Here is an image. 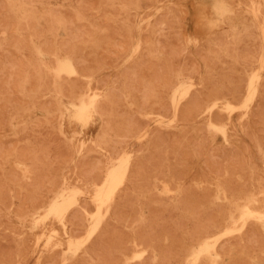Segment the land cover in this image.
<instances>
[{
    "label": "rangeland",
    "instance_id": "1",
    "mask_svg": "<svg viewBox=\"0 0 264 264\" xmlns=\"http://www.w3.org/2000/svg\"><path fill=\"white\" fill-rule=\"evenodd\" d=\"M8 1L9 0H0V9L2 8V7H4L6 10L8 9ZM73 1V2H72ZM92 1H93V3H92ZM95 1V2H94ZM102 0H89V2H90V4H89V2H88V0H33V2L35 3V5L38 7V8H48L49 9V11L51 12V16L52 15H55V16H59L62 20H63V22H64V24H63V26H58V25H55V26H53V27H51L50 26V24H51V21L49 22H46V20H50V19H48V18H51V17H49L48 16V18L47 19H45V21H43L41 24H36V27H35V24H19V22L16 20V21H14L13 20V18L15 17L13 14H12V12H7V11H9V9L6 11L4 8V10L3 9H1V14L3 13H5L3 16H5V17H7L6 15L8 14H10L9 15V18L11 17V16H14V17H12V18H8V20L7 21H5V24L3 23V25L4 26H6V27H4L1 23V25H2V28L0 29V69L2 70V73H3V77L5 78V76L7 75V77H8V74H11V73H14L15 72V74H17V76L16 77H14L15 76V74L13 75H10V76H12V78H5V80H4V82H5V84H4V82L3 81H1V80H3L4 78L1 76L0 78H1V80H0V87H1V85H2V82H3V84H4V88H3V85H2V87L0 88V91L2 90V93L1 94H3L4 95V93H8V92H6V90L8 89V91H12L11 93L12 94H14L13 96H12V94L9 92L8 93V95H6V97H5V95L4 96H2V97H4V98H6L5 100H4V98H2L1 96H0V101H1V99H3V101H1L0 103V114H1V116H0V125H1V128H0V146L2 145V146H5V147H7V148H1L0 147V150L2 151V150H5L4 151V154H3V151L1 152L0 151V154H1V156L3 157V158H1L0 157V162L1 161H3L2 163H0V174H2L3 176H1L0 178H3V179H1L0 180V186H2L0 189H1V191H0V194H1V192H2V194H1V196L2 197H4L5 196V199H6V197H7V191H8V197L11 199H8L7 198V200H4V199H2V201H0L1 203L3 202L4 203V201H5V207L4 206H2V205H4V204H1L0 203V222H2V224H0V229L2 230V231H0V233H1V235H0V244H2V245H0V259L1 258H3V259H1L0 261V264H6V263H4L5 261L7 262V264H41L40 262H42L43 260L45 261H43L42 263L43 264H51L50 263V261L52 262V260L53 259H55V257L54 256H56V259L58 260H53L54 262L52 263V264H56L57 262H59L60 261V263H57V264H83V263H86V264H93V262H94V264H99L100 262V264H105V263H107V262H110V263H107V264H132L133 262V264H141V262H142V264H161V263H163L165 260H167V259H170V260H168V261H165L164 262V264H171V263H173V264H177L178 263V261H179V263L178 264H183V262H184V264H189L190 263V261H191V259H192V257H189V256H191L190 255V251H192L193 249L192 248H198L199 247V245H200V243L201 242H203L204 240H207V241H210L211 243L213 242H215V240H217L216 242H215V244H214V249L216 250V252H220V253H223V252H225V256L224 255H222L221 254V258L219 259H217L215 262L213 261V259H211L212 257L209 255V253L207 254V252L205 253H203L201 256V258H200V260H199V262L197 263V264H207V262H208V264H211V262H212V264H226L227 262V264H264V262L263 261H260V260H264L263 258H264V252H262V251H264V225H263V223L260 221H258L257 219H256V221H254L255 219L254 218H248L247 219V221H246V224L244 225V226H246L247 225V223H248V225L246 226V227H241V229H240V226H241V221L242 220H240V222L238 221L239 219H241V218H239V217H241L240 215H241V205L244 203V201H245V199H246V197H249L248 195H250V197H253V199H255V206H257V207H263L264 208V144H262V143H264V140H263V138H264V0H222L223 2H224V5L226 6V8H227V10L226 11H223L222 13H220L219 15H216L215 13H214V11H213V9H212V7H211V4L209 3L210 2V0H146V2H145V0H137L136 2H135V0H134V2L136 3V4H132L131 2H129V3H127V1L126 0H103L102 2H101ZM105 1V2H104ZM130 1H133V0H130ZM149 1V2H148ZM3 2H4V6H3ZM151 2V3H150ZM192 2H194V3H192ZM2 3V4H1ZM100 3V4H99ZM103 3V4H102ZM127 3V4H126ZM131 3V4H130ZM260 3V4H259ZM84 4V5H83ZM96 4V5H95ZM152 4V5H151ZM193 4V5H192ZM85 5H87V6H85ZM95 5V6H94ZM175 5V6H174ZM70 6V7H69ZM83 6H85L84 8H83ZM97 6V7H96ZM98 6H99V8H98ZM105 6H106V9H107V11L105 10ZM118 6V7H117ZM146 7V8H143V7ZM149 6V7H148ZM170 6V7H169ZM172 6V7H171ZM175 7V9H174V7ZM206 6V7H205ZM72 7V8H71ZM104 7V8H103ZM117 7V8H116ZM252 7H254V8H252ZM56 8V9H55ZM68 8V9H67ZM69 8H71V10L70 11H68L69 10ZM102 8H103V10H102ZM183 8V9H182ZM54 11H53V10ZM59 9V10H58ZM67 11H66V10ZM74 9V10H73ZM110 9V10H109ZM114 9V10H113ZM161 9V10H160ZM258 9H259V11H258ZM4 12H3V11ZM64 10V11H63ZM105 10V11H104ZM115 10H117L118 12H115ZM121 10V11H120ZM136 10V11H135ZM62 11V12H61ZM102 11L104 12L103 13V15L105 14V16H103L102 15ZM122 12V13H120V12ZM258 11V12H257ZM57 12V13H56ZM84 12V13H83ZM96 12V13H95ZM165 12H167L166 13V16L165 15H163V13H165ZM59 13V14H58ZM63 13H65V15L67 14V13H70V14H67V15H70V16H72V18H70L69 16H67L66 15V17H65V15H62ZM86 13V14H85ZM118 13V14H117ZM132 13H135L134 15L132 14ZM162 13V14H161ZM169 13V14H168ZM237 13V14H236ZM0 14V18L1 17H3L2 15ZM12 14V15H11ZM94 14V15H93ZM102 16H101V15ZM168 14V15H167ZM178 14V15H177ZM180 14V15H179ZM228 14V17H229V19L227 20L226 19V15ZM234 14H235V16H234ZM114 15H116V16H114ZM160 15V16H159ZM174 15V16H173ZM178 17H177V16ZM240 15V16H239ZM247 15V16H246ZM118 16V17H117ZM160 18H159V17ZM162 16H163V20H162ZM169 16H171V20H170V17ZM5 17H3V19L1 18V21L0 22H3L2 20H4V18ZM64 17H65V19H64ZM69 17V18H68ZM133 17H134V19H133ZM156 17H158V18H156ZM169 17V18H168ZM232 17V18H231ZM16 18V17H15ZM71 20V19H73L72 21H74V20H76V21H74L73 23L70 21L69 22V20ZM117 18V19H116ZM130 18V19H129ZM184 18V19H183ZM225 18V19H224ZM234 18L236 19V20H238L237 22H236V20H234ZM17 19V18H16ZM90 19V20H89ZM133 20V22H132V20ZM160 19V21L161 22H163V23H161V25L159 24V22L160 21H158ZM173 19H174V21H175V19H176V23H173L174 21H173ZM179 19V20H178ZM247 19V20H246ZM5 20H6V18H5ZM65 20H67L66 22H65ZM97 20V22L98 23H94L95 21ZM171 22H170V21ZM181 20V21H180ZM233 20V21H232ZM8 21L10 22V24H8ZM14 23H13V22ZM156 21V22H155ZM168 21L169 22V24L171 23V24H173V26L175 27V25H177L175 28L174 27H171V26H166L168 23H166V22ZM173 21V22H172ZM182 23V24H180V22ZM246 21V22H245ZM15 22H17V23H15ZM85 22V23H84ZM109 22L111 23V24H109ZM228 22V23H227ZM229 22H231L230 24H229ZM233 22V23H232ZM50 23V24H49ZM70 23H72V24H70ZM81 23H83L82 25H81ZM102 25H101V24ZM153 23V24H152ZM156 23V24H155ZM16 24V25H15ZM74 24V25H73ZM79 24V25H78ZM86 24V25H85ZM107 24H109V25H107ZM120 24V25H119ZM152 24V25H151ZM170 24V25H171ZM255 24H257V25H255ZM24 25V26H23ZM31 25V26H30ZM46 25H48V26H46ZM76 25L78 26V27H76ZM157 25H159L158 27H157ZM251 25H252V27H251ZM14 26V27H13ZM27 26V27H26ZM44 26H45V28H44ZM81 26V27H80ZM107 26H109L110 27V30H109V27H107ZM113 26H114V28H113ZM116 26H117V28H116ZM121 26V27H120ZM179 26V27H178ZM231 26V27H230ZM258 26V27H257ZM4 27V28H3ZM26 27V28H25ZM46 27H48V28H46ZM58 27V28H57ZM126 27V28H125ZM142 27H143V29H142ZM157 27V28H156ZM162 27V28H161ZM171 27V28H170ZM194 27H196V28H194ZM255 27H257V28H255ZM34 28H35V30H36V32H35V30H34ZM70 28V29H69ZM77 28V29H76ZM81 30H80V29ZM89 30H88V29ZM121 28V29H120ZM151 28V29H150ZM163 28H165V29H163ZM168 28H170V29H168ZM221 28V29H220ZM224 28H226L227 29V31H225V30H222V29H224ZM232 28V29H231ZM243 28V29H242ZM253 28H254V30L256 31V33H255V31L253 30ZM29 29V30H28ZM72 29V30H71ZM93 29V30H92ZM120 29V30H119ZM157 29L159 30V31H157ZM167 29H168V31L170 32V34H169V36L171 37V39H170V37L166 34V33H169L168 31H167ZM229 29V30H228ZM234 29H237L238 30V32H236L237 30H234ZM259 29V30H258ZM46 30H48V31H46ZM108 30V31H107ZM113 30V31H112ZM122 30V31H121ZM152 30V31H151ZM180 30V31H179ZM214 30V31H213ZM216 30H220V31H216ZM233 30V31H232ZM246 30V31H245ZM252 32H251V31ZM33 31H34V34L35 35H33ZM39 31H41V32H39ZM46 31V32H45ZM57 31V32H56ZM73 33H72V32ZM81 31V32H80ZM86 31H87V33H86ZM91 31V32H90ZM111 31H112V33H111ZM117 31V32H116ZM162 32L163 33V36H161L160 34H162V33H157V32ZM174 31H175V33H174ZM201 31V32H200ZM226 33L227 32V35L224 33V32ZM234 32V33H232V32ZM245 31V32H244ZM252 33V35L250 36V32ZM6 32H7V34H6ZM54 32V34L52 35V33ZM68 33V35H67V33ZM71 32V33H70ZM121 32V33H120ZM122 32H124V33H122ZM126 32L129 34H126ZM130 32V33H129ZM164 32H166V33H164ZM172 32V33H171ZM176 32H178V33H176ZM193 32V33H192ZM195 32V33H194ZM199 33V34H197V33ZM213 32V33H212ZM222 32V33H221ZM241 32V33H240ZM249 32V33H248ZM258 32V33H257ZM8 33H10V35L8 34ZM83 33H85L84 35H83ZM93 33V34H92ZM104 33H106V35L104 34ZM174 33V34H173ZM181 34V36H182V38H181V36L179 37L178 35H180ZM187 33V34H186ZM215 33V34H214ZM229 33V34H228ZM243 33H244V36H243ZM245 33H246V35H248L249 34V36L250 37H252V39L250 40L249 38L250 37H248V36H246L245 35ZM253 33H255V34H257V35H253ZM69 34H73L74 35V39H71V37H72V35H69ZM101 36L102 34H104V36L102 37L101 36V38H104V39H101V38H99L100 36ZM111 34L112 35V37L114 36V39L111 37V35L109 36V35ZM124 34V35H123ZM126 34V35H125ZM150 34V35H149ZM159 34V35H158ZM172 34V35H171ZM178 34V35H177ZM203 34V35H202ZM211 34V35H210ZM217 34V35H216ZM237 34V35H236ZM242 34V36H243V38H242V36L240 37V35ZM6 35V36H5ZM108 35V36H107ZM145 35L148 37L147 38V44H144V43H146V38H143V37H145ZM164 35H165V38L167 39V37L169 38V39H167L166 41H165V38H164ZM176 37H175V36ZM187 35V36H186ZM222 35V36H221ZM3 36V37H2ZM14 37L13 39H10L11 37ZM77 36H78V38H77ZM83 36V37H82ZM150 36V37H149ZM159 36V37H158ZM167 36V37H166ZM174 36V37H173ZM177 36H178V38H181V40L180 39H178L177 38ZM211 36V37H210ZM214 36H215V38H214ZM228 36V37H227ZM233 36V37H232ZM246 36V37H245ZM258 36V37H257ZM16 37V38H15ZM46 37V38H45ZM51 37V38H50ZM106 37V38H105ZM111 37V38H110ZM155 37V38H154ZM173 37V38H172ZM209 37V38H208ZM237 37V38H236ZM257 37V38H256ZM36 38V39H35ZM52 38H53V40H52ZM68 38V41L67 42H69L70 44H71V42H72V46L69 44V43H67L66 42V39ZM73 38V37H72ZM118 38V39H117ZM130 38V39H129ZM161 38H163V40L161 39ZM205 38H207V39H205ZM213 38V39H212ZM230 38V39H229ZM233 38V39H232ZM236 38V39H235ZM239 38H240V40H239ZM248 38V39H247ZM254 38H256V39H254ZM260 38H262V39H260ZM22 39V40H21ZM50 39V40H49ZM55 39V40H54ZM57 39V40H56ZM71 39V40H70ZM76 39H77V41H76ZM82 39H83V41H82ZM88 39V40H87ZM91 39V40H90ZM94 39V40H93ZM98 39H101V41L103 42H101V41H97ZM112 39V40H111ZM225 39V40H224ZM229 39V40H228ZM254 39V40H253ZM259 39V40H258ZM6 40V41H5ZM10 40V41H9ZM13 42H12V41ZM28 40V41H27ZM85 40H87V41H85ZM116 40L117 41H119V42H116ZM143 40H145V42L143 41ZM169 40V41H168ZM172 40V41H171ZM175 40V41H174ZM178 40H180V41H178ZM214 40H215V42H214ZM250 40V41H249ZM261 40V41H260ZM4 41V43H7L8 44V47L6 46V44L5 45H3V42ZM46 41H48V44H49V46H48V44H46L45 42ZM51 41V42H50ZM60 41V42H59ZM106 41H108V42H106ZM123 41V42H122ZM153 41V42H152ZM159 41H161V43L159 42ZM162 41H164V42H162ZM174 41V42H173ZM182 41V42H181ZM221 41V42H220ZM229 41H230V43H229ZM237 41L240 43V44H238V46H237V48L235 47V45H237ZM241 41V42H240ZM251 41H253V42H251ZM256 41V42H255ZM258 41V42H257ZM12 42V43H11ZM24 42V43H23ZM44 42V43H43ZM66 42V43H65ZM74 42V43H73ZM84 42V43H83ZM91 42V43H90ZM112 42H114V43H112ZM177 44H179L180 45V43H181V45L179 46V45H177ZM204 42V43H203ZM226 42V43H225ZM244 42V43H243ZM250 42V43H249ZM260 42V43H259ZM262 42V43H261ZM21 43V44H20ZM51 43H52V45H51ZM60 45H58V44ZM63 43H64V45H63ZM76 43V45L79 47V45L81 44V43H83V45L81 44V46H85V47H83V50H81L80 49V52H79V48L81 47H77L76 45H74ZM109 43V44H108ZM121 43L123 46H122V48H120L121 47V44L119 45V44ZM131 43V44H130ZM157 43V44H156ZM213 43V44H212ZM218 43H219V47H218ZM228 43H229V45H228ZM231 43H233V45L234 46H232V44ZM10 44V45H9ZM13 46H12V45ZM25 44V45H24ZM27 44V45H26ZM53 44L55 45V47H52L53 46ZM67 44V45H66ZM85 44V45H84ZM98 44H100V48H99V45ZM118 46H117V45ZM128 44H130V45H128ZM150 44V45H149ZM153 44V45H152ZM159 44L160 45H164V48H165V50L163 49L162 50V48L163 47H161V49H160V46H159ZM169 44H172V45H169ZM174 44V45H173ZM199 44V45H198ZM225 44V45H224ZM242 44V45H241ZM244 44H246V45H244ZM248 44V45H247ZM251 44V45H250ZM255 44H258V45H261V46H257V45H255ZM69 45H70V48H69ZM98 47H97V46ZM138 45V46H137ZM198 45V46H197ZM227 45V46H226ZM242 46V49L240 50V48H241V46ZM251 46V48H250V46ZM252 45H254V46H252ZM76 46V47H75ZM95 46V47H94ZM104 46V49L102 48ZM105 46H108V48H106ZM129 46H130V48H129ZM132 46V47H131ZM146 46V47H145ZM147 46H149V47H151V48H148L150 51H152V50H156V52L157 53H154L153 51V53L154 54H156L155 55V58L154 57H152L151 58V56L150 55H153V54H149V53H151V52H149V50L147 51ZM167 46V47H166ZM174 47V49H173V47ZM177 46H178V48H177ZM228 46H229V48H228ZM240 46V47H239ZM249 46V47H248ZM256 46V47H255ZM4 47V48H3ZM46 47H49V49L48 48H46ZM64 47V48H63ZM88 47V48H87ZM109 47H111V48H109ZM145 47V48H144ZM171 47V48H170ZM182 47V48H181ZM206 47V48H205ZM222 47H223V49H222ZM245 47V49H243ZM8 48V49H7ZM23 48V49H22ZM48 49V50H45L44 51V49ZM55 48V49H54ZM71 48H73V50L71 49ZM74 48H75V50H74ZM82 48V47H81ZM88 50H90V49H92V51L90 52V51H86L87 49ZM90 48V49H89ZM102 48V51H100V53H99V51L98 50H100ZM141 48L143 49L144 48V50L142 51L141 50ZM176 48V49H175ZM180 48H181V50L182 51H185L186 50V52H183V53H181L180 54V52H182L181 50H180ZM187 48V49H186ZM200 48V49H199ZM208 48V49H207ZM217 48H219V49H217ZM235 48V50L236 49H238V50H233ZM260 48V49H259ZM15 49V50H14ZM38 49H41L43 52H44V54H40V53H38ZM96 49H98V50H96ZM105 49H107V50H105ZM159 49V50H158ZM170 49V50H169ZM173 49V50H172ZM180 51H179V50ZM206 49H207V51H206ZM221 49V50H220ZM226 49V50H225ZM227 49H229V52L227 53L226 51H228ZM256 49V50H255ZM11 50H12V52H11ZM17 50V51H16ZM52 50V51H51ZM54 50H55V52H54ZM69 50H71V51H69ZM78 50V51H77ZM95 50V51H94ZM110 50V51H109ZM125 50H127L126 52H124ZM161 50H162V52H161ZM173 51V53H172V51ZM174 50H176V51H174ZM224 50V51H223ZM240 50V51H239ZM247 50V51H246ZM253 50V51H252ZM260 50H261V52H260ZM8 51H10V52H8ZM67 51V52H66ZM69 51V52H68ZM83 51V52H82ZM105 51V54L103 53ZM122 51V52H121ZM169 52V51H171V53L169 52L168 54L167 53H165V52ZM190 51L192 52V53H194V54H190ZM195 51V52H194ZM213 52V53H207V52ZM235 51V52H234ZM239 53H238V52ZM258 51V52H257ZM76 52H79V53H84L82 56H80L78 53V55H76ZM85 52H87L88 54H89V56L85 53ZM102 52V53H101ZM161 52V53H160ZM164 52V53H163ZM224 52V53H223ZM231 52H233V53H231ZM238 54H237V53ZM243 52V53H242ZM249 52V53H248ZM256 52V54L257 55H255L254 53ZM260 52V53H259ZM11 53H12V56H11ZM71 54L73 57L72 58H74L73 59V61L76 59L78 62H76V61H74L75 62V64H74V66H75V69H76V72H74V73H68V72H65V71H62V72H57L56 70H55V68H56V66H57V64H58V57H61V56H64L65 54ZM146 53V54H145ZM160 53V54H159ZM176 53L179 55H176ZM216 53H218V54H216ZM225 53H227L228 55H231L229 58H228V55L227 54H225ZM4 54H7L6 56L4 55ZM97 54H98V56H97ZM102 54V55H101ZM114 56H113V55ZM158 54H159V56H158ZM162 54V55H161ZM222 54V55H221ZM239 56V59H236L237 57V55ZM252 55L253 54V56H249V55ZM260 54V55H259ZM74 55H75V57H74ZM84 55H86V56H84ZM95 55V56H94ZM104 55V56H103ZM106 55V56H105ZM119 55V56H118ZM121 55V56H120ZM146 55V56H145ZM161 55V56H160ZM164 55H166V56H164ZM167 55L169 56V55H171V56H169V57H172L173 55H175L176 57H175V60H173L174 59V56H173V58H172V60L169 58V57H167ZM197 55V56H196ZM243 55V56H242ZM15 56V57H14ZM55 56V57H54ZM102 56V57H101ZM108 56H110L109 58H108ZM116 56H117V58H116ZM149 56V57H148ZM184 56V57H183ZM200 58H199V57ZM212 56V57H211ZM217 58H216V57ZM227 56V57H226ZM241 56H242V58L243 59H241ZM246 56V57H245ZM254 56H256L257 57V60L258 61H256L255 63H254V61L256 60V57L254 58ZM28 57H30V58H28ZM33 59H32V58ZM50 57H51V59H50ZM53 57H54V59H53ZM82 59V57H83V59L84 60H80V58ZM87 57V58H86ZM92 57V58H91ZM158 57H160V58H158ZM163 57V58H162ZM166 57V58H165ZM211 57V58H210ZM222 57V58H221ZM227 58V60H226V58ZM14 58V59H13ZM16 58V59H15ZM18 58V59H17ZM85 58L86 59H88L87 60V62H85ZM90 58H91V61H90ZM96 58H98V63H97V60H96ZM102 58H104L103 59V62H102ZM149 58V59H148ZM169 58V60H171L170 62H172L171 64H170V62H169V60L167 61V59ZM188 58V59H187ZM232 58H235L236 59V62L234 61V59L232 60ZM245 58V59H244ZM250 58V59H249ZM15 60L16 61V63H18L19 61H21V62H19L18 63V67H19V69L20 70H22L23 71V73H22V71H19V69H18V67H16L17 66V64L15 63V61L13 62V61H11V60ZM28 59H30V60H28ZM94 59L96 60V61H94ZM105 59H107L106 61H105ZM143 59V60H142ZM147 59H148V61H147ZM163 59H165L166 60V62H165V60H163ZM198 59V60H197ZM208 59V60H207ZM218 59H220V60H218ZM246 59H248V60H246ZM255 59V60H254ZM3 60V61H2ZM18 60V61H17ZM46 60V61H45ZM54 62H53V61ZM99 60H100V62H99ZM109 60V61H108ZM112 60V61H111ZM113 60H115V61H113ZM153 60L155 61V62H153ZM158 60V61H157ZM159 60H161V61H159ZM177 60H179V62H177ZM209 60H211V61H209ZM245 60H246V62H247V64H245ZM32 61H34L33 63H32ZM151 62L150 64H152V66L151 65H149L148 66V64L147 63H145V65H143L144 64V62ZM188 62V63H186L185 64V62ZM191 61H195V62H191ZM220 61V62H219ZM226 61V62H225ZM2 62V63H1ZM11 62L13 63V66L11 65ZM73 62V63H74ZM82 62V63H81ZM89 62V63H88ZM106 62V63H105ZM130 62V63H129ZM157 62V63H156ZM164 62V63H163ZM173 62H174V65H173ZM223 62H225V63H223ZM232 62V63H231ZM234 62L236 63V64H238V66L236 65V66H234L233 67V65H234ZM237 62H239V63H237ZM262 62V63H261ZM26 63H28V64H26ZM37 63V64H36ZM57 63V64H56ZM76 63H77V65H76ZM79 63V64H78ZM86 63V64H85ZM87 63H88V65H89V67L91 68V69H89V67H88V69L86 68V66H88L87 65ZM91 63L93 64V65H91ZM98 64V66H97V64ZM99 63H101V64H99ZM103 63V64H102ZM167 65H169V66H171L172 68H169V66L167 67L166 66V64ZM179 63H182V66H183V68H187V69H185V70H187V71H185L184 69H183V71H182V66H181V64H179ZM191 63V64H190ZM223 63V64H222ZM227 63V64H226ZM252 63V64H251ZM258 63V64H257ZM10 64V65H9ZM33 66H32V65ZM43 64V65H42ZM135 64V65H134ZM141 64V65H140ZM153 64H155V65H153ZM158 64V65H157ZM160 64H162V66L160 65ZM175 64H177V65H175ZM179 64V65H178ZM188 64V66H186ZM194 64V65H193ZM225 64V65H224ZM239 64H242V66L245 68H243L241 65H239ZM244 64V65H243ZM249 64V65H248ZM3 65V66H2ZM9 65V66H8ZM20 65H22V68H21V66ZM36 65V66H35ZM55 65V66H54ZM81 66V68H80V66ZM105 65V66H104ZM126 65H127V68H129L130 70H131V74L130 73H128V72H130L128 69H126L125 70V68H126ZM164 65V66H163ZM204 65H205V67H204ZM208 65H209V67H208ZM224 65V66H223ZM227 65V66H226ZM246 65V66H245ZM248 65V66H247ZM2 66V67H1ZM6 66H8V68L6 67ZM83 66V67H82ZM97 66V67H96ZM101 66V67H100ZM137 67V69H136V67ZM141 66H144V67H141ZM145 66H147V68L148 69H146V67ZM156 66V67H155ZM157 66H158V68L161 66L162 67V72H161V67L158 69L157 68ZM174 66H176L175 67V69H174ZM180 68H179V67ZM196 66V68H198V69H196V68H194ZM226 66V67H225ZM241 66V67H240ZM249 66H251V70L249 71V69H250V67ZM5 67V70H3L2 68H4ZM11 67V68H10ZM35 67V69H33ZM93 67H95V68H93ZM99 67V68H98ZM131 67H132V69H131ZM152 68V73H151V69L150 68ZM179 69H178V68ZM190 67V68H189ZM200 67V68H199ZM218 67H219V70H218ZM239 67V68H238ZM247 67V68H246ZM254 67H255V69H254ZM6 68L7 69H9V71H7L6 70ZM38 68V69H37ZM86 68V69H85ZM142 68V69H141ZM157 68V69H156ZM167 68V69H166ZM169 68V69H168ZM193 69V71H192V69ZM209 68V69H208ZM214 68V69H213ZM216 68H217V71L215 72V70H216ZM230 68V69H229ZM231 68H233V70L234 71H231L232 69ZM236 69V72H235V69ZM238 68V69H237ZM249 68V69H248ZM78 69H80V71L78 70ZM95 69V70H94ZM96 69H97V71H96ZM108 69V70H107ZM164 69H166V70H168L167 71V73H166V70H165V74L163 73L164 71ZM176 69H178V70H176ZM195 69V70H194ZM208 69V70H207ZM213 69V70H212ZM227 69V70H226ZM247 69H248V71H247ZM18 70V71H17ZM83 70V71H82ZM84 70H86V72H84ZM127 70H128V72H127ZM133 70L134 71H136L137 73L136 74H138L139 75V77H140V79H142L143 77L145 78L146 77V75L148 74V76H149V79H151V78H153V76L155 77L154 79H152L154 82L153 83H155L156 85H154L153 83H151V81L148 79V76L146 77V79H145V81H144V79L142 80V81H144V83L142 82V84L139 82L140 81V79H138V75L136 76V74H133L132 72H133ZM138 70V71H137ZM147 70H149L150 71V73L147 71ZM156 70V71H155ZM176 70V71H175ZM190 70V71H189ZM196 70H197V72H196ZM205 70H206V72H205ZM239 70V71H238ZM245 70V71H244ZM4 71V72H3ZM10 71H12L11 73H9ZM54 71V72H53ZM94 71V72H93ZM95 71H96V73L97 74H95ZM125 71V72H124ZM153 71H154V73H153ZM160 71V72H159ZM169 71H171V72H169ZM172 71H174V72H172ZM186 73H185V72ZM212 71H214V72H212ZM238 71V72H237ZM242 71V72H241ZM1 72V71H0ZM17 72H19V73H17ZM124 72V73H123ZM126 72L128 73V74H126ZM144 72V73H143ZM147 72V73H146ZM156 72V73H155ZM159 74H158V73ZM218 72V73H217ZM233 72V73H232ZM242 74H244V75H242ZM5 73H8V74H5ZM29 73V74H28ZM33 73H35L34 75H33ZM37 73V74H36ZM49 73V74H48ZM53 73L55 74L54 76H53ZM81 73H83V74H81ZM86 73H87V75H86ZM92 73H94L95 75H93ZM111 73V74H110ZM141 75H140V74ZM164 75H163V74ZM185 73V74H184ZM206 73H207V75H206ZM229 73H231V74H229ZM245 73L246 74H248L247 76L249 77H247L246 75H245ZM18 74H19V76L20 77H18ZM27 74V75H26ZM45 74V75H44ZM46 74H48V75H46ZM51 74V75H50ZM74 74H75V76H74ZM124 74H126V75H124ZM152 74H153V76H152ZM154 74H156V75H154ZM167 74V76L166 77H168L167 78V81H168V83H169V85H168V83L166 82V77H164L165 75ZM216 74V75H215ZM234 74V75H233ZM236 74V75H235ZM241 74V75H240ZM1 75V74H0ZM5 75V76H4ZM23 75V76H22ZM25 75V76H24ZM43 75V76H42ZM62 75V76H61ZM64 75V76H63ZM67 75H69V77L67 76ZM103 75L105 76V77H103ZM131 75V77H132V79H131V82H133L134 80V78H136L135 79V82H133V83H136V86H137V92L135 91V93L133 92L134 90H135V84H133V83H131V82H128V81H130V78H129V76ZM142 75H143V77H142ZM159 75H161V76H159ZM187 75V76H186ZM213 75H215V76H213ZM218 75V76H217ZM220 75V76H219ZM53 76V77H52ZM77 76V77H76ZM107 76L108 77H110V78H108L107 79ZM115 76V77H114ZM123 76V77H122ZM126 77V80H125V77ZM127 76H128V78L129 79H127ZM150 76H151V78H150ZM170 76V77H169ZM192 76V77H191ZM203 76H204V79H203ZM208 76H209V79L210 80H208ZM212 78H211V77ZM32 78V80L34 79V78H37L36 79V81H38V82H34V83H32L33 81L30 79H27V78ZM43 77V78H42ZM49 77H52V78H50L49 79ZM65 77V78H64ZM67 77V78H66ZM73 77H76V78H78V80L75 78V79H73ZM80 77H83L81 80L82 81H79L80 80ZM84 77H85V79H84ZM159 79H158V78ZM163 77H164V79H163ZM173 77V78H172ZM219 77V78H218ZM232 77V80H230V78ZM251 77V78H250ZM253 77H255V78H253ZM3 78V79H2ZM14 78L16 79V81H17V84H18V86L15 88V84H16V82H15V80H14ZM24 78V79H23ZM46 78V79H45ZM72 80H71V79ZM94 78V79H93ZM97 78V79H96ZM98 78H102V80H100V82H102V84L100 83V82H98L99 80H98ZM157 78V81L155 80ZM12 79V80H11ZM17 79H19L20 81H18ZM53 80L54 79V81H52L53 83H51L49 80ZM66 79V80H65ZM89 79V80H88ZM106 79V80H105ZM112 79H113V81H112ZM147 79H148V82H147ZM162 79V80H161ZM169 79V80H168ZM171 79V80H170ZM219 79V80H218ZM226 79V80H225ZM229 79V80H228ZM247 79V80H246ZM252 79H254V85H253V90H251V86H250V81L252 80ZM7 80V81H6ZM8 80H9V82H11V83H9L8 82ZM11 80V81H10ZM35 80V79H34ZM65 80V81H64ZM86 80V82L88 83H86V82H84ZM128 80V81H127ZM138 80V81H137ZM172 80H173V82H172ZM203 80L205 81V82H203ZM223 80V81H222ZM225 80V81H224ZM227 80H228V82H227ZM243 80V81H242ZM249 80V81H248ZM28 81H32V82H28ZM41 81H43V84H45L46 86L44 87V85L43 84H41L42 82ZM46 81H49V82H46ZM63 81V82H62ZM74 81H77V82H75L76 84H78V85H80V87L77 85L76 87H75V83H74ZM95 81V82H94ZM97 81V82H96ZM123 81H125V82H123ZM156 81V82H155ZM161 81V82H160ZM162 81H163V83H167L166 85L165 84H163V86L165 87H169V88H164L163 86H161V84L159 85V83H162ZM175 81V82H174ZM177 81V82H176ZM201 81L203 82V83H201ZM217 81H218V83H217ZM219 81L220 82H223V83H225V84H223L224 85V87H225V89H226V91H224L225 89L223 88V85L222 84H220L219 83ZM231 81V83H229ZM258 81V82H257ZM41 82V83H40ZM44 82H46V83H44ZM60 82H61V84H60ZM68 82H70V83H72V86H68V85H65V83L67 84ZM94 82V83H93ZM105 84H107V85H105ZM107 82V83H106ZM117 82H118V84H117ZM126 82H128V84L126 83ZM139 82V83H138ZM145 82H147V83H149V84H147V83H145ZM157 82H158V84H157ZM248 82V83H247ZM260 82H262L261 83V85H260ZM26 83H29V84H26ZM37 83H39V84H37ZM64 83V84H63ZM81 83V84H80ZM85 83V84H84ZM102 85V86H100V84ZM130 83V84H129ZM180 83V84H179ZM211 83H213V84H211ZM214 83L216 84H220V85H222L221 87H220V85H214ZM243 83V84H242ZM245 83H247V84H245ZM21 84H23V85H21ZM38 86H37V85ZM48 84L51 86H48ZM52 84V85H51ZM95 84H98V86L97 85H95ZM117 84V87L115 86V89H114V85H116ZM122 84V86H120ZM125 84H127V86H129V87H127ZM138 84V85H137ZM139 84H140V86H139ZM144 84H146V86L144 85ZM151 84H153L154 85V87L156 86V87H161V88H156L157 89V91H161V92H157L156 91V89H154L155 91H156V93L158 94H155V92H154V94H152L151 93V91L153 90V86H151ZM175 84V85H174ZM204 84V85H203ZM211 84V85H210ZM231 84H233L232 86H231ZM236 84V85H235ZM241 84V85H240ZM257 84V85H256ZM8 85V86H7ZM14 87H13V86ZM26 85V86H25ZM28 85H30L31 86V88L30 89H28L29 88V86ZM41 85V86H40ZM63 85H65V86H62ZM83 85V86H82ZM85 85H87V86H85ZM92 85H94V86H92ZM119 85V86H118ZM130 85L132 86V87H130ZM147 85H149L150 86V89H151V87H153L151 90L150 89H148V87H147ZM159 85V86H158ZM170 85H172V87H174V88H172ZM200 86V88H199V90L197 89L199 86ZM10 86V87H9ZM26 87V89H25V87ZM37 88H36V87ZM40 86V87H39ZM57 86V87H56ZM97 86V87H96ZM124 86V87H123ZM135 88H134V87ZM145 86V87H144ZM203 86V87H202ZM216 86V87H215ZM219 86V87H218ZM7 89H6V88ZM21 87V88H20ZM28 87V88H27ZM53 87V88H52ZM68 87V88H67ZM73 87V88H72ZM78 87V88H77ZM93 87H94V89H93ZM111 87H113V88H111ZM123 87V88H122ZM125 87H127V88H125ZM163 87V88H162ZM185 87H190L189 88V90L187 91V93H184L185 91L183 90ZM205 87V88H204ZM232 87H234V89L232 88ZM235 87H236V90H235ZM246 87V88H245ZM262 87H263V89H262ZM9 88H11V90H9ZM19 88H20V90H19ZM33 88V89H32ZM34 88H36V90H34ZM51 88V89H50ZM62 88L64 89V91H65V93H63L64 91L62 90ZM66 88V89H65ZM69 88H72L73 90H69ZM88 88H89V90H88ZM93 90H92V89ZM118 88V90H116ZM129 88H131V89H129ZM132 88H134V89H132ZM139 88H140V90H139ZM147 88V90H143V89H146ZM179 88V89H178ZM205 90H204V89ZM212 88V89H211ZM222 90H221V89ZM16 89V90H15ZM28 89V90H27ZM40 89H42V90H44V91H40ZM60 89V90H59ZM79 89H81V90H84L85 92H87V93H85L84 91L81 93L80 91L81 90H79ZM105 89V90H104ZM107 89V90H106ZM113 89V90H112ZM122 90V92H120V90ZM167 89H169V91L167 90ZM218 89V90H217ZM232 89V90H231ZM245 89V90H244ZM250 89V90H249ZM256 89V90H255ZM29 90L31 91V92H29ZM35 92H34V91ZM75 90H78V92H75V94H77L76 96H78V97H76L75 95H73V91H75ZM89 91V93H88V91ZM99 90V91H98ZM111 90H112V93H111ZM124 90L126 91V92H124ZM133 90V91H132ZM194 90V91H193ZM196 90V91H195ZM197 90H198V93H196L197 92ZM203 90V91H202ZM209 90V91H208ZM213 90V91H212ZM218 91V92H215V91ZM230 90V91H229ZM70 91V92H69ZM71 91H72V93H71ZM94 91V92H93ZM106 91H107V93H106ZM117 91H119V92H117ZM130 91H132L133 93H134V95H133V93H132V95H131V93H130ZM139 91H140V93H139ZM143 91V92H142ZM145 91L147 92V93H145ZM163 91V92H162ZM165 91H166V93H165ZM184 91V92H183ZM224 93H223V92ZM232 91H233V93H232ZM247 91V92H246ZM4 92V93H3ZM25 92V93H24ZM67 92V93H66ZM69 92V93H68ZM93 92V93H92ZM148 92H149V94H148ZM212 92V93H211ZM241 92V93H240ZM243 92V93H242ZM244 92H246V94L244 93ZM249 92V93H248ZM32 93H34L33 95H32ZM35 93L37 94V95H35ZM71 93V94H70ZM108 93H110V94H108ZM115 93H117V94H115ZM125 93H128V94H125ZM159 93H161V95L159 94ZM162 93H164V94H162ZM179 93H180V96H179ZM190 93H193V95L192 94H190ZM203 94V96H201V94ZM213 94V95H211V94ZM215 93H218L219 95H220V97H219V95L218 94H215ZM226 93V94H225ZM239 93V94H238ZM262 94V96H261V94ZM0 94V95H1ZM23 94V95H22ZM96 95V98H95V100H96V110H95V112L87 119V120H83V121H80V120H77V119H75V118H73L72 116H71V110H70V105H68L67 104V100H69V99H75L76 98V100H79L81 97H85V98H88L90 95ZM100 94V95H99ZM108 94V95H107ZM118 97V98H116V96ZM149 96H148V95ZM184 94V95H183ZM195 94V95H194ZM230 94V95H229ZM232 94V95H231ZM248 94V95H247ZM254 94H255V96H254ZM15 95H16V97H17V95H18V97H17V99L19 98V100L17 101V99H16V102L18 103H16L14 100H15ZM22 95V96H21ZM39 95V96H38ZM41 95V96H40ZM66 95V96H65ZM72 95V96H71ZM115 97V98H113V96ZM148 97H147V96ZM165 95V96H164ZM182 95V96H181ZM234 95L236 96V97H234ZM240 95H241V97H240ZM8 96H9V98H10V100H8L9 101V103H8V101H7V99H9L8 98ZM68 96V97H67ZM71 96V97H70ZM133 96H135V98L136 99H138V97L140 98V96L142 97V99H143V97H144V99H143V101H142V99L140 98V99H138V101H136V99L135 98H132ZM138 96V97H137ZM159 96V97H158ZM161 96V97H160ZM164 96V97H163ZM169 96V97H168ZM215 96V97H214ZM258 96V97H257ZM35 97H38V98H35ZM52 97V98H51ZM155 97V98H154ZM181 98V100L179 101V99ZM192 97V100L190 99ZM214 97V98H213ZM219 97V98H218ZM263 97V98H262ZM20 98L23 100L24 98V100H25V102H24V100H23V102H22V100H20ZM104 98V99H103ZM109 98H111V99H109ZM121 98V99H120ZM123 98H124V100H123ZM148 98H150V99H148ZM157 98L159 99V100H157ZM189 98V99H188ZM194 98H199V99H194ZM201 98V99H200ZM213 98V99H212ZM221 98V99H220ZM49 99V100H48ZM120 100V102H119V100ZM147 101H146V100ZM161 99V100H160ZM168 99V100H167ZM175 101H174V100ZM188 99V100H187ZM210 99V100H209ZM212 99V100H211ZM236 99H238V101H236L235 103H231V101H235ZM241 99H242V101H241ZM34 100L35 101H38V102H34ZM56 101V102H54V101ZM103 101V102H101V101ZM107 101V102H105V101ZM112 100H113V102L114 101H116L115 103H113V105H114V107H115V105L117 104V106L114 108L113 106H112ZM124 101L123 103H122V101ZM127 101V103L129 104H125L126 103V101ZM130 100V101H129ZM155 102H154V101ZM187 100V101H186ZM202 100H203V103L201 104V102H202ZM206 100H208L207 101V103H204V101L206 102ZM27 101V102H26ZM30 101V102H29ZM43 101H45L46 103H48V101L50 102V103H53V106H54V104L55 105H57V103H58V105L56 106L57 108H58V110H57V108L55 107V109L52 107V104H46V103H44ZM53 101V102H52ZM140 101L142 102L141 103V106H140ZM145 101H146V104H145ZM157 101H158V103H157ZM159 101H161V102H159ZM167 101H168V103H167ZM172 101V102H171ZM185 101V102H184ZM196 101H198V102H196ZM200 101V102H199ZM244 101H246V102H244ZM260 101V103H258ZM5 102V103H4ZM7 102V103H6ZM10 102H11V104H10ZM24 103V104H22V103ZM29 102V103H28ZM109 102H110V104H109ZM118 102V103H117ZM137 102H139L138 104H139V106H137ZM143 102H144V104H143ZM166 102V103H165ZM180 102V103H179ZM188 102H190V103H188ZM214 102H217V104L216 105H214V106H212L211 108H208L207 106L210 104H213ZM226 102H230L232 105H235L234 107H233V109H234V111H233V109L231 110V109H229V108H225V104H226ZM12 103H15L14 105H15V107L12 109L11 107H13L12 106ZM26 103V104H25ZM98 103V104H97ZM99 103H101V104H99ZM104 103V106L106 107V109L105 110H103L102 108L104 107L102 104ZM136 103V104H135ZM148 103V104H147ZM161 103V104H160ZM170 103V104H169ZM173 103H174V105H173ZM179 103V104H178ZM225 103V104H224ZM241 103H242V106H240L241 105ZM3 104H4V106H5V104H6V108L3 106ZM40 104V105H39ZM108 104V106H106ZM121 104V105H120ZM122 104L124 105V106H122ZM157 104H159V105H157ZM178 104V105H177ZM183 105L184 104V106H185V108H184V106H180V105ZM192 104H194V105H192ZM195 104L197 105V107L199 108H202V106L205 108V105H206V108L204 109V108H202L201 109V112H200V110H199V112H198V108L195 106ZM200 104H201V106H200ZM204 104V105H203ZM245 106H244V105ZM263 104V105H262ZM8 105V106H7ZM11 105V106H10ZM21 105H23V106H20ZM31 105V106H30ZM46 107V110H49V112L48 111H46V112H48V113H45V111L44 110H42V109H45V107ZM101 105L103 106V107H101ZM111 107H110V106ZM130 106L129 108H127L128 106ZM144 105H147L146 107L148 108V111L146 110L147 108L144 106ZM162 105V106H161ZM169 105H171V106H169ZM191 105V106H190ZM223 105H225L224 106V108H223ZM240 107H239V106ZM260 105V106H259ZM18 106V107H17ZM30 106V107H29ZM48 106H51V107H49L48 108ZM120 106H122V107H120ZM126 106V107H125ZM138 107V110H136L137 109V107ZM161 108H160V107ZM173 106V107H172ZM176 106H178V107H176ZM180 106V107H179ZM194 106L197 108H194ZM3 107V108H2ZM104 107V108H105ZM107 107H109V108H107ZM136 109H135V108ZM140 107H142V109H140ZM143 107H145V108H143ZM153 107V108H152ZM156 107V108H155ZM172 109H171V108ZM195 109H193V108ZM236 107V108H235ZM239 107V108H238ZM244 107H245V109H244ZM248 107V108H247ZM256 107H258V108H256ZM10 108V109H9ZM16 108H17V110H16ZM19 108V109H18ZM111 108V109H110ZM114 108V109H113ZM125 108V109H124ZM132 108H134V109H132ZM173 108H174V110H173ZM183 109L182 111H181V109ZM190 108H191V110H190ZM221 108H223L222 110H221ZM262 108V109H261ZM52 109V110H51ZM53 109H54V111L56 112V114H55V112L53 111ZM99 109V110H98ZM108 109V110H107ZM118 109H120V110H118ZM123 109L126 111V109H128L127 111H126V118H123L122 119V117L123 116H125V111H123ZM150 109H151V111H150ZM162 109H163V111H162ZM177 109V110H176ZM193 109V110H192ZM225 109H227V110H229V111H226ZM259 109V110H258ZM2 110H3V112H2ZM7 110V111H6ZM9 110V111H8ZM101 110V111H100ZM112 110L113 111H115L114 113H111L112 112ZM117 110V111H116ZM135 110V111H134ZM144 110V112H142V111ZM152 110H153V112H152ZM171 110V113L170 112H168V111H170ZM179 110V111H178ZM256 110V111H255ZM6 111V112H5ZM108 111V112H107ZM122 111V112H121ZM137 111V112H136ZM141 111V112H140ZM147 111V112H146ZM150 111V112H149ZM158 113H156V112ZM160 113H159V112ZM172 111H174V112H172ZM176 111V112H175ZM189 111H191V112H189ZM197 111V112H196ZM216 111H217V114H216ZM231 111V112H230ZM233 111V112H232ZM260 111L261 113H262V116H261V114H259L258 112ZM51 112V113H50ZM117 112V113H116ZM120 112V113H119ZM181 112V113H180ZM192 112H195L196 114H197V116H195L196 114L195 113H192ZM255 112V113H254ZM2 113H3V115H4V117H3V115H2ZM5 113V114H4ZM8 115H7V114ZM59 113V114H58ZM124 114V115H118V114ZM133 113V115L132 116H130V118L132 119H129V115H131ZM134 113H135V115H138V113H139V115L137 116V117H135L134 118ZM154 113H156V114H154ZM177 113V114H176ZM178 113H180V114H178ZM184 113V114H183ZM193 114L195 117H196V120H195V118H192L193 117V115H191V114ZM215 113V114H214ZM229 113H231V114H229ZM242 113V114H241ZM246 113V114H245ZM252 113H253V115H254V117H253V115H252ZM129 114V115H128ZM140 114H141V116H140ZM161 114V115H160ZM171 114V115H170ZM190 114V115H189ZM219 114V116H217V118H216V115H218ZM229 114V115H228ZM238 114H240V118H238L237 117V115ZM244 114V115H243ZM105 115V116H104ZM114 115H116V116H114ZM175 115V116H174ZM178 115V116H177ZM180 115V116H179ZM42 116V117H41ZM49 116V117H48ZM50 116H53V117H50ZM57 116V117H56ZM122 116V117H121ZM165 116V117H164ZM177 116V117H176ZM188 116H190V117H188ZM215 116V117H214ZM222 118H221V117ZM244 116V117H243ZM259 116H261V117H259ZM35 117V118H34ZM54 117H55V119H54ZM113 117H116V120H117V118L119 119V121H117L116 123H115V119L113 118ZM167 117V118H166ZM173 117V118H172ZM229 117H230V119H229ZM238 119H237V118ZM243 117V118H242ZM258 117V118H257ZM263 117V118H262ZM38 118V121H39V118L41 119L40 120V122L42 123V127L39 125V123H38V121L37 120H35V119H37ZM48 119L49 121H51V122H49V121H44V119ZM105 118V119H104ZM136 118L138 119V120H136ZM179 118V119H178ZM187 118V119H186ZM192 118L193 119V121H192V119H191V121H190V119ZM257 118V119H256ZM259 118H260V120H259ZM23 119V120H22ZM31 119H32V123H31ZM45 119V120H46ZM122 119V121H120ZM124 119L125 120H129V121H126L127 122V124L125 123V121H124ZM170 119H172V120H170ZM186 119V120H185ZM200 119V120H199ZM203 119V120H202ZM242 119V120H241ZM255 119V120H254ZM5 120V121H4ZM20 120V122H18ZM35 120V121H34ZM53 120V121H52ZM141 120H142V122H141ZM171 122H170V121ZM180 120V121H179ZM187 120H189V121H187ZM195 120V121H194ZM201 120H202V122H201ZM246 120V122L248 123H246V122H244ZM259 120V121H258ZM34 121V122H33ZM55 121V122H54ZM131 121H133L134 123L132 124V128H130V126H129V128L128 127H126V125H128L129 123H131ZM136 121V122H135ZM146 121V123H144ZM184 121V122H183ZM185 121H187V122H185ZM204 121V122H203ZM210 121V122H209ZM254 121H256V123H254ZM261 121V122H260ZM29 122V123H28ZM36 122V123H35ZM43 122L45 123V124H43ZM104 122H105V124H104ZM120 122V123H119ZM139 122H141V124H142V126H140L141 124L139 123ZM4 124V126H3V124ZM25 123V124H24ZM149 124V125H146V124ZM211 123H214V124H216L217 126H224L225 127V130H227V132H226V134H227V136H228V138H225L224 137V134H223V132H221V130L220 129H218L217 127H214V126H211L210 124ZM225 123V124H224ZM245 123V124H244ZM261 123V124H260ZM28 124V125H27ZM31 124H32V126H33V130L31 129L30 130V126H31ZM35 124V125H34ZM111 124H113V125H111ZM123 124H125V125H123ZM135 124V125H134ZM138 124H140L139 126H138ZM183 124V125H182ZM186 124V125H185ZM199 125V128L198 127H196V126H198ZM206 124H208V126L206 125ZM244 124V125H243ZM247 124V125H246ZM257 124V125H256ZM260 124V125H259ZM263 124V125H262ZM27 125V126H26ZM30 125V126H29ZM38 125V126H37ZM46 125H48V126H46ZM55 125H57V126H55ZM110 125V126H109ZM143 125H144V127H143ZM169 125V126H168ZM185 125V126H184ZM192 125L194 126V127H192ZM202 125V126H201ZM207 128L206 130H205V128L203 129V127L204 126ZM21 126V127H20ZM32 126H31V128H32ZM52 126H53V128H52ZM75 126V127H74ZM118 126V127H117ZM123 126V127H122ZM137 127L138 126V128L137 129H135L134 130V128L135 127ZM156 126V127H155ZM244 126V127H243ZM247 126V127H246ZM25 127H27V128H29V130L26 128L25 129ZM44 127V129H42ZM117 127V128H116ZM124 127H126V128H124ZM134 127V128H133ZM140 127H143L142 129L140 128ZM158 127V128H157ZM179 127V128H178ZM186 127H188V128H186ZM189 127L191 128V130L189 129ZM200 127L203 129V130H205V131H201L202 129H200ZM258 127H260V128H258ZM20 128H22V129H20ZM34 128H36V129H34ZM39 128H40V130H39ZM110 128V129H109ZM114 129V131H113V129ZM122 128V129H121ZM124 128V129H123ZM141 130H140V129ZM182 128V130H180ZM184 128H185V130H184ZM247 128V129H246ZM75 129V130H74ZM105 129V130H104ZM130 131H129V130ZM131 129H133V130H131ZM139 129V130H138ZM158 129H160L159 130V132H161L160 134H158L159 132L157 131V134H154V133H156V130H158ZM193 129V130H192ZM253 129V130H252ZM258 129H259V131H258ZM27 131V133H25L26 135H24V132H26ZM35 130H37V131H35ZM45 130H48V131H45ZM51 130V131H50ZM110 130V132H108ZM122 130V131H121ZM126 132V131H129L130 132V134L128 133V132H126V133H128V134H126V133H122V132H124V131ZM187 130H189V131H187ZM216 130V131H215ZM219 132H218V131ZM244 130H245V132H244ZM246 130H248L249 132H251V133H249L248 131H246ZM29 131H35V133L34 132H29ZM53 131H55V133L53 132ZM117 131H119V132H117ZM137 133H136V132ZM154 131V132H153ZM186 131V132H185ZM256 133V137H255V133ZM40 132V133H39ZM50 132H51V134H50ZM53 132V133H52ZM135 132V133H134ZM152 132V133H151ZM172 132V133H171ZM177 132V133H176ZM190 132H192V133H190ZM203 132V133H202ZM249 134H248V133ZM263 132V133H262ZM30 133V134H29ZM34 133V134H33ZM39 134L38 136L37 135H35V134ZM43 133V134H42ZM49 133V134H48ZM79 133V134H78ZM149 133H151V134H149ZM166 133H168V134H166ZM181 133H184L183 134V137L181 138V136H182V134ZM188 135H187V134ZM206 133V134H205ZM41 134L43 135V137L45 138V139H49V137H50V139L49 140H46L45 141V139H43L42 138V136H41ZM45 134V135H44ZM120 134V135H119ZM124 134V135H123ZM134 134V135H133ZM135 134H137V135H135ZM162 134H164V135H162ZM176 134V135H175ZM248 136H250V137H248ZM252 135V137L254 138H252L251 137V135ZM261 134H263V137H262V135ZM27 135H29V137H30V135H33V136H31L30 138H26L25 136H27ZM46 135H48L49 137H45ZM52 137H51V136ZM60 135V136H59ZM102 135V136H101ZM125 135H126V137H128V140L126 139V137H125ZM127 135H129V136H127ZM132 135H133V137H132ZM155 135V136H154ZM167 135H169V138L167 139L166 138V136ZM179 135V136H178ZM185 135V136H184ZM192 135V136H191ZM23 136V137H22ZM40 136H41V139H40ZM124 136V137H123ZM157 137V139H155L154 137ZM160 136V137H159ZM177 136V139H175L174 137H176ZM22 137V138H21ZM28 137V136H27ZM39 137V139H37ZM114 137V139H115V137H117L116 139H118V140H114V139H112ZM122 137L124 138V141L122 140ZM153 137V139L155 140V142H157L158 141V143H155L154 142V140H152L151 138ZM158 137H159V139L161 140L162 139V141H160L159 139H158ZM165 137V138H164ZM178 137L180 138V140L178 139ZM190 139H189V138ZM260 137V138H259ZM262 137V138H261ZM21 138V139H20ZM36 138V139H35ZM60 138V139H59ZM62 138V139H61ZM171 138H174V140L173 139H171ZM206 138H208V139H206ZM252 138V139H251ZM256 138V139H255ZM258 138V139H257ZM24 139H25V142H26V144L24 143ZM37 140V141H35V140ZM54 139V140H53ZM121 139V141H119ZM137 139V140H136ZM187 139V140H186ZM226 139V140H225ZM17 140V141H16ZM19 140V141H18ZM22 140V141H21ZM39 140H40V142H39ZM54 142V145H55V147L56 148H54V145H52V144H49V143H53L52 141ZM64 140V141H63ZM110 140V141H109ZM113 140V141H112ZM175 140L177 141H179V145L180 144H182L183 142H184V148L182 147L181 149H185V153L186 152H188V153H186V154H188V157H189V151L188 150H192V152L190 153V157L192 156V158L193 159H189L188 157H187V155L186 154H184L183 152H184V150L182 151L179 147L180 146H183V145H180L179 147H178V142H176L175 144H174V142H175ZM184 140V141H183ZM191 140V141H190ZM257 140V141H256ZM43 141H44V143L46 144V143H48L49 145H46V146H49L50 147V145H51V150L54 148V149H56V150H52V153L50 154V152H51V150H50V148L48 149V147H46L45 145H44V143H43ZM50 141V142H49ZM99 141V142H98ZM102 141V142H101ZM112 141V142H111ZM115 141H117V142H115ZM150 141H151V143H152V146H153V148L151 147V143H150ZM165 141H167V143H168V141L169 142H171V143H169V144H167V143H164ZM189 141V142H188ZM244 141H246V143H244ZM253 141V142H252ZM258 141L259 142H261V141H263L262 143H258ZM109 142V143H108ZM111 142V143H110ZM120 142H122V143H120ZM127 142V143H126ZM161 142H163L162 144H161ZM187 142V143H186ZM193 142H194V145L192 146L191 144H193ZM9 143V144H8ZM18 143V144H17ZM43 143V144H42ZM93 143V144H92ZM116 143V144H115ZM118 143V144H117ZM141 143V144H140ZM247 143H248V145H247ZM253 143H256V145L255 144H253ZM12 144V145H11ZM14 144H17L16 146L14 145ZM34 144H35V146H34ZM39 144H42V145H44V147H46L45 149H48V150H46L45 151V149H44V147L42 146V148H43V150L41 149V146H38ZM95 144V145H94ZM110 144H111V146H110ZM116 145V147L114 146V145ZM123 144V146H121ZM144 144V145H143ZM158 144V145H157ZM164 144V145H163ZM171 144V145H170ZM172 144H174V146L176 145L177 146V148H178V150L176 149V147H174ZM186 144H188L187 146H186ZM196 144H198V145H196ZM203 144V145H202ZM254 146H253V145ZM261 144V145H260ZM33 145V146H32ZM94 145V149H92V147L91 146H93ZM107 145V146H106ZM113 145V146H112ZM139 145V146H138ZM160 145V146H159ZM161 145H162V150L160 149L161 148ZM168 145V146H167ZM257 145H259V146H257ZM13 146V147H12ZM15 146V147H14ZM20 146H22L21 148H20ZM58 146V147H57ZM60 146V147H59ZM104 146H105V148H104ZM108 146H110L109 148H108ZM121 146V147H120ZM148 146V147H147ZM154 146H156V147H158V148H155ZM167 146V147H166ZM244 146V147H243ZM247 146L249 147V148H247ZM256 146V147H255ZM261 146H263L262 148H260ZM17 147V148H16ZM33 147H34V149H33ZM53 147V148H52ZM88 147V148H87ZM107 147V148H106ZM111 147H115V148H117V150L119 149V153L118 154H120V156L117 154V150H114L115 148H111ZM123 147H125L124 149H123ZM135 147V148H134ZM144 147V148H143ZM172 147V148H171ZM255 147V148H254ZM258 147V148H257ZM8 148H12L10 151L8 150ZM26 148V150L27 151H25L24 149ZM78 148V149H77ZM100 148V149H99ZM101 148H102V151H100L101 150ZM141 148H143V149H141ZM150 148V149H149ZM163 148H165V149H163ZM213 148H217L216 150H215V153L214 152H212L213 154L211 155V152L210 151H214V149ZM256 148H257V150H256ZM18 149V150H17ZM60 149V150H59ZM151 151H149V150ZM169 149V150H168ZM188 149V150H187ZM195 149V150H194ZM204 149V150H203ZM222 149V150H221ZM259 149V150H258ZM6 150H7V152H6ZM30 150V151H29ZM33 150V151H32ZM42 150V151H41ZM58 150V151H57ZM109 150H111V151H109ZM127 150H128V152H127ZM134 150H136L137 151V153H135L136 151H134ZM140 150V151H139ZM155 151V153H158L159 154V152H161V154L162 155H164V156H162L161 154V156H162V158H158V157H161V156H159L158 155V157H157V154H155L154 153V151ZM166 151V153H165V151ZM176 150L178 151V152H181V153H178V152H176ZM180 150V151H179ZM190 150V151H191ZM247 150H248V152H247ZM250 150V151H249ZM261 150V151H260ZM8 151H9V154H8ZM19 154H22V156L20 155V157H21V159H20V157H18L19 155H18V153ZM24 151H25V153L26 154H24ZM32 151V152H31ZM49 151V152H48ZM60 151V152H59ZM101 153H100V152ZM116 151V152H115ZM130 151V152H129ZM131 151H133L132 153H131ZM144 151H145V153L146 154H144ZM148 151V152H147ZM163 151V152H162ZM174 151L176 152V153H174ZM223 151V152H222ZM31 152V153H30ZM43 152H45V153H43ZM97 152V153H96ZM104 152V154H107V155H104V154H102ZM152 152H153V154L154 155H156V157H154L153 155L151 156V154H152ZM250 152V153H249ZM257 152V153H256ZM260 152V153H259ZM35 154V156H33L34 154ZM38 153H42L43 155H39ZM53 153H54V155H53ZM58 153H62V155H60V154H58ZM99 153V154H98ZM113 153V154H112ZM115 153V154H114ZM140 153V154H139ZM143 153V154H142ZM148 153V154H147ZM163 153H165V154H163ZM171 153V154H170ZM174 153V154H173ZM193 153V154H192ZM201 153H203V155L201 154ZM243 153H245V154H243ZM7 154V155H6ZM15 154H17L16 156H15ZM45 154V155H44ZM58 155V156H55V155ZM72 154V155H71ZM87 154V155H86ZM93 154H94V156H96V157H94L93 156ZM101 154V155H100ZM114 155V157L112 156V155ZM139 154V155H138ZM167 154V155H166ZM173 154V155H172ZM180 156H179V155ZM184 154V156H182ZM192 154V155H191ZM218 155V156H220L221 158H219L218 156H216V160H217V158L218 159H220L219 160V162H222L223 164H221V163H219L218 162V160L216 161V160H214L215 159V156H213V155ZM260 154H262V155H260ZM37 155H39L38 156V158H37ZM53 155V156H52ZM68 155V156H67ZM88 155H91V156H89L88 157ZM99 155V156H98ZM105 157H104V156ZM111 155V156H110ZM126 155H128L129 156V158H130V165H132L133 167V169H131V166H130V168H129V170H128V172H127V175H126V178H125V180H124V182L123 183H121V184H119L118 186H116V188H115V191H114V199H113V202H112V205H110L109 206V211H106L107 210V205L105 204V205H102L101 207V211L103 212L104 211V209H105V211L103 212V214H104V216H105V218H104V216H103V220H102V222H101V224H100V226L98 227V229L94 232V234L88 239V240H85V241H83L85 238H86V234H88V232H89V230H90V228H91V226H92V223H93V216L95 215V213L97 212V210L99 209V207H98V202L95 200V193L94 192H96V190H97V187H99L100 185H102L103 184V182L105 181V179H106V175H107V171L113 166V165H115V164H117V163H119V161H120V159H122L123 158V156H126ZM133 155H134V157H133ZM138 156L137 157V159H135L136 157L135 156ZM144 155H145V157L146 158H144ZM169 155V156H168ZM175 155H178L179 157H176V158H178V159H176L174 156ZM185 155H186V158L187 159H181L180 160V157L181 158H184L185 157ZM208 155V156H207ZM244 155L245 156H247L246 157V160L244 159ZM250 155V156H249ZM45 156V157H44ZM61 156V157H60ZM62 156H63V158H62ZM110 156V158H108ZM117 156V158H115ZM140 156V157H139ZM143 156V157H142ZM150 156H151V158H150ZM211 156H213V157H211ZM261 156V157H260ZM5 157V158H4ZM18 157V158H17ZM26 157V158H25ZM41 157H43V158H45V159H42ZM59 157V158H58ZM64 157H66V159L64 158ZM113 157V158H112ZM154 157V159H152ZM166 157V158H165ZM170 157V158H169ZM254 157V158H253ZM260 158V160H259V158ZM9 158V159H8ZM25 158V159H24ZM29 158H31V159H29ZM37 158V159H36ZM41 158V160H39ZM51 158V159H50ZM92 161V162H90L89 161V159ZM92 158V159H91ZM109 160H108V159ZM132 158H134V159H132ZM142 158H143V160H142ZM157 158V159H156ZM163 158L166 160H163ZM168 158V159H167ZM174 158V159H173ZM211 158H212V160H213V163H212V160H211ZM214 158V159H213ZM253 158V159H252ZM1 159H3V160H1ZM24 159V160H23ZM50 159V162L48 161ZM52 159H54V162H56V163H52L51 161H52ZM65 159V160H64ZM87 159V160H86ZM107 159V160H106ZM112 159V160H111ZM146 159H148V161L146 160ZM150 159V160H149ZM170 159V160H169ZM172 159V160H171ZM188 159H189V161H188ZM204 159V160H203ZM206 159H208V160H206ZM232 159H233V161H232ZM262 159V160H261ZM45 161V163L43 164L42 162V164H40V161ZM58 160H60L61 161V163H60V161H58ZM63 160L64 161H66V160H68L69 161V163H68V161H66L67 163H65V162H63ZM135 160V161H134ZM156 162V164H155V162ZM161 160V161H160ZM177 160H179V161H182V162H180L179 163V161H177ZM185 160V163H186V161H187V163L185 164L183 161ZM228 160H231L230 162H232V163H228L229 161ZM236 160V161H235ZM243 160V161H242ZM24 161V162H23ZM37 161V162H36ZM89 161V162H88ZM105 162V164H104V162ZM132 161V162H131ZM137 161H140V162H137ZM147 161V164L148 165H150L151 167H152V165H153V167H154V165H155V169L154 168H151L150 166V168L152 169H150L148 166H145V169L147 170L148 169V171H149V173L147 172V171H144L145 169H144V165L143 166H141L142 168H140L139 169V167H140V165H142L143 163L142 162H146ZM151 161H152V163H151ZM157 161L159 162V163H157ZM214 161H216V162H218V164L216 163L215 164V166L213 167V165H214ZM241 161V162H240ZM50 163L51 164V166H50V164H48V166L50 167V168H46V163ZM63 162V163H62ZM101 162V163H100ZM135 162V163H134ZM149 162V163H148ZM163 163V165H162V163ZM176 162V163H175ZM189 162V163H188ZM234 162V163H233ZM235 162H236V165H235ZM238 162H240L241 164L239 165V164H237ZM243 162V163H242ZM248 162V163H247ZM252 162H254V164L252 163ZM14 163V164H13ZM37 163V164H36ZM64 163H65V165H64ZM82 163H85V165H86V163L87 164H89V166H88V169H87V166H85V165H83ZM91 163V164H90ZM100 163V164H99ZM111 163V164H110ZM140 163V164H139ZM142 163V164H141ZM151 163V164H150ZM165 163L167 164L166 166H164L165 165ZM174 165H173V164ZM180 164V166H178L179 164ZM190 163H192V166H191V164ZM201 163V164H200ZM205 163L207 164V166L205 165ZM245 163V164H244ZM247 163V164H246ZM258 164V166H257V164ZM36 164V166H34ZM40 164V165H39ZM59 164H60V166H59ZM81 164L84 166H81ZM102 164H103V166L105 165L106 167H107V169H106V167L104 166V168H103V166H102ZM145 165H147L146 163H144ZM210 164V165H209ZM213 164V165H212ZM226 164V165H225ZM256 164V165H255ZM12 165H13V167H12ZM54 165H55V167H54ZM94 165V166H93ZM97 165V166H96ZM136 165L138 166L139 165V167H138V169H136L137 167H136ZM160 165V166H159ZM183 165V166H182ZM185 165V166H184ZM208 168L209 167V169H211L210 170V172L208 171L209 169H207L205 166ZM216 165H218V166H216ZM223 165H225L224 167H223ZM230 165V166H229ZM235 165V166H234ZM247 165V166H246ZM252 165H255V166H252ZM8 166L9 167H11V169H12V171L10 172V168H8ZM42 167L43 166V168H40V167ZM62 166V167H61ZM79 166H80V168H79ZM99 166H101V169H100V167ZM162 166V167H161ZM167 166H168V168H167ZM170 166V167H169ZM182 166V167H181ZM190 167V168H188L187 169V167ZM226 166H228V168H226ZM57 167H59V168H57ZM83 167V168H82ZM98 167V168H97ZM164 167H166V168H164ZM178 167H181V168H179L178 169ZM196 167L198 168V170L196 169ZM202 167L204 168V169H202ZM216 167H218V168H216ZM236 167V169H234ZM240 167H242V168H240ZM243 167H244V169H243ZM253 167H254V169H255V167H258V168H260V169H256V170H254L253 169ZM7 168H8V170H7ZM13 168H15V170H17V171H15ZM20 170H19V169ZM36 168V169H35ZM38 168H40L39 170H38ZM55 168H57L58 170H60V171H58L57 169V171H58V174H60V176L56 173V175L53 173L55 170H53V169H55ZM80 170H79V169ZM84 168H85V171H87L88 172V178L87 177H85V181L83 182L82 181V178H84V174H86L85 173V171H84ZM92 168V169H91ZM94 168H95V170H94ZM193 168V171L191 170ZM205 168H206V170H205ZM230 168V169H229ZM233 170H232V169ZM248 168V169H247ZM42 169H43V171H42ZM53 170V171H50V170ZM70 169H72V170H70ZM83 169V170H82ZM100 170V171H96V170ZM142 169V170H141ZM161 169V170H160ZM165 171H164V170ZM167 169H169V170H167ZM174 169V170H173ZM184 169H186V170H184ZM196 169V170H195ZM213 169V170H212ZM214 169H218V171H214ZM219 169H221V170H219ZM224 169V170H223ZM262 169H263V171H262ZM15 172H14V171ZM27 170V171H26ZM36 170H37V172H36ZM49 170V171H48ZM74 170V171H73ZM92 170V171H91ZM104 170V171H103ZM131 170V171H130ZM142 172H141V171ZM151 170V171H150ZM175 170H176V173L178 174H176L175 173ZM179 170V171H178ZM187 170H188V173H187ZM189 170H190V174H189ZM202 170H204V172H202V173H200ZM230 170V171H229ZM235 170H237V171H235ZM241 170V171H240ZM244 170H246V171H244ZM259 170V171H258ZM7 171H9V173L7 172ZM19 171V173H17ZM39 171V172H38ZM42 173H41V172ZM72 171V172H71ZM82 171H84V172H82ZM94 171V172H93ZM130 171V172H129ZM162 171H164L165 173H167V174H165L164 172L162 173ZM206 171H207V173H206ZM212 171V172H211ZM223 171H225V172H223ZM234 172V173H231V172ZM6 172V174H4ZM12 172H13V174H12ZM46 172V173H45ZM50 172H52V174H54L55 176H57V177H55L54 175L52 176V174L50 173ZM59 172H61V173H59ZM65 172H66V176L64 175L65 174ZM81 173V175L79 174V173ZM90 172V173H89ZM140 173L141 172V174L139 175V176H141V178L139 177V176H135L134 175V173H136V175H137V173ZM144 172V173H143ZM148 173V174H145V173ZM160 172V173H159ZM169 172H171V173H169ZM192 172H194V173H192ZM215 172V173H214ZM256 172V173H255ZM257 172H259L258 174H257ZM10 173H11V175H10ZM22 173V174H21ZM29 173V174H28ZM37 175H36V174ZM38 173H39V175H40V177L38 178ZM41 173V174H40ZM83 173V174H82ZM92 173H95V174H92ZM98 173V174H97ZM102 175H101V174ZM130 173H133V176L130 174ZM138 173V174H139ZM153 173H154V175H153ZM159 173V174H158ZM175 173V175H173ZM205 173H206V175L208 176V177H205L206 175H205ZM209 173V174H208ZM220 173H224L223 175L224 176H222V174H220ZM230 173H231V175H230ZM240 173H241V177H240ZM248 173H249V175H250V177H249V175H248ZM16 174H17V177H13V176H16ZM19 174V175H18ZM44 174H48V175H50V176H48V175H44ZM91 174H92V176H91ZM143 174V175H142ZM167 175V176H164V175ZM170 174V176H168ZM172 174V175H171ZM188 174H189V176H188ZM195 174H198V175H196V176H194ZM200 174H204V175H200ZM211 174H212V177H211ZM244 174V175H243ZM248 176H247V175ZM6 175H8L7 176V178H6ZM9 175H10V177L12 178H10L9 177ZM34 175H36V176H34ZM44 175V177L43 178H41L42 176ZM74 175H75V177H74ZM84 175V176H83ZM144 175H146L145 176V179H143L144 177H142V176H144ZM157 175V176H156ZM160 175L162 176V177H160ZM230 175V177L228 178V176ZM246 175V176H245ZM256 175H257V177L259 176V178H257L256 177ZM21 178H19V177ZM79 176V177H78ZM82 178H81V177ZM130 176H131V178H130ZM147 176H148V178H147ZM158 176H159V178H158ZM163 176H164V178H163ZM177 178H176V177ZM187 176V177H186ZM191 176V177H190ZM202 177V179H199V177ZM214 176V177H213ZM232 176V177H231ZM235 176V178L233 179V177ZM243 176H245V177H243ZM255 176V177H254ZM262 176V177H261ZM9 177V178H8ZM70 177V178H69ZM92 177H94L97 181L95 182L94 181V178H92ZM133 177V178H132ZM139 177V180L137 179V178ZM256 180H254L253 178ZM14 178V179H13ZM17 178H18V180H17ZM32 178V179H31ZM36 178H38L37 180H36ZM48 178H50L49 180H48ZM67 178V179H66ZM70 180H69V179ZM76 179V181L74 180V181H72L73 179ZM79 178V179H78ZM138 180V182H136V179ZM147 178V179H146ZM168 178H170V179H168ZM178 178H180V179H178ZM185 178H188V180L187 179H185ZM192 178V180H191V182H190V179ZM195 178V179H194ZM205 180H204V179ZM207 178V179H206ZM223 178V179H222ZM226 178V180H224ZM234 180H232V179ZM245 178V179H244ZM246 178H248L247 180H246ZM27 179V180H26ZM52 179V180H51ZM54 179V180H53ZM63 179V180H62ZM88 179H89V182H87L88 181ZM130 179V180H129ZM131 179H132V182L133 181H135L136 183H134V185H135V187H134V185L132 186L131 184H133V183H131ZM150 179V180H149ZM199 180V181H197V180ZM228 179H229V181H228ZM235 179H236V181H235ZM2 180H4V181H2ZM10 180H14V181H10ZM16 180V181H15ZM22 180V181H21ZM38 180H39V182H41V183H39L38 182ZM41 180V181H40ZM46 180H48V181H46ZM58 180V181H57ZM59 180H60V182H59ZM78 180H80V181H78ZM99 180H101V182L99 181ZM146 180V181H145ZM150 181V183L148 182V181ZM154 182H153V181ZM162 180V181H161ZM180 180H182L181 181V183H180ZM194 180V181H193ZM202 180V181H201ZM238 180V181H237ZM246 180V181H245ZM254 180V181H253ZM2 181V182H1ZM30 181H33V182H30ZM36 181V182H35ZM44 181V182H43ZM52 181V182H51ZM54 181H57V182H55V184H57V185H55L54 184ZM61 181H62V183H63V185H62V183H61ZM69 181H71L72 183H70ZM130 181V182H129ZM159 182V184H158V182ZM186 182V183H184V182ZM201 181V182H200ZM205 181V182H204ZM211 181V182H210ZM230 181H231V183H230ZM243 181L245 182V184H246V187H245V184L243 183ZM248 181V182H247ZM259 181V182H258ZM99 182H100V184H99ZM139 182H140V184H139ZM153 184H152V183ZM178 182V183H177ZM184 183V185H183V183ZM193 182V183H192ZM223 182V183H222ZM232 182H233V185H234V187H233V185H232ZM235 182V183H234ZM242 182V183H241ZM255 182V185L254 184H252V183H254ZM2 183H4L5 185V187L3 186V184ZM20 183H24V184H20ZM43 183H45V184H43ZM51 183V184H50ZM53 183V184H52ZM69 183V184H68ZM81 183L83 184V183H85V184H87V183H89V186H88V184L87 185H85V184H83V185H81ZM141 183H143V184H141ZM144 183H148L149 184V186H150V184H151V186L149 187L148 186V184L146 185V184H144ZM172 183H176V184H172ZM193 184V185H191V184ZM225 183V184H224ZM229 185H228V184ZM260 183V184H259ZM262 183V184H261ZM2 184V185H1ZM14 184V185H13ZM41 185V187L40 186H38V185ZM42 184H43V186H42ZM72 184V185H71ZM75 184V185H74ZM126 186H125V185ZM129 184V185H128ZM137 184V185H136ZM251 184V185H250ZM16 185V186H15ZM21 185V186H20ZM23 185H24V187H23ZM26 185V186H25ZM31 185V186H30ZM59 185H61V187L59 186ZM140 186V188H139V186ZM145 185V186H144ZM158 185H160V186H158ZM173 186V187H171V186ZM183 185V186H182ZM204 185V186H203ZM207 185H209V187L210 188H208L207 187ZM222 185H224V186H222ZM236 185V186H235ZM242 185H243V187H242ZM258 185V186H257ZM262 186L263 187V189H262V187H260V186ZM37 186H38V189H37ZM56 186V187H55ZM63 186H69V187H78V188H80V191L82 192H80V194H79V201H78V204H75V205H73V206H71L70 207V209L68 210V212L66 213V215H65V217H63V220H61V219H59L58 217H57V219H56V217H55V215H53V214H50V215H46V213H47V209H48V207H49V205H50V203L52 202V200L54 199V197H55V195H56V193L63 187ZM130 186V187H129ZM137 186H138V189H137ZM152 186H153V188H152ZM176 186V187H175ZM178 186V187H177ZM180 186V187H179ZM182 186V187H181ZM196 186V187H195ZM206 186V187H205ZM212 186V187H211ZM213 186H215V187H213ZM247 186H250V187H247ZM30 187V189L28 190L27 188H29ZM46 187H48V188H46ZM58 187V188H57ZM60 187V188H59ZM87 187V188H86ZM123 189V191H120L121 190V188ZM125 189H124V188ZM133 187V188H132ZM142 187V188H141ZM170 187H171V189H170ZM175 187V188H174ZM183 187H184V189H183ZM205 187V188H204ZM230 189H229V188ZM240 187H242V189L240 188ZM258 187V188H257ZM14 188H18V190H20V191H18L17 189H14ZM34 188H35V190H34ZM42 188V189H41ZM44 188H46V189H44ZM91 188H93V189H91ZM144 188V189H143ZM147 188V189H146ZM180 188V189H179ZM181 188H182V191H181ZM192 190H191V189ZM197 188L199 189V191L197 190ZM206 188H207V192H206ZM228 188V189H227ZM32 189V190H31ZM41 191H40V190ZM126 189H128L127 191V193L128 194H124V192L126 193ZM130 189H132V190H130ZM134 189H137L135 192H134ZM150 189V190H149ZM203 189V190H202ZM204 189H205V192H202V191H204ZM212 189V190H211ZM226 189H227V191H226ZM233 191H232V190ZM245 189V190H244ZM249 189L250 190H252L251 192H249ZM253 189H254V191H255V193L257 194H255L254 193V191H253ZM12 190H13V192H12ZM37 190H39V191H37ZM45 192H44V191ZM91 190V191H90ZM129 190H130V192L131 191H133V192H129ZM144 190V191H143ZM148 190H149V192H148ZM189 190H191V192L192 193H190V191ZM209 190H211V191H209ZM213 190H214V192L216 191V193H214L213 192ZM219 190H220V192H219ZM229 190H231V192H229ZM236 190L237 191H239L238 193H233L234 191L236 192ZM259 190V193L258 192H256V191H258ZM4 191V192H3ZM6 191V192H5ZM18 191V192H17ZM28 192V194H27V192ZM29 191H33V192H30L29 193ZM43 191V192H42ZM46 191H49V192H46ZM120 191V192H119ZM147 191V192H146ZM151 191V192H150ZM176 191V192H175ZM196 191V192H195ZM246 191H248V192H246ZM14 192H16L17 194L20 192V194H18L17 196H15L16 194L14 193ZM35 192V193H34ZM40 192H41V194H40ZM141 192V193H140ZM144 192V193H143ZM172 192V193H171ZM189 192V193H188ZM222 192V193H221ZM226 192V193H225ZM240 192H241V194H240ZM242 192H243V194H244V192L245 193H248V194H242ZM13 193V194H12ZM22 193V194H21ZM31 193H34V194H32V195H34L33 196V198H32V196L30 195ZM36 193H37V195H36ZM38 193L40 194V195H42V197H43V200H41L42 199V197L41 198H38V196L40 197V195H38ZM87 193H89V194H87ZM120 193V194H119ZM133 193V194H132ZM150 193H158V195H155L154 196V194H152V196L151 195H149ZM179 193H181V194H179ZM200 193V194H199ZM218 193V194H217ZM228 193V195L230 196V198L228 197V195H226ZM5 194V195H4ZM15 194V195H14ZM87 194V195H86ZM92 194V195H91ZM119 196H118V195ZM123 194V197L125 198L126 197V195H127V199L129 200L130 199V201H125L126 200V198L123 200L122 199V196H120V195H122ZM129 194H131L132 195V198L134 199H132V198H130L131 197V195H129ZM143 194H144V196H143ZM167 194V195H166ZM171 194H175L173 197H171L172 195ZM193 194H194V196H193ZM216 194V195H215ZM234 194H236V195H234ZM259 194V195H258ZM11 195V196H10ZM43 195H45V197L43 196ZM91 195V196H90ZM146 195V196H145ZM194 197V199L191 197ZM202 195V196H201ZM246 195V196H245ZM252 195V196H251ZM15 196V197H14ZM29 196L31 197V198H29ZM37 196V197H36ZM141 196V197H140ZM149 196V197H148ZM151 196V197H150ZM166 196V197H165ZM198 196V198H196ZM221 196H222V200L220 199L221 198ZM237 196V197H236ZM243 196H244V198H243ZM2 197H0V199L2 198ZM12 197V198H11ZM18 197V198H17ZM24 197H28V199H29V201H26L27 200V198H26V200L24 199ZM88 197H90V198H88ZM92 197V198H91ZM120 197H121V199H120ZM134 197H136V200H135V198ZM158 197V198H157ZM169 197H171V199L169 198ZM203 197V198H202ZM219 197V198H218ZM38 198V199H37ZM150 198V199H149ZM196 198V199H195ZM200 198H202V199H200ZM23 200L24 199V201H23V203L21 202V200ZM35 199L37 200V201H35ZM86 199V200H85ZM120 199V200H119ZM149 199V200H148ZM155 199H159L158 201L157 200H155ZM164 199H166V201L164 200ZM257 199V200H256ZM4 200V201H3ZM32 200V201H31ZM45 200V201H44ZM83 200H85V202L83 201ZM89 202H88V201ZM148 200V201H147ZM154 201V202H151V201ZM160 200H161V202H162V206L160 205L161 203H160ZM168 200H170V201H168ZM178 200H179V202H178ZM196 200V201H195ZM205 200V201H204ZM209 200H210V202H209ZM230 200V201H229ZM9 202L8 203V205H10V206H8L7 205V202ZM34 201V202H33ZM44 201V202H43ZM82 201V202H81ZM96 201V202H95ZM133 201V202H132ZM134 201H135V203H134ZM142 201V202H141ZM193 201V202H192ZM214 201V202H213ZM231 201H233V202H231ZM259 201V202H258ZM262 201V202H261ZM19 202H21V203H19ZM28 202H30V203H28ZM31 202H33L32 203V205H31ZM36 202H38V203H36ZM39 202H41V203H39ZM120 202H123V204H125V206L126 205H131V207H130V205L129 206H126V209H125V206L124 205H122V204H119ZM124 202H126V203H124ZM149 203L150 202V205H147V203ZM165 202H168L167 204L165 203ZM218 202V203H217ZM223 202H224V204H223ZM238 202V203H237ZM258 202V203H257ZM81 203V204H80ZM84 203V204H83ZM92 203V204H91ZM93 203H95L94 205H93ZM97 203V204H96ZM129 203V204H128ZM138 205H137V204ZM141 203V204H140ZM163 203H165V204H163ZM182 203V204H181ZM191 203V204H190ZM196 203V204H195ZM213 203V204H212ZM216 203V204H215ZM226 203V204H225ZM257 203V204H256ZM18 204V205H17ZM39 206H38V205ZM87 204V206H83V205H86ZM89 204V205H88ZM135 204V205H134ZM144 205V204H146V205H144L143 206V213H142V211H141V208H139V207H142V206H140V205ZM154 204V205H153ZM155 204H156V206H155ZM177 205V206H175V205ZM180 204V205H179ZM189 204V205H188ZM193 204V205H192ZM208 204H210V205H208ZM223 204V206H221ZM6 205L8 206L7 208H6ZM30 207H29V206ZM35 205L37 206V207H35ZM158 205V206H157ZM165 205V206H164ZM173 205H174V207H173ZM178 205H179V207H178ZM185 205V206H184ZM202 205V207H204V208H202V207H200ZM207 205V206H206ZM238 205V206H237ZM28 206V207H27ZM119 206H121V207H119ZM153 206V207H152ZM161 206V207H160ZM187 206V207H186ZM197 206H199V208L197 207ZM212 206H213V209H211L212 208ZM4 207V210L2 209ZM12 207H14V208H16V209H14V208H12ZM24 209H23V208ZM27 207V208H26ZM105 207V208H104ZM119 207V209H117ZM123 207V208H122ZM135 207V208H134ZM159 207V208H158ZM171 207H173V208H171ZM178 207V208H177ZM206 207H208V209L206 208ZM209 207H210V210H209ZM219 207V208H218ZM224 207V208H223ZM225 207H226V209H225ZM229 207V208H228ZM238 207V208H237ZM240 207V208H239ZM75 208H77L78 209V213H76V214H78V215H74L75 216V218H74V216H71V215H73V214H75V212H74V210H76ZM80 208H81V210H80ZM86 208H87V210L88 211H90V212H88L87 210H86ZM95 208H96V210H95ZM129 208V209H128ZM134 208V209H133ZM148 208V209H147ZM158 208V209H157ZM167 208V209H166ZM176 208H177V210H176ZM191 210H190V209ZM194 208H196V209H198V211L196 210V209H194ZM208 210H206V209ZM217 208V209H216ZM117 209V210H116ZM140 209V210H139ZM188 209V210H187ZM205 211H204V210ZM15 211V213H14V211ZM18 210H21L20 212L18 211ZM25 210V211H24ZM83 210V211H82ZM96 212H95V211ZM114 210V211H113ZM116 210V211H115ZM134 210V211H133ZM159 210H160V212H159ZM168 210H169V212H168ZM181 210V211H180ZM195 210V211H194ZM234 210V212H232ZM18 211V212H17ZM92 211V212H91ZM133 211V212H132ZM183 211V212H182ZM187 211H193L191 214L193 215H191L190 213H184V212H187ZM204 211V212H203ZM221 213H220V212ZM225 211L227 212V213H225ZM45 212V213H44ZM70 212H74L73 214L72 213H70ZM77 212V211H76ZM115 212H117V213H115ZM141 212V213H140ZM156 212H157V214H158V216L156 215ZM162 212V213H161ZM171 212H173L172 214H171ZM181 212V213H180ZM218 212V213H217ZM224 212V213H223ZM17 213V214H16ZM19 213V214H18ZM93 213V214H92ZM137 213H140L139 214V216L137 215ZM166 213V216H165V218H164V216H163V214H165ZM176 213V215H174ZM179 213V214H178ZM184 213V214H183ZM202 213H206L205 215L204 214H202ZM115 214V215H114ZM117 214V215H116ZM119 214H121V215H119ZM155 214V215H154ZM168 214V215H167ZM189 214V215H188ZM197 214V215H196ZM199 214V215H198ZM220 214V215H219ZM226 214V215H225ZM232 214H233V216H232ZM22 215V216H21ZM120 217H119V216ZM142 215H143V217H142ZM147 215V216H146ZM196 215V216H195ZM238 215V216H237ZM17 216V217H16ZM68 216H70V217H68ZM84 217L83 219L85 220V225H84V221H83V219L81 218V217ZM110 216V217H109ZM118 216V217H117ZM161 216V217H160ZM163 216V217H162ZM173 216V217H172ZM183 217V219H179V217ZM186 216V217H185ZM199 218H198V217ZM201 216L206 220V223H205V220H203V218H201ZM205 216V217H204ZM87 217V218H86ZM116 217V218H115ZM147 217H148V219H147ZM154 217V218H153ZM158 217H159V219H158ZM168 217V218H167ZM191 219H190V218ZM193 217V218H192ZM197 217V218H196ZM217 217V218H216ZM219 217V218H218ZM225 217V218H224ZM237 217V218H236ZM9 218H10V221H11V223H10V221H9ZM25 218V219H24ZM74 218V219H73ZM109 218L111 219V220H109ZM120 218V219H119ZM128 218V219H127ZM156 218V219H155ZM164 219V220H162V219ZM170 218V219H169ZM172 218H173V220H172ZM178 218V219H177ZM186 218H188V219H190L189 221L188 220H186ZM196 218V219H195ZM2 219H4V220H2ZM5 219H8V220H5ZM73 219V220H72ZM108 219V220H107ZM112 219L114 220V221H112ZM177 219V220H176ZM185 219V220H184ZM198 219L201 221V224H202V227H203V229L201 228L200 229V227H201V224H200V221H198ZM210 219V220H209ZM252 219V220H251ZM58 220H60L61 222H59ZM135 220H137V221H135ZM156 220H159V221H157L156 222ZM193 220H195V221H193ZM202 220L204 221L203 223H202ZM224 220H226V222L224 221ZM235 220V221H234ZM9 221V222H8ZM87 221V222H86ZM109 222V224H107L108 222ZM122 221H124V222H122ZM127 221V222H126ZM133 221V222H132ZM148 221V222H147ZM162 221H164V222H162ZM166 221V222H165ZM172 221V222H171ZM192 221V222H191ZM212 221V222H211ZM231 221V222H230ZM249 221V222H248ZM5 222H8V223H5ZM89 222V223H88ZM120 223V224H116V223ZM122 222V223H121ZM151 222H153L152 224H151ZM162 222V223H161ZM170 222V223H169ZM195 224H194V223ZM199 222V223H198ZM209 222H210V224H209ZM237 222V223H236ZM82 223V224H81ZM140 224V227H139V225L137 226V224ZM145 223V224H144ZM155 223H157V224H155ZM158 223L160 224L159 226H161V228L158 226ZM189 225H188V224ZM193 223V224H192ZM216 225H215V224ZM224 223V224H223ZM233 223V224H232ZM236 223V225H234ZM254 225V226H256V227H254L252 224ZM257 223H259V224H257ZM8 224V228L6 227V225ZM14 225V227H13V225ZM75 224H77L78 226H76ZM79 224H81L80 226H79ZM88 226H87V225ZM110 224H111V226H110ZM149 224H150V227H149ZM169 224V225H168ZM179 224V225H178ZM200 225V227H199V225ZM214 224V225H213ZM231 224V225H230ZM12 225V226H11ZM65 225V228L63 227ZM109 225V226H108ZM125 227H124V226ZM129 225V226H128ZM157 225V226H156ZM175 225V226H174ZM191 225H192V227H191ZM194 225V226H193ZM207 227H209V226H213V228H207ZM224 225H226V226H228L227 228H229L230 226L231 227H237V229H236V231H233L232 233H226V236H224L223 234L221 235V233L222 232H224L225 231V229H227L226 228V226H224ZM234 225V226H233ZM252 225V226H251ZM263 225V226H262ZM131 226V227H130ZM136 226V227H135ZM141 226H143L144 227V229H141ZM166 226V227H165ZM205 226V227H204ZM257 226H259V227H257ZM5 229H4V228ZM78 227V228H77ZM139 227V228H138ZM142 227V228H143ZM146 227H148V228H146ZM156 227V228H155ZM163 227V228H162ZM185 227V228H184ZM190 227V228H189ZM217 227L219 228V229H217ZM223 227V228H222ZM252 227V228H251ZM263 227V228H262ZM10 228L13 230V231H11L10 230ZM46 228H48V230H46ZM72 228H74V229H72ZM76 228V229H75ZM81 228V229H80ZM106 228V229H105ZM112 228V229H111ZM138 228V229H137ZM149 228H153V229H151V230H147V229H149ZM158 228V229H157ZM166 228V229H165ZM172 228H174V229H172ZM188 230H187V229ZM191 228L193 229V232H192V230H191ZM204 228H207V229H204ZM224 230V231H221L222 229ZM259 228V229H258ZM263 229V232H262V229ZM50 229V230H49ZM87 229V230H86ZM108 229H109V231H108ZM126 229V230H125ZM128 229V230H127ZM146 229V230H145ZM161 229V230H160ZM184 231L183 233H181V231L182 230ZM199 229V230H198ZM216 231H215V230ZM221 229V230H220ZM245 229H246V231H245ZM248 229V230H247ZM10 230V231H9ZM19 230V231H18ZM81 230V231H80ZM101 230V231H100ZM104 230H107L108 231V233H107V231H105L104 232ZM125 230V231H124ZM129 230H130V234H129ZM136 230V231H135ZM142 230H143V233H142ZM156 232H155V231ZM180 230V231H179ZM189 230L191 231V232H189ZM199 231V232H197V231ZM201 230V231H200ZM205 230V231H204ZM206 230H208V231H206ZM211 230V231H210ZM253 230V231H252ZM255 230V231H254ZM257 230H259V231H257ZM261 230V231H260ZM16 231V232H15ZM76 231H79V232H77V233H74V232ZM102 231L104 232V235L102 234V235H100V233H102ZM112 233H111V232ZM132 231V232H131ZM152 232V234H151V232ZM163 231V232H162ZM219 231H221V232H219ZM243 231V232H242ZM251 231V232H250ZM7 232H9V233H7ZM11 232H12V235H11ZM50 232V233H49ZM163 234H162V233ZM178 234H176V233ZM189 232V233H188ZM245 232V233H244ZM78 233H80V234H78ZM125 233V234H124ZM146 233V234H145ZM162 235H161V234ZM166 233V234H165ZM204 233V234H203ZM213 233L215 234L214 236H213ZM216 233H218V234H220L218 237H217V235L218 234H216ZM246 233H247V235H246ZM249 233V234H248ZM254 235H253V234ZM258 233V234H257ZM114 234H116V235H114ZM146 235V237H145V235ZM170 235V236H168V235ZM185 235L186 237H184V236H182L181 237V235ZM189 234H190V236H189ZM243 234V235H242ZM25 235V236H24ZM32 235V236H31ZM77 235V236H76ZM96 235H97V238H99V240L98 241H95V239H94V237L93 236H95L96 237ZM114 235V236H113ZM133 235V236H132ZM140 235H142V236H140ZM143 235H144V237H143ZM159 235H160V237L161 236H164L163 238L161 237V238H159ZM206 235V236H205ZM211 235V236H210ZM240 236V238L239 237H235V236ZM5 236V237H4ZM12 236V237H11ZM85 236V237H84ZM100 236V237H99ZM126 236V237H125ZM131 236H132V238H131ZM139 236V237H138ZM148 236H150L149 238H147ZM152 236H153V238H152ZM166 236V237H165ZM177 236V237H176ZM188 236V237H187ZM203 236H205L204 238H203ZM230 236V237H229ZM242 236H244L243 238H241ZM246 236L248 237V238H246ZM29 237V238H28ZM50 237V238H49ZM103 239H102V238ZM129 237V238H128ZM142 237L144 238V239H142ZM156 237V238H155ZM174 237V238H173ZM199 237H200V239H199ZM216 237H217V239H216ZM234 238L235 240H233V239H231V238ZM256 237V238H255ZM6 238V239H5ZM8 238V239H7ZM24 238H25V240L27 241V243L25 242V240H24ZM31 238V239H30ZM34 239V241H35V243L33 242V239ZM131 238V239H130ZM134 238V239H133ZM173 238V239H172ZM184 238V239H183ZM190 238V239H189ZM210 238V239H209ZM212 238V239H211ZM215 238V239H214ZM250 238V239H249ZM252 238V239H251ZM2 239V240H1ZM93 241H92V240ZM102 239V240H101ZM156 241H155V240ZM161 239V240H160ZM169 239L171 240V241H169ZM177 239V240H176ZM187 239V240H186ZM203 241H202V240ZM220 239V240H219ZM223 239H225V240H223ZM227 239V240H226ZM248 239V240H247ZM256 239V241L254 242V240ZM7 240V241H6ZM12 240V241H11ZM29 240V241H28ZM31 240V241H30ZM70 240H75L76 242H78V244H77V246H71L69 243H70ZM81 240V241H80ZM97 240V239H96ZM133 240V241H132ZM145 240H147V241H145ZM152 240V241H151ZM185 240V241H184ZM189 240V241H188ZM199 240V241H198ZM251 240V241H250ZM252 240H253V242H252ZM7 243H6V242ZM18 241V242H17ZM92 241V242H91ZM100 241V242H99ZM101 241H103V242H101ZM128 241V242H127ZM143 241H145L146 243H144ZM158 241H160L161 242V244L163 245V243H165L164 245V248H163V246H161V244H160V242H158ZM169 241V242H168ZM174 241V242H173ZM193 243H192V242ZM197 241V242H196ZM222 241V242H221ZM240 241H241V243H240ZM46 242H48V244H46ZM86 242V243H85ZM94 242V243H93ZM95 242H96V244H95ZM123 244H122V243ZM125 242H127V243H125ZM163 242V243H162ZM225 242V243H224ZM227 242H228V244H227ZM251 242V243H250ZM11 243V244H10ZM13 243V244H12ZM22 243H23V245H22ZM29 243H31V244H29ZM61 243V244H60ZM93 243V244H92ZM100 243H102V244H100ZM139 243V244H138ZM144 243V244H143ZM150 243H152V244H150ZM177 243V244H176ZM221 243V244H220ZM233 243V244H232ZM235 243H238V245H234ZM243 243H245V245L243 244ZM255 243V244H254ZM5 244V245H4ZM14 244L16 245L15 247H14ZM27 244V245H26ZM95 244V245H94ZM99 246H98V245ZM125 244V245H124ZM149 244V246H147ZM160 244V245H159ZM170 244V245H169ZM173 244H176V245H173ZM178 244H180V247L183 249V250H181L180 248H178L179 247V245ZM219 244L221 245L220 247H219ZM225 244V245H224ZM252 244V245H251ZM34 245V246H33ZM62 245V246H61ZM88 245H90V247L92 246V248H90ZM94 245V246H93ZM96 245H97V247L98 248H96ZM102 247H101V246ZM127 245H129L128 247H127ZM132 245V246H131ZM147 246L149 249H153L152 251V253H151V250H149L148 252H146L144 255H142L141 257H139V258H135L133 255H134V251L137 249V248H143V247H145V246ZM151 245H154V248H153V246H151ZM167 245H169V246H167ZM190 245V246H189ZM230 246L229 248L231 249H229L228 248V246ZM241 245H242V247H241ZM250 245H251V249H250ZM256 245V246H255ZM258 245V246H257ZM20 246H22L21 248H20ZM23 246H25V247H23ZM108 246L110 247V248H108ZM174 246V247H173ZM223 246V247H222ZM252 246H253V248H254V250H257V251H253V248H252ZM5 249H4V248ZM13 247V248H12ZM94 247V248H93ZM101 247V248H100ZM125 247V249H123ZM160 247H161V249H160ZM169 247V248H168ZM170 247L172 248V249H176V247L178 248V249H176V250H172V249H170ZM186 247V248H185ZM187 247H188V249H187ZM190 247V248H189ZM248 247V250L246 249ZM9 249V250H7V249ZM12 248V249H11ZM15 248V249H14ZM17 248V249H16ZM23 248H25V251H26V253H25V251H23L24 249ZM32 248V249H31ZM112 248V249H111ZM120 248V249H119ZM130 249V251H127V250H129ZM132 248H133V250H132ZM155 248H157V249H155ZM211 249V251H213L214 249ZM219 248V249H218ZM227 249V250H224V249ZM241 248V249H240ZM79 249V250H78ZM88 249H89V252H88ZM92 249L93 250H95V251H93L94 252V254H93V252H92ZM100 249H102L101 250V252L102 253H100V252H98V251H96V250H99L100 251ZM110 249V250H109ZM159 249V250H158ZM170 249V250H169ZM186 249H187V251H186ZM228 249L230 250V251H228ZM243 249V250H242ZM260 249H263V250H260ZM4 250V252H6V254L4 253V252H2ZM7 250V251H6ZM10 250H13V252H14V250H16V252H14V253H11L12 251H10ZM22 250V251H21ZM122 250V251H121ZM159 252H158V251ZM161 250V251H160ZM165 250V251H164ZM168 252H167V251ZM174 251V253H172V251ZM181 250V251H180ZM237 250H239V252L237 251ZM242 250V251H241ZM260 250V251H259ZM10 251V252H9ZM29 251H30V253H29ZM103 251H104V253H103ZM105 251H107V253L105 252ZM113 251V252H112ZM127 251V252H126ZM187 253H186V252ZM189 251V252H188ZM221 251H223V252H221ZM237 251V252H236ZM7 252H9L10 254H7ZM19 252V257L17 256L18 253ZM20 252H24L25 254L24 255H28V256H26V257H24V256H21V255H23L22 253H20ZM96 252V253H95ZM109 252V253H108ZM165 252V253H164ZM170 252V253H169ZM177 252V253H176ZM181 252H184V254L183 253H181ZM227 252H228V254H227ZM240 252H241V254L242 255H244V256H246V257H244V256H241V254H240ZM247 252V253H246ZM54 253H56V254H54ZM118 253H120V254H118ZM125 253V254H124ZM126 253H128V254H126ZM158 253H163L162 255V257H163V259H161L162 257H159V254ZM167 253H169V257H167ZM2 254H5L6 256H8L9 255V259L8 260H6V256L5 255H3L2 256ZM13 254H14V256H13ZM53 254V255H52ZM58 254V255H57ZM62 254H63V256H62ZM92 254V255H91ZM98 254V255H97ZM101 254V255H100ZM109 255V257H108V255ZM112 254V256H110ZM122 254V255H121ZM152 254H153V257H152ZM154 254H155V256H154ZM161 254H160V256H161ZM224 254V253H223ZM227 254V255H226ZM232 254V255H231ZM248 254V255H247ZM261 254V255H260ZM51 255V256H50ZM100 255V256H99ZM146 255V256H145ZM170 255L171 256H173V257H170ZM179 255V256H178ZM181 255V256H180ZM235 255H238V256H235ZM253 255V256H252ZM259 255V256H258ZM2 256V257H1ZM44 256V257H43ZM57 256H60L59 258L57 257ZM86 256V257H85ZM90 256V257H89ZM98 258H97V257ZM164 256H166L167 258L165 259V257ZM184 256V257H183ZM207 256H208V258H207ZM231 256V257H230ZM232 256H233V258H232ZM251 256V257H250ZM258 256V257H257ZM11 257H12V259H14V260H12L11 259ZM53 257V258H52ZM85 257V258H84ZM95 257L97 258V259H95ZM100 257H101V259H100ZM146 257V258H145ZM152 257V258H151ZM179 257V258H178ZM183 257V258H182ZM224 259H223V258ZM231 259H230V258ZM235 257V258H234ZM239 259H238V258ZM262 257V258H261ZM5 258V259H4ZM8 258V257H7ZM35 258V259H34ZM105 258V259H104ZM173 258V259H172ZM176 258V259H175ZM188 258V259H187ZM17 259V260H16ZM19 259V260H18ZM22 259H24V260H22ZM43 259V260H42ZM81 259V263H80V260ZM83 259V260H82ZM88 259L89 260H91L90 262L88 261ZM96 261H95V260ZM98 259H100V261L98 260ZM124 259V260H123ZM131 259V260H130ZM142 259H146V262H145V260H142ZM165 259V260H164ZM203 259V260H202ZM212 261H211V260ZM248 259H250V260H248ZM260 259V260H259ZM2 260H4V261H2ZM10 260V261H9ZM22 260V261H21ZM85 260V261H84ZM103 260V261H102ZM104 260L105 261H107V262H104ZM121 260H122V263H121ZM136 260H137V262H136ZM159 260V261H158ZM162 260H164L163 262H161ZM176 260H177V263H176ZM182 260H183V262H182ZM237 260H239V261H237ZM244 260H247V261H245L244 262ZM9 261V262H8ZM84 261V262H83ZM141 261V262H140ZM188 261V262H187ZM203 261V262H202ZM211 261V262H210ZM227 261V262H226ZM251 261V262H250ZM16 262V263H15ZM22 262V263H21ZM35 262V263H34ZM49 262V263H48ZM92 262V263H91ZM140 262V263H139ZM153 262V263H152ZM160 262V263H159ZM205 262V263H204ZM239 262H242V263H239Z\"/></svg>",
    "mask_w": 264,
    "mask_h": 264
},
{
    "label": "bare ground",
    "instance_id": "2",
    "mask_svg": "<svg viewBox=\"0 0 264 264\" xmlns=\"http://www.w3.org/2000/svg\"><path fill=\"white\" fill-rule=\"evenodd\" d=\"M102 1H103V0H102ZM102 1H101V2H102ZM106 1H107V0H106ZM122 1H123V0H122ZM126 1H127V0H126ZM136 1H137V0H135V2H136ZM141 1H142V0H141ZM193 1H194V0H193ZM246 1H247V0H246ZM72 2H73V1H72ZM88 2H89V0H88ZM94 2H95V1H94ZM104 2H105V1H104ZM129 2H131L132 4H133V3L136 4V3L134 2V0H133V1L128 0L127 3H129ZM142 2H143V1H142ZM145 2H146V0H145ZM148 2H149V1H148ZM92 3H93V1H92ZM127 3H126V4H127ZM131 3H130V4H131ZM150 3H151V2H150ZM192 3H194V2H192ZM209 3L211 4V7H212V9H213V11H214V13H215L216 15H219V14L222 13L223 11H226V10H227V8H226V6L224 5V2H223L222 0H210ZM1 4H2V3H1ZM89 4H90V2H89ZM99 4H100V3H99ZM102 4H103V3H102ZM134 4H133V5H134ZM259 4H260V3H259ZM83 5H84V4H83ZM95 5H96V4H95ZM95 5H94V6H95ZM151 5H152V4H151ZM192 5H193V4H192ZM3 6H4V2H3ZM85 6H87V5H85ZM85 6H83V8H84ZM174 6H175V5H174ZM174 6H173V7H174ZM69 7H70V6H69ZM96 7H97V6H96ZM117 7H118V6H117ZM117 7H116V8H117ZM142 7H143V6H142ZM148 7H149V6H148ZM169 7H170V6H169ZM171 7H172V6H171ZM205 7H206V6H205ZM3 8H4V7H2L1 9H3ZM71 8H72V7H71ZM71 8H69L68 11H70ZM98 8H99V6H98ZM103 8H104V7H103ZM103 8H102V10H103ZM108 8H109V7H108ZM108 8H107V9H108ZM143 8H146V7H143ZM252 8H254V7H252ZM1 9H0V12H1ZM4 9H5V8H4ZM4 9H3V10H4ZM8 9H9V11H7ZM8 9H7V10L5 9V10H6L8 13H9V12H12V14H13L17 19H16L14 16H11L10 18L14 17L13 20H14V19H15L14 21L17 20V21L19 22V24H25V25H26V24H35V27H36V24H41L43 21H45V19L48 18V16L51 17V18H48V19H50V20H46V22H48V21L50 22V21H51V24L49 23L51 27H53V26H55V25L63 26V24H64L63 20H62L59 16H55V15H52V16H51V12L49 11L48 8H46V9H45V8H38V7L35 5V3L33 2V0H9V1H8ZM55 9H56V8H55ZM67 9H68V8H67ZM107 9H106V6H105V10H106V11H107ZM174 9H175V7H174ZM182 9H183V8H182ZM3 10H2V11H3ZM52 10H53V9H52ZM58 10H59V9H58ZM65 10H66V9H65ZM73 10H74V9H73ZM105 10H104V11H105ZM109 10H110V9H109ZM113 10H114V9H113ZM160 10H161V9H160ZM53 11H54V10H53ZM63 11H64V10H63ZM66 11H67V10H66ZM71 11H72V10H71ZM120 11H121V10H120ZM120 11H119V12H120ZM135 11H136V10H135ZM258 11H259V9H258ZM258 11H257V12H258ZM3 12H4V11H3ZM61 12H62V11H61ZM115 12H118V11L115 10ZM56 13H57V12H56ZM83 13H84V12H83ZM95 13H96V12H95ZM103 13H104V12L102 11V15H103ZM120 13H122V12H120ZM166 13H167V12L163 13V15L166 16ZM0 14H1V13H0ZM2 14H3V13H2ZM2 14H1V15H2ZM4 14H5V13H4ZM4 14H3V15H4ZM12 14H11V15H12ZM58 14H59V13H58ZM67 14H70V13H67ZM67 14H66V15H67ZM85 14H86V13H85ZM117 14H118V13H117ZM132 14L134 15L135 13H132ZM161 14H162V13H161ZM168 14H169V13H168ZM168 14H167V15H168ZM236 14H237V13H236ZM3 15H2V16H3ZM9 15H10V14H9ZM9 15L7 14V15H6L7 17L3 16V17L6 18V20H5V18H4V20H2L3 22H0L2 25H3V23L5 24V21L8 20ZM62 15H65V13H63ZM66 15H65V17H66ZM93 15H94V14H93ZM100 15H101V14H100ZM102 15H101V16H102ZM177 15H178V14H177ZM177 15H176V16H177ZM179 15H180V14H179ZM67 16H69L70 18H72V16H70V15H67ZM103 16H105V14H104ZM114 16H116V15H114ZM159 16H160V15H159ZM159 16H158V17H159ZM173 16H174V15H173ZM234 16H235V14H234ZM239 16H240V15H239ZM246 16H247V15H246ZM3 17H1V18L3 19ZM65 17H64V19H65ZM69 17H68V18H69ZM117 17H118V16H117ZM158 17H156V18H158ZM166 17H167V16H166ZM169 17H170V20H171V16H169ZM169 17H168V18H169ZM177 17H178V16H177ZM225 17H226V19H227V18L229 19L228 14H227ZM235 17H236V16H235ZM1 18H0V21H1ZM10 18H9V19H10ZM68 18H67V19H68ZM159 18H160V17H159ZM231 18H232V17H231ZM116 19H117V18H116ZM129 19H130V18H129ZM133 19H134V17H133ZM163 19H164V18H163V16H162V20H163ZM183 19H184V18H183ZM224 19H225V18H224ZM228 19H227V20H228ZM68 20H69V19H68ZM72 20H73V19L69 20V22L71 21V22L73 23L74 21H76V20H74V21H72ZM89 20H90V19H89ZM131 20H132V19H131ZM170 20H169V21H170ZM178 20H179V19H178ZM229 20H230V19H229ZM234 20H236V19L234 18ZM246 20H247V19H246ZM66 21H67V20H65V22H66ZM158 21H160V19H159ZM173 21H174V19H173ZM173 21H172V22H173ZM175 21H176V19H175ZM175 21H174L173 23H176V22H177V21H176V22H175ZM180 21H181V20H180ZM180 21H179V22H180ZM232 21H233V20H232ZM237 21H238V20H236V22H237ZM12 22H13V21H12ZM132 22H133V20H132ZM155 22H156V21H155ZM165 22H166V21H165ZM170 22H171V21H170ZM245 22H246V21H245ZM13 23H14V22H13ZM15 23H17V22H15ZM72 23H70V24H72ZM84 23H85V22H84ZM94 23H98L97 20H96ZM161 23H163V22L160 21L159 24L161 25ZM166 23H168L166 26L169 25V26H171V27H174L173 24L170 23V24H171V25H170L168 21H167ZM227 23H228V22H227ZM230 23H231V22H229V24H230ZM232 23H233V22H232ZM1 24H0V27L2 28V25H1ZM8 24H10L9 21H8ZM82 24H83V23H81V25H82ZM100 24H101V23H100ZM109 24H111V23L109 22ZM109 24H107V25H109ZM152 24H153V23H152ZM152 24H151V25H152ZM155 24H156V23H155ZM180 24H182V23L180 22ZM15 25H16V24H15ZM73 25H74V24H73ZM78 25H79V24H78ZM85 25H86V24H85ZM101 25H102V24H101ZM119 25H120V24H119ZM230 25H231V24H230ZM255 25H257V24H255ZM3 26H4V25H3ZM23 26H24V25H23ZM30 26H31V25H30ZM46 26H48V25H46ZM158 26H159V25H157V27H158ZM169 26H168V27H169ZM176 26H177V25H175V27H176ZM4 27H6V26H4ZM4 27H3V28H4ZM13 27H14V26H13ZM26 27H27V26H26ZM26 27H25V28H26ZM76 27H78V26L76 25ZM80 27H81V26H80ZM107 27H109V26H107ZM120 27H121V26H120ZM157 27H156V28H157ZM171 27H170V28H171ZM175 27H174V28H175ZM178 27H179V26H178ZM230 27H231V26H230ZM251 27H252V25H251ZM257 27H258V26H257ZM257 27H255V28H257ZM1 28H0V29H1ZM6 28H7V27H6ZM44 28H45V26H44ZM46 28H48V27H46ZM57 28H58V27H57ZM113 28H114V26H113ZM116 28H117V26H116ZM125 28H126V27H125ZM158 28H159V27H158ZM161 28H162V27H161ZM170 28H168V29H170ZM194 28H196V27H194ZM69 29H70V28H69ZM76 29H77V28H76ZM79 29H80V28H79ZM87 29H88V28H87ZM114 29H115V28H114ZM120 29H121V28H120ZM120 29H119V30H120ZM142 29H143V27H142ZM150 29H151V28H150ZM163 29H165V28H163ZM168 29H167V31H168ZM220 29H221V28H220ZM231 29H232V28H231ZM242 29H243V28H242ZM28 30H29V29H28ZM34 30H35V28H34ZM71 30H72V29H71ZM80 30H81V29H80ZM88 30H89V29H88ZM92 30H93V29H92ZM109 30H110V27H109ZM165 30H166V29H165ZM222 30L227 31L226 28H224V29H222ZM228 30H229V29H228ZM234 30H237V29H234ZM253 30H254V28H253ZM253 30H252V31H253ZM258 30H259V29H258ZM46 31H48V30H46ZM46 31H45V32H46ZM107 31H108V30H107ZM112 31H113V30H112ZM112 31H111V33H112ZM121 31H122V30H121ZM151 31H152V30H151ZM157 31H159V30L157 29ZM157 31H156V32H157ZM169 31H170V30H169ZM169 31H168V32H169ZM179 31H180V30H179ZM213 31H214V30H213ZM216 31L218 32V31H220V30H216ZM232 31H233V30H232ZM232 31H231V32H232ZM245 31H246V30H245ZM245 31H244V32H245ZM250 31H251V30H250ZM250 31H249V32H250ZM252 31H251V32H252ZM254 31H255V30H254ZM254 31H253V32H254ZM256 31H257V30H256ZM256 31H255V33H256ZM35 32H36V30H35ZM39 32H41V31H39ZM56 32H57V31H56ZM71 32H72V31H71ZM71 32H70V33H71ZM80 32H81V31H80ZM90 32H91V31H90ZM116 32H117V31H116ZM162 32H163V31H162ZM162 32H160V33H162ZM200 32H201V31H200ZM223 32H224V31H223ZM236 32H238V30H237ZM249 32H248V33H249ZM251 32H250V36L252 35ZM66 33H67V32H66ZM68 33H69V32H68ZM68 33H67V35H68ZM72 33H73V32H72ZM86 33H87V31H86ZM120 33H121V32H120ZM122 33H124V32H122ZM129 33H130V32H129ZM157 33H159V32H157ZM160 33H159V34H160ZM164 33H166V32H164ZM171 33H172V32H171ZM174 33H175V31H174ZM174 33H173V34H174ZM176 33H178V32H176ZM192 33H193V32H192ZM194 33H195V32H194ZM196 33H197V32H196ZM212 33H213V32H212ZM221 33H222V32H221ZM224 33H225V32H224ZM232 33H234V32H232ZM238 33H239V32H238ZM240 33H241V32H240ZM255 33H253V35H254ZM257 33H258V32H257ZM6 34H7V32H6ZM8 34L10 35V33H8ZM53 34H54V32L52 33V35H53ZM84 34H85V33H83V35H84ZM92 34H93V33H92ZM104 34L106 35V33H104ZM104 34H102V35L104 36ZM126 34H128V33L126 32ZM126 34H125V35H126ZM159 34H158V35H159ZM166 34L169 36L170 32H169V33H166ZM179 34H180V33H179ZM186 34H187V33H186ZM197 34H199V33H197ZM214 34H215V33H214ZM225 34L227 35V32H226ZM228 34H229V33H228ZM33 35H35V34H34V31H33ZM69 35H72L73 38L71 37V39H74V38L76 37V36L74 37L73 34H69ZM98 35H99V34H98ZM102 35H101V36H102ZM108 35H109V34H108ZM108 35H107V36H108ZM110 35H111V34H110ZM110 35H109V36H110ZM123 35H124V34H123ZM128 35H129V34H128ZM149 35H150V34H149ZM160 35L163 36V33L160 34ZM171 35H172V34H171ZM177 35H178V34H177ZM202 35H203V34H202ZM210 35H211V34H210ZM216 35H217V34H216ZM236 35H237V34H236ZM245 35H246V33H245ZM255 35H257V34H255ZM255 35H254V36H255ZM5 36H6V35H5ZM10 36H11V35H10ZM99 36H100V35H99ZM101 36H100L99 38H101ZM103 36H102V37H103ZM174 36H175V35H174ZM174 36H173V37H174ZM178 36L180 37L181 34L178 35ZM178 36H177V38H178ZM186 36H187V35H186ZM221 36H222V35H221ZM241 36H242V34L240 35V37H241ZM243 36H244V33H243ZM243 36H242V38H243ZM246 36L250 37L249 34L246 35ZM246 36H245V37H246ZM2 37H3V36H2ZM82 37H83V36H82ZM111 37H112V35H111ZM111 37H110V38H111ZM149 37H150V36H149ZM158 37H159V36H158ZM166 37H167V36H166ZM169 37H170V36H169ZM173 37H172V38H173ZM175 37H176V36H175ZM210 37H211V36H210ZM227 37H228V36H227ZM232 37H233V36H232ZM257 37H258V36H257ZM257 37H256V38H257ZM13 38H14V37L12 36L10 39H13ZM15 38H16V37H15ZM45 38H46V37H45ZM50 38H51V37H50ZM77 38H78V36H77ZM105 38H106V37H105ZM112 38L114 39V36H113ZM143 38H146V39H145V40H146V43H144V44H147V42L149 41V40L147 41V38H148V37L145 35V37H143ZM154 38H155V37H154ZM164 38H165V35H164ZM181 38H182V36H181ZM181 38H178V39L181 40ZM208 38H209V37H208ZM214 38H215V36H214ZM236 38H237V37H236ZM236 38H235V39H236ZM256 38H254V39H256ZM35 39H36V38H35ZM71 39H70V40H71ZM101 39H104V38H101ZM101 39H98L97 41H101ZM117 39H118V38H117ZM129 39H130V38H129ZM161 39L163 40V38H161ZM167 39H169V38L167 37ZM167 39L165 38V41H166ZM170 39H171V37H170ZM205 39H207V38H205ZM212 39H213V38H212ZM229 39H230V38H229ZM229 39H228V40H229ZM232 39H233V38H232ZM247 39H248V38H247ZM249 39L251 40L252 37H250ZM254 39H253V40H254ZM260 39H262V38H260ZM21 40H22V39H21ZM49 40H50V39H49ZM52 40H53V38H52ZM54 40H55V39H54ZM56 40H57V39H56ZM87 40H88V39H87ZM87 40H85V41H87ZM90 40H91V39H90ZM93 40H94V39H93ZM104 40H105V39H104ZM111 40H112V39H111ZM145 40H143V41L145 42ZM180 40H178V41H180ZM224 40H225V39H224ZM239 40H240V38H239ZM250 40H249V41H250ZM258 40H259V39H258ZM5 41H6V40H5ZM9 41H10V40H9ZM11 41H12V40H11ZM27 41H28V40H27ZM67 41H68V38L66 39V42H67ZM76 41H77V39H76ZM82 41H83V39H82ZM168 41H169V40H168ZM171 41H172V40H171ZM174 41H175V40H174ZM174 41H173V42H174ZM260 41H261V40H260ZM12 42H13V41H12ZM12 42H11V43H12ZM50 42H51V41H50ZM59 42H60V41H59ZM66 42H65V43H66ZM101 42H102V41H101ZM103 42H104V41H103ZM103 42H102V43H103ZM106 42H108V41H106ZM116 42H119V41L116 40ZM122 42H123V41H122ZM152 42H153V41H152ZM159 42L161 43V41H159ZM162 42H164V41H162ZM181 42H182V41H181ZM214 42H215V40H214ZM220 42H221V41H220ZM240 42H241V41H240ZM251 42H253V41H251ZM255 42H256V41H255ZM257 42H258V41H257ZM2 43H3V45L6 44V46L8 47V44H7V43H4V41H3ZM23 43H24V42H23ZM43 43H44V42H43ZM45 43L48 44V41H46ZM67 43H69V42H67ZM73 43H74V42H73ZM83 43H84V42H83ZM83 43H81V44L83 45ZM90 43H91V42H90ZM112 43H114V42H112ZM164 43H165V42H164ZM175 43H176V42H175ZM203 43H204V42H203ZM225 43H226V42H225ZM229 43H230V41H229ZM229 43H228V45H229ZM243 43H244V42H243ZM249 43H250V42H249ZM259 43H260V42H259ZM261 43H262V42H261ZM20 44H21V43H20ZM57 44H58V43H57ZM59 44H60V43H59ZM59 44H58V45H59ZM69 44H70V43H69ZM81 44L79 45V47L81 46ZM108 44H109V43H108ZM118 44H119V43H118ZM120 44H121V43H120ZM120 44H119V45H120ZM130 44H131V43H130ZM130 44H128V45H130ZM156 44H157V43H156ZM176 44H177V43H176ZM212 44H213V43H212ZM231 44H232V46H234L233 43H231ZM238 44H240V43L237 41V45H235L236 48H237ZM9 45H10V44H9ZM11 45H12V44H11ZM24 45H25V44H24ZM26 45H27V44H26ZM51 45H52V43H51ZM63 45H64V43H63ZM66 45H67V44H66ZM70 45H71V46L73 45L72 42H71ZM70 45H69V48H70ZM74 45H76V43H75ZM84 45H85V44H84ZM98 45H99V48H100V44H98ZM116 45H117V44H116ZM147 45H148V44H147ZM149 45H150V44H149ZM152 45H153V44H152ZM169 45H172V44H169ZM173 45H174V44H173ZM177 45H179V44H177ZM180 45H181V43H180ZM180 45H179V46H180ZM198 45H199V44H198ZM198 45H197V46H198ZM224 45H225V44H224ZM241 45H242V44H241ZM241 45H240V46H241ZM244 45H246V44H244ZM247 45H248V44H247ZM250 45H251V44H250ZM250 45H249V46H250ZM255 45H257V46H261V45H258V44H255ZM12 46H13V45H12ZM48 46H49V44H48ZM59 46H60V45H59ZM64 46H65V45H64ZM76 46H77V45H76ZM76 46H75V47H76ZM96 46H97V45H96ZM117 46H118V45H117ZM122 46H123V45L121 44V47H120V48H122ZM137 46H138V45H137ZM159 46H160V49H161V47H163L162 50H163V49L165 50L164 45L162 46V45L159 44ZM226 46H227V45H226ZM240 46H239V47H240ZM249 46H248V47H249ZM252 46H254V45H252ZM52 47H55V45L53 44ZM72 47H73V46H72ZM77 47H78V46H77ZM79 47H78V48H79ZM81 47H82V48H81ZM81 47L79 48V52H80V49L83 50V47H85V46H81ZM94 47H95V46H94ZM97 47H98V46H97ZM105 47L108 48V46H105ZM131 47H132V46H131ZM145 47H146V46H145ZM145 47H144V48H145ZM166 47H167V46H166ZM172 47H173V46H172ZM174 47H175V46H174ZM174 47H173V49H174ZM218 47H219V43H218ZM255 47H256V46H255ZM263 47H264V46H263ZM3 48H4V47H3ZM46 48L49 49V47H46ZM63 48H64V47H63ZM87 48H88V47H87ZM87 48H86V49H87ZM102 48L104 49V46H103ZM102 48H101L100 50H98V49H96V50H98L99 53H100V51H102ZM109 48H111V47H109ZM129 48H130V46H129ZM144 48H143V49L141 48V50L143 51ZM148 48H151V47L147 46V51L149 50ZM170 48H171V47H170ZM177 48H178V46H177ZM181 48H182V47H181ZM181 48H180V50H181ZM205 48H206V47H205ZM219 48H220V47H219ZM219 48H217V49H219ZM228 48H229V46H228ZM250 48H251V46H250ZM7 49H8V48H7ZM22 49H23V48H22ZM43 49H44V48H43ZM48 49H44V51H45V50H48ZM54 49H55V48H54ZM71 49L73 50V48H71ZM89 49H90V48H89ZM173 49H172V50H173ZM175 49H176V48H175ZM186 49H187V48H186ZM199 49H200V48H199ZM207 49H208V48H207ZM207 49H206V51H207ZM222 49H223V47H222ZM238 49H239V48H238ZM238 49H236V50H238ZM241 49H242V46H241L240 50H241ZM243 49H245V47H244ZM259 49H260V48H259ZM14 50H15V49H14ZM74 50H75V48H74ZM105 50H107V49H105ZM150 50H151V49H150ZM150 50H149V52H151V53H149V54H153V55H150L151 58H152V57L155 58V55H156V54H154V53H157L156 50H155V51L152 50L154 53H153L152 51H150ZM158 50H159V49H158ZM162 50H161V52H162ZM169 50H170V49H169ZM172 50H171V51H172ZM178 50H179V49H178ZM180 50H179V51H180ZM182 50H183V49H182ZM182 50H181V51H182ZM220 50H221V49H220ZM225 50H226V49H225ZM227 50H228V51H226V52L228 53V52H229V49H227ZM233 50H235V48H234ZM236 50H235V51H236ZM240 50H239V51H240ZM255 50H256V49H255ZM16 51H17V50H16ZM37 51H38V53H40V54H44V52H43L41 49H38ZM51 51H52V50H51ZM69 51H71V50H69ZM69 51H68V52H69ZM77 51H78V50H77ZM86 51H87V52H88V51L91 52L92 49H90V50L87 49ZM94 51H95V50H94ZM109 51H110V50H109ZM126 51H127V50H125L124 52H126ZM171 51H169V52L171 53ZM174 51H176V50H174ZM223 51H224V50H223ZM235 51H234V52H235ZM246 51H247V50H246ZM252 51H253V50H252ZM8 52H10V51H8ZM11 52H12V50H11ZM54 52H55V50H54ZM66 52H67V51H66ZM71 52H72V51H71ZM79 52H76V55H78V54L80 55V54H81L80 56H82V55L84 54V53L82 54V53H79ZM82 52H83V51H82ZM87 52H85V53L89 56V54H88ZM92 52H93V51H92ZM121 52H122V51H121ZM161 52H160V53H161ZM164 52H165V51H164ZM164 52H163V53H164ZM169 52H165V53L168 54ZM183 52H186V50L180 52V54L183 53ZM194 52H195V51H194ZM237 52H238V51H237ZM237 52H236V53H237ZM257 52H258V51H257ZM260 52H261V50H260ZM260 52H259V53H260ZM77 53H78V54H77ZM101 53H102V52H101ZM103 53L105 54V51H104ZM160 53H159V54H160ZM172 53H173V51H172ZM207 53H210V52L208 51ZM211 53H213V52H211ZM211 53H210V54H211ZM223 53H224V52H223ZM227 53H225V54H227ZM231 53H233V52H231ZM238 53H239V52H238ZM238 53H237V54H238ZM242 53H243V52H242ZM248 53H249V52H248ZM253 53H254V52H253ZM0 54H1V53H0ZM145 54H146V53H145ZM159 54H158V56H159ZM173 54H174V53H173ZM190 54H194V53H192V52L190 51ZM216 54H218V53H216ZM237 54H236V55H237ZM254 54L257 55L256 52H255ZM4 55L6 56L7 54H4ZM101 55H102V54H101ZM112 55H113V54H112ZM161 55H162V54H161ZM161 55H160V56H161ZM176 55H178V54L176 53ZM218 55H219V54H218ZM221 55H222V54H221ZM227 55H228V54H227ZM259 55H260V54H259ZM11 56H12V53H11ZM84 56H86V55H84ZM94 56H95V55H94ZM97 56H98V54H97ZM103 56H104V55H103ZM105 56H106V55H105ZM113 56H114V55H113ZM118 56H119V55H118ZM120 56H121V55H120ZM145 56H146V55H145ZM164 56H166V55H164ZM169 56H171V55H169ZM169 56L167 55V57H169ZM173 56H174V59H173V60H175V57H176V56H175V55H173ZM173 56H172V57H169V58L172 60ZM178 56H179V55H178ZM196 56H197V55H196ZM230 56H231V55H228V58H229ZM242 56H243V55H242ZM242 56H241V59H243ZM249 56H253V54H252V55L250 54ZM6 57H7V56H6ZM14 57H15V56H14ZM54 57H55V56H54ZM54 57H53V59H54ZM72 57H73V56H72L71 54H67V53H66L64 56L58 57V64L56 63L57 66H56L55 70H56L58 73H59V72H62V71H65V72H68V73H74V72H76V69H75V66H74V64H75L74 61L78 62L79 60L77 61V60L75 59V60L73 61L74 58H72ZM74 57H75V55H74ZM101 57H102V56H101ZM109 57H110V56H108V58H109ZM148 57H149V56H148ZM183 57H184V56H183ZM198 57H199V56H198ZM211 57H212V56H211ZM211 57H210V58H211ZM215 57H216V56H215ZM217 57H218V56H217ZM217 57H216V58H217ZM226 57H227V56H226ZM226 57H225V58H226ZM236 57H237L236 59H239V56H238V55H237ZM245 57H246V56H245ZM255 57H256V56H254V58H255ZM0 58H1V57H0ZM28 58H30V57H28ZM31 58H32V57H31ZM79 58H80V57H79ZM86 58H87V57H86ZM86 58H85V62H87V60H88V59H86ZM91 58H92V57H91ZM91 58H90V61H91ZM116 58H117V56H116ZM156 58H157V57H156ZM156 58H155V59H156ZM158 58H160V57H158ZM162 58H163V57H162ZM165 58H166V57H165ZM169 58L167 59V61L169 60ZM199 58H200V57H199ZM221 58H222V57H221ZM13 59H14V58H13ZM13 59H12L11 61L14 62L15 60H13ZM15 59H16V58H15ZM17 59H18V58H17ZM32 59H33V58H32ZM50 59H51V57H50ZM103 59H104V58H102V62H103ZM148 59H149V58H148ZM148 59H147V61H148ZM187 59H188V58H187ZM233 59H234V61L236 62V59H235V58H232V60H233ZM244 59H245V58H244ZM249 59H250V58H249ZM0 60H1V59H0ZM28 60H30V59H28ZM80 60H84L83 57H82V59L80 58ZM96 60H97V63H98V58H96ZM96 60L94 59V61H96ZM106 60H107V59H105V61H106ZM142 60H143V59H142ZM163 60H165V59H163ZM171 60H169V62H170ZM197 60H198V59H197ZM207 60H208V59H207ZM218 60H220V59H218ZM226 60H227V58H226ZM246 60H248V59H246ZM246 60H245V64H247ZM254 60H255V59H254ZM2 61H3V60H2ZM17 61H18V60H17ZM45 61H46V60H45ZM52 61H53V60H52ZM88 61H89V60H88ZM108 61H109V60H108ZM111 61H112V60H111ZM113 61H115V60H113ZM147 61L144 62L143 65H145V63H147L148 66H149V65L152 66V64H150L151 62L148 63ZM157 61H158V60H157ZM159 61H161V60H159ZM209 61H211V60H209ZM220 61H221V60H220ZM220 61H219V62H220ZM248 61H249V60H248ZM256 61H258V60H257V57H256V60L254 61V63H255ZM19 62H21V61H19ZM19 62H18V63H19ZM33 62H34V61H32V63H33ZM53 62H54V61H53ZM73 62H74V63H73ZM79 62H80V61H79ZM91 62H92V61H91ZM99 62H100V60H99ZM153 62H155V61L153 60ZM165 62H166V60H165ZM177 62H179V60H177ZM184 62H185V61H184ZM191 62H195V61H191ZM221 62H222V61H221ZM225 62H226V61H225ZM225 62H223V63H225ZM235 62H234L233 67L236 66V65L238 66V64H236ZM249 62H250V61H249ZM1 63H2V62H1ZM15 63H16V61H15ZM18 63H16V64H17L16 67H18ZM81 63H82V62H81ZM88 63H89V62H88ZM88 63H87V65H88ZM97 63H96V64H97ZM105 63H106V62H105ZM129 63H130V62H129ZM156 63H157V62H156ZM163 63H164V62H163ZM171 63H172V62H170V64H171ZM186 63H188V62H185V64H186ZM195 63H196V62H195ZM223 63H222V64H223ZM231 63H232V62H231ZM237 63H239V62H237ZM261 63H262V62H261ZM26 64H28V63H26ZM33 64H34V63H33ZM36 64H37V63H36ZM78 64H79V63H78ZM85 64H86V63H85ZM99 64H101V63H99ZM102 64H103V63H102ZM165 64H166V63H165ZM167 64H168V63H167ZM167 64H166V66L168 67L169 65H167ZM179 64H181V66H182V63H179ZM179 64H178V65H179ZM188 64H189V63H188ZM188 64H187L186 66H188ZM190 64H191V63H190ZM196 64H197V63H196ZM226 64H227V63H226ZM235 64H236V65H235ZM251 64H252V63H251ZM257 64H258V63H257ZM9 65H10V64H9ZM9 65H8V66H9ZM11 65L13 66V63H12V62H11ZM28 65H29V64H28ZM31 65H32V64H31ZM42 65H43V64H42ZM76 65H77V63H76ZM91 65H93V64L91 63ZM134 65H135V64H134ZM140 65H141V64H140ZM153 65H155V64H153ZM157 65H158V64H157ZM160 65L162 66V64H160ZM171 65H172V64H171ZM173 65H174V62H173ZM175 65H177V64H175ZM193 65H194V64H193ZM197 65H198V64H197ZM224 65H225V64H224ZM224 65H223V66H224ZM239 65L242 66V64H239ZM243 65H244V64H243ZM248 65H249V64H248ZM248 65H247V66H248ZM2 66H3V65H2ZM2 66H1V67H2ZM8 66H6V67L8 68ZM20 66H21V68H22V65H20ZM32 66H33V65H32ZM35 66H36V65H35ZM54 66H55V65H54ZM79 66H80V65H79ZM97 66H98V64H97ZM97 66H96V67H97ZM104 66H105V65H104ZM161 66H160V67H161ZM163 66H164V65H163ZM183 66H184V65H183ZM183 66H182V71H183V69H184V70L187 69L186 67L183 68ZM198 66H199V65H198ZM226 66H227V65H226ZM226 66H225V67H226ZM241 66H240V67H241ZM245 66H246V65H245ZM82 67H83V66H82ZM88 67H89V65L86 66L87 69H88ZM90 67H91V66H90ZM90 67H89V69H91ZM100 67H101V66H100ZM135 67H136V66H135ZM141 67H144V66H141ZM145 67H146V69H148L147 66H145ZM155 67H156V66H155ZM160 67H159V68H160ZM175 67H176V66H174V69H175ZM178 67H179V66H178ZM178 67H177V68H178ZM204 67H205V65H204ZM208 67H209V65H208ZM242 67H243V66H242ZM249 67H250V69H249V68H248V69H249V71H250V70H251V66H249ZM7 68H6V70L9 71V69H10L11 67H10L9 69H7ZM80 68H81V66H80ZM86 68H85V69H86ZM93 68H95V67H93ZM98 68H99V67H98ZM129 68H130V67H129ZM129 68H127V65H126L125 70L128 69L130 72H128V70H127V72L131 74V70H130ZM149 68H150V67H149ZM157 68H158V66H157ZM157 68H156V69H157ZM159 68H158V69H159ZM169 68H172V67L169 66ZM169 68H168V69H169ZM179 68H180V67H179ZM179 68H178V69H179ZM189 68H190V67H189ZM194 68H196V66H195ZM199 68H200V67H199ZM238 68H239V67H238ZM238 68H237V69H238ZM243 68H244V67H243ZM246 68H247V67H246ZM2 69L5 70V67L2 68ZM18 69H19V67H18ZM33 69H35V67H34ZM37 69H38V68H37ZM81 69H82V68H81ZM89 69H88V70H89ZM131 69H132V67H131ZM136 69H137V67H136ZM141 69H142V68H141ZM150 69H151V73H152V68H150ZM160 69H161V72H162V67H161ZM166 69H167V68H166ZM166 69L163 70V71H164V72H163L164 74H165V70H166ZM178 69H176V70H178ZM191 69H192V68H191ZM196 69H198V68H196ZM208 69H209V68H208ZM208 69H207V70H208ZM213 69H214V68H213ZM213 69H212V70H213ZM229 69H230V68H229ZM231 69H232L231 71H234L233 68H231ZM234 69H235V68H234ZM244 69H245V68H244ZM248 69H247V71H248ZM254 69H255V67H254ZM78 70L80 71V69H78ZM94 70H95V69H94ZM107 70H108V69H107ZM176 70H175V71H176ZM187 70H188V69H187ZM187 70H185V71H187ZM194 70H195V69H194ZM218 70H219V67H218ZM226 70H227V69H226ZM0 71H1V72H0V74H1L0 77H1V76L3 77L2 70L0 69ZM17 71H18V70H17ZM19 71H22V70L19 69ZM82 71H83V70H82ZM96 71H97V69H96ZM96 71H95V74H97ZM137 71H138V70H137ZM147 71L150 73L149 70H147ZM155 71H156V70H155ZM167 71H168V70H166V73H167ZM185 71H184V72H185ZM189 71H190V70H189ZM192 71H193V69H192ZM216 71H217V68H216L215 72H216ZM238 71H239V70H238ZM238 71H237V72H238ZM244 71H245V70H244ZM3 72H4V71H3ZM11 72H12V71H10L9 73H11ZM53 72H54V71H53ZM80 72H81V71H80ZM84 72H86V70H84ZM93 72H94V71H93ZM124 72H125V71H124ZM124 72H123V73H124ZM127 72H126V74H128ZM159 72H160V71H159ZM169 72H171V71H169ZM172 72H174V71H172ZM196 72H197V70H196ZM205 72H206V70H205ZM212 72H214V71H212ZM235 72H236V69H235ZM241 72H242V71H241ZM241 72H240V73H241ZM17 73H19V72H17ZM22 73H23V71H22ZM132 73H133V74H136L137 72L133 70ZM143 73H144V72H143ZM146 73H147V72H146ZM153 73H154V71H153ZM155 73H156V72H155ZM157 73H158V72H157ZM163 73H162V74H163ZM185 73H186V72H185ZM185 73H184V74H185ZM217 73H218V72H217ZM232 73H233V72H232ZM5 74H8V73H5ZM12 74L14 75L15 72H14V73H11V74H8V77H9L10 75H12ZM19 74H20V73H19ZM19 74H18V77H20ZM28 74H29V73H28ZM34 74H35V73H33V75H34ZM36 74H37V73H36ZM48 74H49V73H48ZM48 74H46V75H48ZM81 74H83V73H81ZM92 74L95 75L94 73H92ZM110 74H111V73H110ZM126 74H124V75H126ZM139 74H140V73H139ZM158 74H159V73H158ZM164 74H163V75H164ZM229 74H231V73H229ZM241 74H242V73H241ZM241 74H240V75H241ZM26 75H27V74H26ZM44 75H45V74H44ZM50 75H51V74H50ZM54 75H55V74L53 73V76H54ZM86 75H87V73H86ZM131 75H132V74H131ZM131 75L129 76V78L131 77ZM137 75H138V74H136V76H137ZM140 75H141V74H140ZM154 75H156V74H154ZM206 75H207V73H206ZM215 75H216V74H215ZM215 75H213V76H215ZM233 75H234V74H233ZM235 75H236V74H235ZM242 75H244V74H242ZM245 75L247 76L248 74L245 73ZM4 76H5V75H4ZM16 76H17V74H15L14 77H16ZM22 76H23V75H22ZM24 76H25V75H24ZM42 76H43V75H42ZM53 76H52V77H53ZM61 76H62V75H61ZM63 76H64V75H63ZM67 76L69 77V75H67ZM74 76H75V74H74ZM147 76H148V74L146 75V77H147ZM152 76H153V74H152ZM159 76H161V75H159ZM166 76H167V74H166L164 77H166ZM186 76H187V75H186ZM217 76H218V75H217ZM219 76H220V75H219ZM6 77H7V75L5 76V78H6ZM8 77H7V78H8ZM52 77H49V79L52 78ZM76 77H77V76H76ZM76 77H73V79H75ZM103 77H105V76L103 75ZM114 77H115V76H114ZM122 77H123V76H122ZM124 77H125V76H124ZM137 77H138V79H140L139 75H138ZM137 77H136V78H137ZM142 77H143V75H142ZM146 77H145V78L143 77L142 79H140L139 82H140L141 84H142V82L144 83ZM164 77H163V79H164ZM169 77H170V76H169ZM191 77H192V76H191ZM210 77H211V76H210ZM215 77H216V76H215ZM247 77H248V76H247ZM3 78H4V77H3ZM3 78H2V79H3ZM5 78H4L3 80H1V78H0V80L4 82ZM9 78H12V76H10ZM9 78H8V79H9ZM42 78H43V77H42ZM64 78H65V77H64ZM66 78H67V77H66ZM82 78H83V77H80V80H79V81H82V80H83ZM108 78H110V77L107 76V79H108ZM129 78H128V76H127V79H129ZM136 78L133 79V80H134L133 82H135V79H136ZM150 78H151V76H150ZM154 78H155V77L153 76V78L149 79V76H148V79H149L150 81H151L152 79H154ZM157 78H158V77H157ZM157 78L155 79L156 81H157ZM167 78H168V77H166L165 80H166V82L168 83ZM172 78H173V77H172ZM211 78H212V77H211ZM218 78H219V77H218ZM248 78H249V77H248ZM250 78H251V77H250ZM253 78H255V77H253ZM23 79H24V78H23ZM27 79H29V80L31 79V80H32V78H30V77L27 78ZM34 79H35V80H34ZM34 79L32 80L33 82H32V81H28V82H29V83H30V82H32V83H34V82H38V81H36L37 78H34ZM45 79H46V78H45ZM70 79H71V78H70ZM76 79L78 80V78H76ZM81 79H82V80H81ZM84 79H85V77H84ZM93 79H94V78H93ZM96 79H97V78H96ZM99 79L102 80V78H98V80H99ZM131 79H132V77L130 78V81H128V80H127V81H128V82H131ZM143 79H144V81H142ZM148 79H147V82H148ZM158 79H159V78H158ZM203 79H204V76H203ZM11 80H12V79H11ZM11 80H10V81H11ZM14 80H15V82H16V84L14 85L15 88H16V87L18 86V84H17V81H16L15 78H14ZM17 80L20 81L19 79H17ZM65 80H66V79H65ZM65 80H64V81H65ZM71 80H72V79H71ZM88 80H89V79H88ZM100 80H99L98 82H100ZM105 80H106V79H105ZM125 80H126V77H125ZM161 80H162V79H161ZM168 80H169V79H168ZM170 80H171V79H170ZM208 80H210V79H209V76H208ZM218 80H219V79H218ZM225 80H226V79H225ZM225 80H224V81H225ZM228 80H229V79H228ZM228 80H227V82H228ZM230 80H232V77L230 78ZM246 80H247V79H246ZM6 81H7V80H6ZM49 81H50L51 83H53L52 81H54V79H53V80L51 79V80H49ZM49 81H46V82H49ZM102 81H103V80H102ZM112 81H113V79H112ZM137 81H138V80H137ZM156 81H155V82H156ZM222 81H223V80H222ZM242 81H243V80H242ZM248 81H249V80H248ZM3 82H2V85H3V88H4V84H5V82H4V84H3ZM8 82H9V80H8ZM11 82H12V81H11ZM11 82H9V83H11ZM41 82H42V83H41ZM41 82H40V83L43 84V81H41ZM46 82H44V83H46ZM62 82H63V81H62ZM75 82H77V81H74V83H75ZM84 82H86V80H85ZM94 82H95V81H94ZM94 82H93V83H94ZM96 82H97V81H96ZM113 82H114V81H113ZM123 82H125V81H123ZM128 82H126V83L128 84ZM133 82H131V83H133ZM139 82H138V83H139ZM147 82H145V83H147ZM153 82H154V81L152 80L151 83H153ZM160 82H161V81H160ZM166 82L163 83V81H162V83H159V85H160V84H161V86H163V84L166 85V84H167ZM172 82H173V80H172ZM174 82H175V81H174ZM176 82H177V81H176ZM203 82H205V81L203 80ZM203 82L201 81V83H203ZM257 82H258V81H257ZM29 83H26V84H29ZM77 83H78V82H77ZM86 83H87V82H86ZM100 83L102 84V82H100ZM100 83H99V84H100ZM103 83H104V82H103ZM106 83H107V82H106ZM217 83H218V81H217ZM217 83H216V84L214 83V85H220V84L223 85V84H225V83L220 82V81H219L220 84H217ZM229 83H231V81H230ZM247 83H248V82H247ZM247 83H245V84H247ZM261 83H262V82H260V85H261ZM30 84H31V83H30ZM34 84H35V83H34ZM37 84H39V83H37ZM37 84H36V85H37ZM60 84H61V82H60ZM63 84H64V83H63ZM78 84H79V83H78ZM78 84L75 83V87H76ZM80 84H81V83H80ZM84 84H85V83H84ZM87 84H88V83H87ZM101 84H100V86H102ZM104 84H105V83H104ZM117 84H118V82H117ZM117 84L114 85V89H115V86L117 87ZM127 84H125V85L127 86ZM129 84H130V83H129ZM133 84H135V87H136V88L133 86V87L135 88V90H134V91L132 90V91L135 93V91L137 92L138 89H137L136 83H133ZM147 84H149V83H147ZM153 84L156 85L155 83H153ZM153 84H151V86L154 87ZM157 84H158V82H157ZM179 84H180V83H179ZM211 84H213V83H211ZM211 84H210V85H211ZM242 84H243V83H242ZM2 85H1V87H2ZM16 85H17V86H16ZM21 85H23V84H21ZM43 85H44V87L46 86L45 84H43ZM51 85H52V84H51ZM65 85L72 86V83L68 82L67 84L65 83ZM65 85H63V86H65ZM95 85L98 86V84H95ZM105 85H107V84H105ZM137 85H138V84H137ZM144 85L146 86V84H144ZM149 85H150V84H149ZM149 85H147V87H148ZM159 85H158V86H159ZM168 85H169V83H168ZM174 85H175V84H174ZM203 85H204V84H203ZM222 85H220V87H221ZM232 85H233V84H231V86H232ZM235 85H236V84H235ZM240 85H241V84H240ZM253 85H254V79H252V80L250 81L251 90L254 89V88H253ZM256 85H257V84H256ZM7 86H8V85H7ZM12 86H13V85H12ZM14 86H13V87H14ZM25 86H26V85H25ZM25 86H24V87H25ZM28 86H29V88H28V87H27V88L30 89L31 86H30V85H28ZM37 86H38V85H37ZM40 86H41V85H40ZM40 86H39V87H40ZM48 86H50V85L48 84ZM61 86H62V85H61ZM63 86H62V87H63ZM78 86L80 87V85H78ZM82 86H83V85H82ZM85 86H87V85H85ZM92 86H94V85H92ZM97 86H96V87H97ZM118 86H119V85H118ZM120 86H122V84H121ZM139 86H140V84H139ZM145 86H144V87H145ZM170 86L172 87V85H170ZM198 86H199V85H198ZM261 86H262V85H261ZM1 87H0V88H1ZM9 87H10V86H9ZM35 87H36V86H35ZM50 87H51V86H50ZM56 87H57V86H56ZM94 87H95V86H94ZM94 87H93V89H94ZM123 87H124V86H123ZM123 87H122V88H123ZM127 87H129V86H127ZM127 87H125V88H127ZM130 87H132V86L130 85ZM153 87H151V89H152ZM163 87H164V86H163ZM163 87H162V88H163ZM165 87H166V86H165ZM165 87H164V88H165ZM202 87H203V86H202ZM215 87H216V86H215ZM218 87H219V86H218ZM5 88H6V87H5ZM7 88H8V87H7ZM7 88H6V89H7ZM20 88H21V87H20ZM20 88H19V90H20ZM36 88H37V87H36ZM36 88H34V90H36ZM52 88H53V87H52ZM63 88H64V87H63ZM63 88H62V90L64 91ZM67 88H68V87H67ZM72 88H73V87H72ZM72 88H69V90H70V89L73 90ZM77 88H78V87H77ZM80 88H81V87H80ZM111 88H113V87H111ZM134 88H132V89H134ZM156 88H161V87H156V86H155V87L153 88V90L151 91L152 94H154V92H155V94H157V93H156V91H157ZM166 88H169V87H166ZM172 88H174V87H172ZM189 88H190V87H189ZM189 88H188V87H185V88L183 89L185 92H184V91H183V92H184V93H187V91L189 90ZM199 88H200V86H199L197 89L199 90ZM204 88H205V87H204ZM204 88H203V89H204ZM223 88L225 89L224 85H223ZM232 88L234 89V87H232ZM245 88H246V87H245ZM25 89H26V87H25ZM28 89H27V90H28ZM32 89H33V88H32ZM50 89H51V88H50ZM65 89H66V88H65ZM91 89H92V88H91ZM93 89H92V90H93ZM129 89H131V88H129ZM136 89H137V90H136ZM148 89H150V86L148 87ZM151 89H150V90H151ZM154 89H156V91H155ZM178 89H179V88H178ZM211 89H212V88H211ZM220 89H221V88H220ZM262 89H263V87H262ZM9 90H11V88H9ZM15 90H16V89H15ZM34 90H33V91H34ZM44 90H45V89H44ZM44 90L40 89V91H44ZM59 90H60V89H59ZM79 90H81V89H79ZM88 90H89V88H88ZM88 90H87V91H88ZM104 90H105V89H104ZM106 90H107V89H106ZM112 90H113V89H112ZM112 90H111V93H112ZM116 90H118V88H117ZM119 90H120V89H119ZM139 90H140V88H139ZM143 90H147V88H146V89H143ZM167 90L169 91V89H167ZM198 90H197L196 93H198ZM204 90H205V89H204ZM217 90H218V89H217ZM217 90H216L215 92H218ZM221 90H222V89H221ZM231 90H232V89H231ZM235 90H236V87H235ZM244 90H245V89H244ZM249 90H250V89H249ZM255 90H256V89H255ZM31 91H32V90H31ZM31 91L29 90V92H31ZM65 91H66V90H65ZM65 91H64L63 93H65ZM83 91H84V90H81L80 92L82 93ZM98 91H99V90H98ZM132 91H130V93H131ZM147 91H148V90H147ZM153 91H154V92H153ZM193 91H194V90H193ZM195 91H196V90H195ZM202 91H203V90H202ZM208 91H209V90H208ZM212 91H213V90H212ZM224 91H226V89H225ZM229 91H230V90H229ZM0 92L2 93V90H1ZM6 92H8V93L10 92V93H11L12 91H8V89H7ZM34 92H35V91H34ZM69 92H70V91H69ZM69 92H68V93H69ZM73 92H74L73 95L76 96L77 94H75V92H78V90H75V91H73ZM84 92H85V91H84ZM93 92H94V91H93ZM93 92H92V93H93ZM117 92H119V91H117ZM120 92H122V90H120ZM124 92H126V91L124 90ZM133 92H132V93H133ZM142 92H143V91H142ZM157 92H161V91H157ZM162 92H163V91H162ZM222 92H223V91H222ZM246 92H247V91H246ZM246 92H244V93L246 94ZM1 93H0V94H1ZM3 93H4V92H3ZM8 93H7V94L4 93L5 97H6V95H8ZM24 93H25V92H24ZM66 93H67V92H66ZM71 93H72V91H71ZM71 93H70V94H71ZM85 93H87V92H85ZM88 93H89V91H88ZM106 93H107V91H106ZM122 93H123V92H122ZM132 93H131V95H132ZM134 93H133V95H134ZM139 93H140V91H139ZM145 93H147V92L145 91ZM165 93H166V91H165ZM211 93H212V92H211ZM211 93H210V94H211ZM223 93H224V92H223ZM232 93H233V91H232ZM240 93H241V92H240ZM242 93H243V92H242ZM248 93H249V92H248ZM11 94H12V93H11ZM33 94H34V93H32V95H33ZM108 94H110V93H108ZM108 94H107V95H108ZM115 94H117V93H115ZM115 94H114V95H115ZM125 94H128V93H125ZM148 94H149V92H148ZM148 94H147V95H148ZM159 94L161 95V93H159ZM162 94H164V93H162ZM190 94L193 95V93H190ZM200 94H201V93H200ZM215 94H218V93H215ZM225 94H226V93H225ZM238 94H239V93H238ZM260 94H261V93H260ZM4 95L1 94L0 96L2 97V96H4ZM13 95H14V94H12V96H13ZM22 95H23V94H22ZM22 95H21V96H22ZM35 95H37V94L35 93ZM99 95H100V94H99ZM147 95H146V96H147ZM149 95H150V94H149ZM149 95H148V96H149ZM157 95H158V94H157ZM183 95H184V94H183ZM194 95H195V94H194ZM211 95H213V94H211ZM218 95H219V94H218ZM229 95H230V94H229ZM231 95H232V94H231ZM247 95H248V94H247ZM263 95H264V94H263ZM38 96H39V95H38ZM40 96H41V95H40ZM65 96H66V95H65ZM71 96H72V95H71ZM71 96H70V97H71ZM78 96H79V95H78ZM78 96H76V97H78ZM112 96H113V95H112ZM115 96H116V95H115ZM148 96H147V97H148ZM161 96H162V95H161ZM161 96H160V97H161ZM164 96H165V95H164ZM164 96H163V97H164ZM179 96H180V93H179ZM181 96H182V95H181ZM201 96H203V94H201ZM254 96H255V94H254ZM261 96H262V94H261ZM13 97H14V96H13ZM15 97H16V95H15ZM17 97H18V95H17ZM17 97H16L15 100H14L15 102H16ZM67 97H68V96H67ZM137 97H138V96H137ZM144 97H145V96H144ZM144 97H143V99H144ZM158 97H159V96H158ZM168 97H169V96H168ZM214 97H215V96H214ZM214 97H213V98H214ZM219 97H220V95H219ZM219 97H218V98H219ZM234 97H236V96L234 95ZM240 97H241V95H240ZM257 97H258V96H257ZM2 98H4V97H2ZM8 98H9V96H8ZM10 98H11V97H10ZM10 98L7 99V101L10 100ZM35 98H38V97H35ZM51 98H52V97H51ZM95 98H96V95L93 94V95H90L88 98L81 97L79 100H76V98H75V99H69V100H67V104L70 105V107H71V108H70V110H71V116H72L73 118L77 119V120H80V121L87 120V119H88V118H89V117L95 112V110H96V100H95ZM113 98H115V97L113 96ZM116 98H118V97L116 96ZM132 98H135V96H133ZM140 98L142 99L141 96H140ZM140 98L138 97V99H140ZM154 98H155V97H154ZM179 98H180V97H179ZM213 98H212V99H213ZM262 98H263V97H262ZM5 99H6V98H4V100H5ZM24 99H25V98H24ZM24 99H23V100H24ZM103 99H104V98H103ZM109 99H111V98H109ZM120 99H121V98H120ZM135 99H136V98H135ZM138 99H136V101H138ZM143 99H142V101H143ZM148 99H150V98H148ZM188 99H189V98H188ZM188 99H187V100H188ZM190 99L192 100V97H191ZM194 99H199V98H194ZM200 99H201V98H200ZM212 99H211V100H212ZM220 99H221V98H220ZM18 100H19V98L17 99V101H18ZM20 100H22V99L20 98ZM23 100H22V102H23ZM48 100H49V99H48ZM118 100H119V99H118ZM123 100H124V98H123ZM145 100H146V99H145ZM157 100H159V99L157 98ZM160 100H161V99H160ZM167 100H168V99H167ZM173 100H174V99H173ZM180 100H181V98L179 99V101H180ZM187 100H186V101H187ZM209 100H210V99H209ZM1 101H3V99H1ZM1 101H0V102H1ZM53 101H54V100H53ZM53 101H52V102H53ZM100 101H101V100H100ZM104 101H105V100H104ZM121 101H122V100H121ZM125 101H126V100H125ZM129 101H130V100H129ZM146 101H147V100H146ZM146 101H145V104H146ZM153 101H154V100H153ZM174 101H175V100H174ZM207 101H208V100H206V102L204 101V103H207ZM236 101H238V99H236L235 101H231V103H232V102L235 103ZM241 101H242V99H241ZM22 102H21V103H22ZM24 102H25V100H24ZM26 102H27V101H26ZM29 102H30V101H29ZM29 102H28V103H29ZM34 102L36 103V102H38V101H35V100H34ZM43 102L46 103L45 101H43ZM54 102H56V101H54ZM54 102H53V103H54ZM101 102H103V101H101ZM105 102H107V101H105ZM115 102H116V101L113 102V100H112V106H113V107H114L113 103H115ZM119 102H120V100H119ZM123 102H124V101H122V103H123ZM154 102H155V101H154ZM159 102H161V101H159ZM171 102H172V101H171ZM184 102H185V101H184ZM196 102H198V101H196ZM199 102H200V101H199ZM238 102H239V101H238ZM244 102H246V101H244ZM4 103H5V102H4ZM6 103H7V102H6ZM8 103H9V101H8ZM16 103H17V102H16ZM49 103H50V102L48 101V103H46V104H49ZM53 103H50V104H52V107L55 109V107L58 105V103H57V105H55L56 103L54 104L55 107L53 106ZM107 103H108V102H107ZM117 103H118V102H117ZM120 103H121V102H120ZM138 103H139V102H137V106H139V104H140V106H141V103H142V102L140 101V103H139V104H138ZM157 103H158V101H157ZM165 103H166V102H165ZM167 103H168V101H167ZM179 103H180V102H179ZM179 103H178V104H179ZM188 103H190V102H188ZM202 103H203V100H202L201 104H202ZM231 103H230V102H226V104L224 103L226 106L223 105V108H224V106H225V108H229V109L232 108V109H233V107H234L235 105H232ZM258 103H260V101H259ZM0 104H1V103H0ZM10 104H11V102H10ZM14 104H15V103H12V106H13ZM17 104H18V103H17ZM22 104H24V103H22ZM25 104H26V103H25ZM97 104H98V103H97ZM99 104H101V103H99ZM109 104H110V102H109ZM125 104H128L127 101H126ZM125 104H124V105H125ZM135 104H136V103H135ZM143 104H144V102H143ZM147 104H148V103H147ZM160 104H161V103H160ZM169 104H170V103H169ZM178 104H177V105H178ZM190 104H191V103H190ZM201 104H200V106H201ZM216 104H217V102H214V103L211 104V105L209 104L207 107H208V108H211L212 106H214V105H216ZM235 104H236V103H235ZM39 105H40V104H39ZM102 105L104 106V103H103ZM102 105H101V107H103ZM120 105H121V104H120ZM124 105L122 104V106H124ZM128 105H129V104H128ZM128 105H127V106H128ZM157 105H159V104H157ZM173 105H174V103H173ZM192 105H194V104H192ZM203 105H204V104H203ZM243 105H244V104H243ZM262 105H263V104H262ZM3 106H4V104H3ZM7 106H8V105H7ZM10 106H11V105H10ZM19 106H20V105H19ZM21 106H23V105H21ZM21 106H20V107H21ZM30 106H31V105H30ZM30 106H29V107H30ZM43 106H44V105H43ZM106 106H108V104H107ZM109 106H110V105H109ZM116 106H117V104L115 105V107H116ZM122 106H120V107H122ZM137 106H136V107H137ZM144 106L146 107L147 105H144ZM161 106H162V105H161ZM169 106H171V105H169ZM174 106H175V105H174ZM180 106L182 107V106H184V104H183V105L181 104ZM180 106H179V107H180ZM190 106H191V105H190ZM195 106L197 107L196 104H195ZM195 106H194V108H196ZM232 106H233V107H232ZM238 106H239V105H238ZM240 106H242V103H241ZM240 106H239V107H240ZM244 106H245V105H244ZM259 106H260V105H259ZM4 107L6 108V104H5ZM14 107H15V105H14L13 107H11V108L13 109ZM17 107H18V106H17ZM44 107H45V106H44ZM49 107H51V106H48V108H49ZM104 107H105V106H104ZM104 107L102 108L103 110L106 109V107H105V108H104ZM110 107H111V106H110ZM115 107H114V108H115ZM125 107H126V106H125ZM129 107H130V106H128L127 108H129ZM145 107H143V108H145ZM159 107H160V106H159ZM172 107H173V106H172ZM176 107H178V106H176ZM214 107H215V106H214ZM239 107H238V108H239ZM242 107H243V106H242ZM2 108H3V107H2ZM56 108H57V107H56ZM107 108H109V107H107ZM114 108H113V109H114ZM134 108H135V107H134ZM134 108H132V109H134ZM146 108H147V107H146ZM152 108H153V107H152ZM155 108H156V107H155ZM160 108H161V107H160ZM170 108H171V107H170ZM184 108H185V106H184ZM192 108H193V107H192ZM194 108H193V109H194ZM197 108H198V107H197ZM197 108H196V109H197ZM202 108H204V107L202 106ZM202 108L199 107V108L197 109L198 112H199V110H200V112H201V109H202ZM205 108H206V105H205ZM205 108H204V109H205ZM223 108H221V110H222ZM235 108H236V107H235ZM247 108H248V107H247ZM256 108H258V107H256ZM6 109H7V108H6ZM9 109H10V108H9ZM18 109H19V108H18ZM54 109H53V111H54ZM110 109H111V108H110ZM124 109H125V108H124ZM124 109H123V111H125ZM135 109H136V108H135ZM140 109H142V107H140ZM171 109H172V108H171ZM180 109H181V108H180ZM193 109H192V110H193ZM232 109H231V110H232ZM244 109H245V107H244ZM261 109H262V108H261ZM16 110H17V108H16ZM42 110L45 111V110H46V107H45V109H42ZM51 110H52V109H51ZM57 110H58V108H57ZM98 110H99V109H98ZM107 110H108V109H107ZM118 110H120V109H118ZM127 110H128V109H126V111H127ZM136 110H138V107H137ZM146 110L148 111V108H147ZM173 110H174V108H173ZM176 110H177V109H176ZM182 110H183V109H181V111H182ZM190 110H191V108H190ZM194 110H195V109H194ZM225 110H226V111H229V110H227V109H225ZM258 110H259V109H258ZM6 111H7V110H6ZM6 111H5V112H6ZM8 111H9V110H8ZM46 111L49 112V110H46ZM46 111H45V113H48V112H46ZM100 111H101V110H100ZM116 111H117V110H116ZM126 111H125V116H123V117L121 116L122 119H123V118H126V116H127V115H126V114H127ZM134 111H135V110H134ZM141 111H142V110H141ZM141 111H140V112H141ZM147 111H146V112H147ZM150 111H151V109H150ZM150 111H149V112H150ZM162 111H163V109H162ZM178 111H179V110H178ZM233 111H234V109H233ZM233 111H232V112H233ZM255 111H256V110H255ZM263 111H264V110H263ZM2 112H3V110H2ZM54 112H55V111H54ZM107 112H108V111H107ZM114 112H115V111L112 110L111 113H114ZM121 112H122V111H121ZM136 112H137V111H136ZM142 112H144V110H143ZM152 112H153V110H152ZM155 112H156V111H155ZM158 112H159V111H158ZM160 112H161V111H160ZM160 112H159V113H160ZM168 112L171 113V110L168 111ZM172 112H174V111H172ZM175 112H176V111H175ZM189 112H191V111H189ZM196 112H197V111H196ZM230 112H231V111H230ZM257 112H258V111H257ZM259 112H260V111H259ZM259 112H258V113H259ZM50 113H51V112H50ZM116 113H117V112H116ZM119 113H120V112H119ZM156 113H157V112H156ZM156 113H154V114H156ZM180 113H181V112H180ZM180 113H178V114H180ZM192 113H195V112H192ZM254 113H255V112H254ZM4 114H5V113H4ZM6 114H7V113H6ZM55 114H56V112H55ZM58 114H59V113H58ZM157 114H158V113H157ZM176 114H177V113H176ZM183 114H184V113H183ZM190 114H191V113H190ZM190 114H189V115H190ZM195 114H196V113H195ZM214 114H215V113H214ZM216 114H217V111H216ZM229 114H231V113H229ZM229 114H228V115H229ZM241 114H242V113H241ZM245 114H246V113H245ZM259 114H261V116H262V113H261V112H260ZM2 115H3V113H2ZM7 115H8V114H7ZM118 115H124V114L122 113V114H118ZM128 115H129V114H128ZM132 115H133V113H132L131 115H129V119H131L130 116H132ZM138 115H139V113H138ZM138 115H135V113H134V118L137 117ZM160 115H161V114H160ZM170 115H171V114H170ZM191 115H193V114H191ZM243 115H244V114H243ZM252 115H253V113H252ZM0 116H1V114H0ZM104 116H105V115H104ZM114 116H116V115H114ZM140 116H141V114H140ZM174 116H175V115H174ZM177 116H178V115H177ZM177 116H176V117H177ZM179 116H180V115H179ZM195 116H197V114H196ZM195 116L193 115L192 118H195V120H196V117H195ZM217 116H219V114L216 115V118H217ZM239 116H240V114L237 115L238 118H240ZM261 116H259V117H261ZM1 117H2V116H1ZM3 117H4V115H3ZM41 117H42V116H41ZM48 117H49V116H48ZM50 117H53V116H50ZM56 117H57V116H56ZM164 117H165V116H164ZM188 117H190V116H188ZM214 117H215V116H214ZM220 117H221V116H220ZM222 117H223V116H222ZM222 117H221V118H222ZM237 117H236V118H237ZM243 117H244V116H243ZM243 117H242V118H243ZM253 117H254V115H253ZM34 118H35V117H34ZM113 118L116 120V117H113ZM166 118H167V117H166ZM172 118H173V117H172ZM192 118H191V119H192ZM238 118H237V119H238ZM257 118H258V117H257ZM257 118H256V119H257ZM262 118H263V117H262ZM45 119H46V118H45ZM45 119H44V121H49V120H48L49 118L46 119V120H45ZM54 119H55V117H54ZM56 119H57V118H56ZM56 119H55V120H56ZM104 119H105V118H104ZM122 119H121L120 121H122ZM178 119H179V118H178ZM186 119H187V118H186ZM186 119H185V120H186ZM189 119H190V118H189ZM191 119H190V121H191ZM229 119H230V117H229ZM22 120H23V119H22ZM35 120L38 121V118L35 119ZM35 120H34V121H35ZM40 120H41V119L39 118L38 123H39V125H40V124L42 125V123H41L42 121L40 122ZM131 120H132V119H131ZM136 120H138V119L136 118ZM170 120H172V119H170ZM170 120H169V121H170ZM195 120H194V121H195ZM199 120H200V119H199ZM202 120H203V119H202ZM202 120H201V122H202ZM241 120H242V119H241ZM254 120H255V119H254ZM259 120H260V118H259ZM259 120H258V121H259ZM0 121H1V120H0ZM4 121H5V120H4ZM34 121H33V122H34ZM52 121H53V120H52ZM117 121H119L118 118H117V120L115 121V123H116ZM124 121H125V123L127 124L126 121H129V120H125V119H124ZM179 121H180V120H179ZM187 121H189V120H187ZM187 121H185V122H187ZM190 121H189V122H190ZM192 121H193V119H192ZM18 122H20V120H19ZM49 122H51V121H49ZM54 122H55V121H54ZM135 122H136V121H135ZM141 122H142V120H141ZM141 122H139V123L141 124ZM170 122H171V121H170ZM183 122H184V121H183ZM203 122H204V121H203ZM209 122H210V121H209ZM244 122H246V120H245ZM260 122H261V121H260ZM28 123H29V122H28ZM31 123H32V119H31ZM35 123H36V122H35ZM51 123H52V122H51ZM119 123H120V122H119ZM133 123H134V122L131 121V123H129L128 125H126V127L129 128V126H130V125L132 126ZM144 123H146V121H145ZM246 123H247V122H246ZM254 123H256V121H254ZM263 123H264V122H263ZM2 124H3V123H2ZM24 124H25V123H24ZM43 124H45V123L43 122ZM104 124H105V122H104ZM140 124H138V126H139ZM224 124H225V123H224ZM244 124H245V123H244ZM244 124H243V125H244ZM247 124H248V123H247ZM247 124H246V125H247ZM260 124H261V123H260ZM260 124H259V125H260ZM27 125H28V124H27ZM27 125H26V126H27ZM34 125H35V124H34ZM41 125H40V126H41ZM111 125H113V124H111ZM123 125H125V124H123ZM134 125H135V124H134ZM146 125H149V124L147 123ZM182 125H183V124H182ZM185 125H186V124H185ZM185 125H184V126H185ZM197 125H198V124H197ZM206 125L208 126V124H206ZM210 125H211V126H214V127H217L218 129H220L221 132H223L224 137H225V138H228V136H227V134H226L227 130H225V127H224V126H221V125H220V126H217V125L214 124V123H211ZM256 125H257V124H256ZM262 125H263V124H262ZM3 126H4V124H3ZM29 126H30V125H29ZM31 126H32V124H31ZM31 126H30V130H31V129L33 130V126H32V128H31ZM37 126H38V125H37ZM46 126H48V125H46ZM55 126H57V125H55ZM109 126H110V125H109ZM131 126H130V128H132ZM138 126H137V127L134 126V127H135V128L133 127L134 130L137 129ZM140 126H142V124H141ZM168 126H169V125H168ZM201 126H202V125H201ZM203 126H204V125H203ZM20 127H21V126H20ZM41 127H42V126H41ZM74 127H75V126H74ZM117 127H118V126H117ZM117 127H116V128H117ZM122 127H123V126H122ZM126 127H124V128H126ZM143 127H144V125H143ZM143 127H140V128L142 129ZM155 127H156V126H155ZM192 127H194V126L192 125ZM196 127L199 128V125L196 126ZM243 127H244V126H243ZM246 127H247V126H246ZM0 128H1V125H0ZM26 128H27V127H25V129H26ZM52 128H53V126H52ZM124 128H123V129H124ZM140 128H139V129H140ZM157 128H158V127H157ZM178 128H179V127H178ZM186 128H188V127H186ZM204 128H205V130L207 129L205 126L203 127V129H204ZM258 128H260V127H258ZM20 129H22V128H20ZM27 129L29 130V128H27ZM34 129H36V128H34ZM42 129H44V127H43ZM109 129H110V128H109ZM112 129H113V128H112ZM121 129H122V128H121ZM139 129H138V130H139ZM141 129H140V130H141ZM189 129L191 130L190 127H189ZM200 129H202V128L200 127ZM203 129H202L201 131H205V130H203ZM246 129H247V128H246ZM260 129H261V128H260ZM22 130H23V129H22ZM28 130H27V131H28ZM39 130H40V128H39ZM74 130H75V129H74ZM104 130H105V129H104ZM128 130H129V129H128ZM131 130H133V129H131ZM159 130H160V129L156 130V133H154V134H157V131L159 132ZM180 130H182V128H181ZM184 130H185V128H184ZM192 130H193V129H192ZM220 130H219V131H220ZM252 130H253V129H252ZM23 131H24V130H23ZM25 131H26V130H25ZM27 131L24 132V135H26L25 133H27ZM35 131H37V130H35ZM35 131H32V132L35 133ZM45 131H48V130H45ZM50 131H51V130H50ZM113 131H114V129H113ZM121 131H122V130H121ZM123 131H124V130H123ZM129 131H130V130H129ZM129 131H126V132H128V133L130 134ZM187 131H189V130H187ZM215 131H216V130H215ZM217 131H218V130H217ZM219 131H218V132H219ZM246 131H248V130H246ZM258 131H259V129H258ZM29 132H31V131H29ZM32 132H31V133H32ZM53 132L55 133V131H53ZM53 132H52V133H53ZM108 132H110V130H109ZM117 132H119V131H117ZM126 132L124 131V132H122V133H126ZM135 132H136V131H135ZM135 132H134V133H135ZM153 132H154V131H153ZM185 132H186V131H185ZM244 132H245V130H244ZM248 132H249V131H248ZM248 132H247V133H248ZM253 132H254V131H253ZM34 133H33V134H34ZM39 133H40V132H39ZM128 133H126V134H128ZM136 133H137V132H136ZM151 133H152V132H151ZM151 133H149V134H151ZM160 133H161V132H159L158 134H160ZM171 133H172V132H171ZM176 133H177V132H176ZM190 133H192V132H190ZM202 133H203V132H202ZM249 133H251V132H249ZM249 133H248V134H249ZM254 133H255V132H254ZM262 133H263V132H262ZM27 134H28V133H27ZM29 134H30V133H29ZM42 134H43V133H42ZM42 134H41L42 138L45 139V138L43 137ZM48 134H49V133H48ZM50 134H51V132H50ZM78 134H79V133H78ZM166 134H168V133H166ZM181 134H182V136H181V138H182L184 133H181ZM186 134H187V133H186ZM205 134H206V133H205ZM251 134H252V133H251ZM251 134H250V135H251ZM35 135L38 136L39 134L37 133V134H35ZM44 135H45V134H44ZM51 135H52V134H51ZM51 135H50V136H51ZM119 135H120V134H119ZM123 135H124V134H123ZM130 135H131V134H130ZM133 135H134V134H133ZM133 135H132V137H133ZM135 135H137V134H135ZM162 135H164V134H162ZM175 135H176V134H175ZM187 135H188V134H187ZM246 135H247V134H246ZM254 135H255V137H256V133H255ZM261 135H262V137H263V134H261ZM27 136H28V137H27ZM27 136H25V137H26V138H30V137L33 136V135H30V137H29V135H27ZM41 136H40V139H41ZM59 136H60V135H59ZM101 136H102V135H101ZM127 136H129V135H127ZM154 136H155V135H154ZM154 136H153V137H154ZM178 136H179V135H178ZM184 136H185V135H184ZM191 136H192V135H191ZM247 136H248V135H247ZM22 137H23V136H22ZM22 137H21V138H22ZM45 137H49V136L46 135ZM51 137H52V136H51ZM123 137H124V136H123ZM123 137H122V140L124 141V138H123ZM125 137H126V135H125ZM129 137H130V136H129ZM153 137L151 138L152 140H154ZM159 137H160V136H159ZM159 137H158V139H159ZM167 137L169 138V135H167L166 138H167ZM248 137H250V136H248ZM251 137H252V135H251ZM262 137H261V138H262ZM21 138H20V139H21ZM31 138H32V137H31ZM116 138H117V137H115V139H114V137H113L112 139H114V140H118V139H116ZM154 138L157 139V137H154ZM164 138H165V137H164ZM168 138H167V139H168ZM174 138L177 139V136L174 137ZM174 138H171V139L174 140ZM188 138H189V137H188ZM252 138H253V137H252ZM252 138H251V139H252ZM259 138H260V137H259ZM35 139H36V138H35ZM35 139H34V140H35ZM37 139H39V137H38ZM49 139H50V137H49ZM49 139H45V141H46V140H49ZM59 139H60V138H59ZM61 139H62V138H61ZM126 139L128 140V137H126ZM169 139H170V138H169ZM178 139L180 140L179 137H178ZM189 139H190V138H189ZM206 139H208V138H206ZM253 139H254V138H253ZM255 139H256V138H255ZM257 139H258V138H257ZM53 140H54V139H53ZM136 140H137V139H136ZM159 140H160V139H159ZM186 140H187V139H186ZM225 140H226V139H225ZM263 140H264V138H263ZM16 141H17V140H16ZM18 141H19V140H18ZM21 141H22V140H21ZM35 141H37V140H35ZM51 141H52V140H51ZM63 141H64V140H63ZM109 141H110V140H109ZM112 141H113V140H112ZM112 141H111V142H112ZM119 141H121V139H120ZM160 141H162V139H161ZM183 141H184V140H183ZM190 141H191V140H190ZM256 141H257V140H256ZM26 142H27V141H26ZM26 142H25V139H24V143H25V144H26ZM39 142H40V140H39ZM49 142H50V141H49ZM52 142H53V141H52ZM98 142H99V141H98ZM101 142H102V141H101ZM111 142H110V143H111ZM115 142H117V141H115ZM124 142H125V141H124ZM154 142H155V140H154ZM176 142H178V147H179L180 145H183V146H180V147H179L180 149H181L182 147L184 148V146H185V145H184V142H183L182 144H180V145H179V141H178V140H177V141L175 140L174 144H175ZM188 142H189V141H188ZM252 142H253V141H252ZM262 142H263V141H261V142L258 141V143H262ZM40 143H41V142H40ZM43 143H44V141H43ZM43 143H42V144H43ZM108 143H109V142H108ZM120 143H122V142H120ZM126 143H127V142H126ZM150 143H151V141H150ZM155 143H158V141L155 142ZM162 143H163V142H161V144H162ZM164 143H167V141H165ZM169 143H171V142L168 141L167 144H169ZM186 143H187V142H186ZM244 143H246V141H244ZM8 144H9V143H8ZM17 144H18V143H17ZM17 144H14V145L16 146ZM42 144H39L38 146H41V149L43 150L42 146L44 147V145L46 146V145H49V144L54 145V142H53V143H49V144H48V143H46V144L44 143V145H42ZM92 144H93V143H92ZM115 144H116V143H115ZM117 144H118V143H117ZM140 144H141V143H140ZM174 144H172V145L174 146ZM176 144H177V143H176ZM253 144L256 145V143H253ZM253 144H252V145H253ZM262 144H264V143H262ZM11 145H12V144H11ZM55 145H56V144H55ZM55 145H54V148H56ZM94 145H95V144H94ZM94 145L91 146L92 149L95 148ZM113 145H114V144H113ZM113 145H112V146H113ZM143 145H144V144H143ZM157 145H158V144H157ZM163 145H164V144H163ZM170 145H171V144H170ZM187 145H188V144H186V146H187ZM191 145L193 146V145H194V142H193V144H191ZM196 145H198V144H196ZM202 145H203V144H202ZM247 145H248V143H247ZM260 145H261V144H260ZM15 146H14V147H15ZM32 146H33V145H32ZM34 146H35V144H34ZM106 146H107V145H106ZM110 146H111V144H110ZM110 146H108V148H109ZM114 146L116 147V145H114ZM121 146H123V144H122ZM121 146H120V147H121ZM138 146H139V145H138ZM159 146H160V145H159ZM159 146H158V147H159ZM167 146H168V145H167ZM167 146H166V147H167ZM253 146H254V145H253ZM257 146H259V145H257ZM0 147H1V148H3V147H4V148H7V147L2 146V145H1ZM12 147H13V146H12ZM21 147H22V146H20V148H21ZM46 147H48V149L50 148V150H51V145H50V147H49V146H46ZM46 147H44V149H45ZM57 147H58V146H57ZM59 147H60V146H59ZM115 147H111V148H115ZM147 147H148V146H147ZM151 147L153 148L152 143H151ZM154 147H155V148H158V147H156V146H154ZM174 147H176V149L178 150V148H177L176 145H175ZM243 147H244V146H243ZM249 147H250V146H249ZM249 147L247 146V148H249ZM255 147H256V146H255ZM255 147H254V148H255ZM262 147H263V146H261L260 148H262ZM16 148H17V147H16ZM52 148H53V147H52ZM54 148L52 149L53 151L56 150V149H54ZM87 148H88V147H87ZM104 148H105V146H104ZM106 148H107V147H106ZM117 148H118V147H117ZM117 148H115L114 150H117ZM124 148H125V147H123V149H124ZM134 148H135V147H134ZM143 148H144V147H143ZM143 148H141V149H143ZM171 148H172V147H171ZM257 148H258V147H257ZM257 148H256V150H257ZM11 149H12V148H11ZM11 149L8 148L9 151H10ZM33 149H34V147H33ZM48 149H45V151L48 150ZM77 149H78V148H77ZM99 149H100V148H99ZM119 149H120V148H119ZM119 149L117 150V154L119 153ZM149 149H150V148H149ZM149 149H148V150H149ZM160 149L162 150V145H161V148H160ZM163 149H165V148H163ZM213 149H214V151H210V152H211V155L213 154L212 152L215 153V150H216L217 148H216V149L213 148ZM263 149H264V148H263ZM17 150H18V149H17ZM24 150L27 151L28 149L26 150V148H25ZM42 150H41V151H42ZM52 150H51L50 154L52 153ZM59 150H60V149H59ZM120 150H121V149H120ZM168 150H169V149H168ZM177 150H176V152H178ZM181 150H182V151L184 150V152H183L184 154L188 153V152L185 153V149H181ZM187 150H188V149H187ZM190 150H191V149H190ZM190 150H188V151H189V157H188V154H186V155H187V157H188L189 159H193L192 156L190 157V153L192 152V150H191V151H190ZM194 150H195V149H194ZM203 150H204V149H203ZM221 150H222V149H221ZM258 150H259V149H258ZM0 151H1V150H0ZM2 151H3V154H4V151H5V150H2ZM2 151H1V152H2ZM9 151H8V154H9ZM25 151H24V154H26ZM29 151H30V150H29ZM32 151H33V150H32ZM32 151H31V152H32ZM43 151H44V150H43ZM57 151H58V150H57ZM100 151H102V148H101ZM100 151H99V152H100ZM109 151H111V150H109ZM121 151H122V150H121ZM134 151H136V150H134ZM139 151H140V150H139ZM149 151H150V150H149ZM153 151H154V150H153ZM164 151H165V150H164ZM179 151H180V150H179ZM249 151H250V150H249ZM260 151H261V150H260ZM6 152H7V150H6ZM16 152H17V151H16ZM31 152H30V153H31ZM48 152H49V151H48ZM54 152H55V151H54ZM59 152H60V151H59ZM115 152H116V151H115ZM127 152H128V150H127ZM129 152H130V151H129ZM132 152H133V151H131V153H132ZM147 152H148V151H147ZM150 152H151V151H150ZM162 152H163V151H162ZM176 152L174 151V153H176ZM222 152H223V151H222ZM247 152H248V150H247ZM263 152H264V151H263ZM17 153H18V152H17ZM43 153H45V152H43ZM96 153H97V152H96ZM100 153H101V152H100ZM135 153H137V151H136ZM154 153H155V151H154ZM165 153H166V151H165ZM165 153H163V154H165ZM174 153H173V154H174ZM178 153H181V152H178ZM249 153H250V152H249ZM256 153H257V152H256ZM259 153H260V152H259ZM33 154H34V153H33ZM38 154H39L40 156L43 155L42 153H41V154L38 153ZM45 154H46V153H45ZM45 154H44V155H45ZM58 154L62 155V153H58ZM98 154H99V153H98ZM102 154H104V152H103ZM112 154H113V153H112ZM112 154H111V155H112ZM114 154H115V153H114ZM139 154H140V153H139ZM139 154H138V155H139ZM142 154H143V153H142ZM144 154H146L145 151H144ZM147 154H148V153H147ZM155 154H157V157H158V155H159V156L162 155L161 152H159V154H158V153H155ZM160 154H161V155H160ZM170 154H171V153H170ZM173 154H172V155H173ZM181 154H182V153H181ZM184 154H183L182 156H184ZM192 154H193V153H192ZM192 154H191V155H192ZM201 154L203 155V153H201ZM243 154H245V153H243ZM6 155H7V154H6ZM16 155H17V154H15V156H16ZM18 155H19L18 157H20V155L22 156V154H19V153H18ZM39 155H37V158H38ZM53 155H54V153H53ZM53 155H52V156H53ZM71 155H72V154H71ZM86 155H87V154H86ZM100 155H101V154H100ZM104 155H107V154H104ZM104 155H103V156H104ZM111 155H110V156H111ZM118 155L120 156V154H118ZM152 155H153L154 157H156V155H154L153 152H152L151 156H152ZM166 155H167V154H166ZM178 155H179V154H178ZM178 155H175L174 157H175V158H176V157H179L180 155H179V156H178ZM186 155H185L184 158H181V157H182V156H181V157H180V160H181V159H187V158H186ZM245 155H246V154H245ZM245 155H244V159L246 160V157H247V156H245ZM260 155H262V154H260ZM33 156H35V154H34ZM55 156H58V155L56 154ZM67 156H68V155H67ZM89 156H91V155H88V157H89ZM93 156H94V154H93ZM96 156H97V155H96ZM96 156H94V157H96ZM98 156H99V155H98ZM110 156H109L108 158H110ZM112 156L114 157V155H112ZM151 156H150V158H151ZM162 156H164V155H162ZM162 156H161V157H158V158H162ZM168 156H169V155H168ZM207 156H208V155H207ZM213 156H215V159H214V158H213V159L216 160V156H218V155L215 154V155H213ZM213 156H211V157H213ZM249 156H250V155H249ZM0 157L3 158V157L1 156V154H0ZM18 157H17V158H18ZM44 157H45V156H44ZM60 157H61V156H60ZM104 157H105V156H104ZM113 157H112V158H113ZM133 157H134V155H133ZM135 157H136L135 159H137L138 156L136 155ZM139 157H140V156H139ZM142 157H143V156H142ZM154 157H153L152 159H154ZM218 157L221 158L220 156H218ZM260 157H261V156H260ZM4 158H5V157H4ZM25 158H26V157H25ZM25 158H24V159H25ZM37 158H36V159H37ZM41 158H42V159H45V158H43V157H41ZM41 158H40L39 160H41ZM58 158H59V157H58ZM62 158H63V156H62ZM64 158L66 159V157H64ZM89 158H90V157H89ZM89 158H88V159H89ZM108 158H107V159H108ZM115 158H117V156H116ZM144 158H146L145 155H144ZM165 158H166V157H165ZM169 158H170V157H169ZM253 158H254V157H253ZM253 158H252V159H253ZM258 158H259V157H258ZM8 159H9V158H8ZM20 159H21V157H20ZM24 159H23V160H24ZM29 159H31V158H29ZM50 159H51V158H50ZM50 159L48 160L49 162H50ZM65 159H64V160H65ZM91 159H92V158H91ZM107 159H106V160H107ZM132 159H134V158H132ZM156 159H157V158H156ZM167 159H168V158H167ZM173 159H174V158H173ZM176 159H178V158H176ZM189 159H188V161H189ZM1 160H3V159H1ZM64 160H63V162L67 163L66 161H68V160H66V161H64ZM86 160H87V159H86ZM108 160H109V159H108ZM111 160H112V159H111ZM142 160H143V158H142ZM146 160L148 161V159H146ZM149 160H150V159H149ZM163 160H165V159L163 158ZM169 160H170V159H169ZM171 160H172V159H171ZM203 160H204V159H203ZM206 160H208V159H206ZM211 160H212V158H211ZM217 160H218V162H219L220 159L217 158ZM217 160H216V161H217ZM259 160H260V158H259ZM261 160H262V159H261ZM58 161H60V160H58ZM89 161L92 162L90 159H89ZM89 161H88V162H89ZM134 161H135V160H134ZM147 161H146V162H142L143 164L141 163L142 165H140V167H139V165H138V166L136 165V167H137L136 169H138V167H139V169L142 168L141 166H143V165H144V169H145V166H148V167H149L150 165L147 164ZM153 161H154V160H153ZM160 161H161V160H160ZM165 161H166V160H165ZM177 161H179V160H177ZM216 161H214V162H215L214 165L212 164L213 167L215 166L216 163L218 164V162H216ZM228 161H229L228 163H232V162H230L231 160H228ZM232 161H233V159H232ZM235 161H236V160H235ZM242 161H243V160H242ZM2 162H3V161H1L0 163H2ZM23 162H24V161H23ZM36 162H37V161H36ZM41 162H42V163H43V162L45 163L44 160H43V161H40V164H42ZM49 162L46 163V168H50V167L48 166V164H50ZM51 162H52L53 164L56 163V162H54V159H52ZM63 162H62V163H63ZM103 162H104V161H103ZM131 162H132V161H131ZM137 162H140V161H137ZM154 162H155V161H154ZM180 162H182V161H179V163H180ZM183 162L185 163V160H184ZM189 162H190V161H189ZM189 162H188V163H189ZM240 162H241V161H240ZM240 162H238L237 164L240 165V164H241ZM44 163H43V164H44ZM60 163H61V161H60ZM65 163H64V165H65ZM68 163H69V161H68ZM100 163H101V162H100ZM100 163H99V164H100ZM129 163H130V158H129V156H128V155L123 156V158L120 159L119 163L113 165V166L107 171V175H106V179H105V181L103 182L102 185H100L99 187H97L96 192H94V193H95V196H94V197H95V200L98 202V207H99V209H98L97 212H96V211H95L96 208H95L94 211H95L96 213H95V215H94L93 218H92V219H93L92 226H91V228H90L88 234H86L87 236H86V238H85L83 241L88 240V239L94 234V232L98 229V227L100 226V224H101V222H102V220H103V216H104L103 212L105 211V209H104L103 212L101 211V208H102L101 206L106 204V205L108 206L106 211H109V206L112 205V202H113V199H114V191H115L116 186H118L119 184H121V183L124 182V180H125V178H126V175H127V172H128V170H129V168H130V166H131V169H133V168H132L133 166L130 165ZM134 163H135V162H134ZM144 163H146L147 165H145ZM148 163H149V162H148ZM151 163H152V161H151ZM151 163H150V164H151ZM157 163H159V162L157 161ZM161 163H162V162H161ZM175 163H176V162H175ZM179 163H178V164H179ZM186 163H187V161H186ZM186 163H185V164H186ZM212 163H213V160H212ZM219 163L223 164L222 162H219ZM233 163H234V162H233ZM242 163H243V162H242ZM247 163H248V162H247ZM247 163H246V164H247ZM252 163L254 164V162H252ZM13 164H14V163H13ZM36 164H37V163H36ZM36 164H35L34 166H36ZM40 164H39V165H40ZM82 164L85 165V163H82ZM82 164H81V166H83ZM90 164H91V163H90ZM104 164H105V162H104ZM110 164H111V163H110ZM139 164H140V163H139ZM155 164H156V162H155ZM172 164H173V163H172ZM180 164H181V163H180ZM180 164H179L178 166H180ZM190 164H191V166H192V163H190ZM200 164H201V163H200ZM207 164H208V163H207ZM207 164L205 163L206 166H207ZM244 164H245V163H244ZM256 164H257V163H256ZM256 164H255V165H256ZM87 165L89 166V164L86 163L85 166H87ZM162 165H163V163H162ZM166 165H167V164L165 163L164 166H166ZM173 165H174V164H173ZM205 165H204V166H205ZM209 165H210V164H209ZM225 165H226V164H225ZM225 165H223V167H224ZM235 165H236V162H235ZM235 165H234V166H235ZM241 165H242V164H241ZM255 165H252V166H255ZM50 166H51V164H50ZM52 166H53V165H52ZM52 166H51V167H52ZM59 166H60V164H59ZM88 166H87V169H88ZM93 166H94V165H93ZM96 166H97V165H96ZM102 166H103V164H102ZM104 166H105V165H104ZM104 166H103V168H104ZM159 166H160V165H159ZM182 166H183V165H182ZM182 166H181V167H182ZM184 166H185V165H184ZM206 166H205V167H206ZM216 166H218V165H216ZM229 166H230V165H229ZM246 166H247V165H246ZM257 166H258V164H257ZM12 167H13V165H12ZM39 167H40V166H39ZM54 167H55V165H54ZM61 167H62V166H61ZM83 167H84V166H83ZM83 167H82V168H83ZM99 167H100V169H101V166H99ZM105 167H106V166H105ZM150 167H151V166H150ZM150 167H149V168H150ZM154 167H155V165H154ZM154 167H153V165H152L151 168H154ZM161 167H162V166H161ZM169 167H170V166H169ZM181 167H178V169L181 168ZM258 167H259V166H258ZM258 167H255V169H254V167H253V169H254V170H256V169H260V168H258ZM8 168H10L9 170H10V172H11V171H12L11 167L8 166ZM8 168H7V170H8ZM40 168H43V166L40 167ZM40 168H38V170H39ZM57 168H59V167H57ZM57 168L53 169V170H55V171L53 172L55 175H56V173L58 174V171H60V170H58ZM79 168H80V166H79ZM79 168H78V169H79ZM97 168H98V167H97ZM151 168H150V169H151ZM164 168H166V167H164ZM167 168H168V166H167ZM188 168H190V167L188 166L187 169H188ZM206 168H207V167H206ZM206 168H205V170H206ZM216 168H218V167H216ZM226 168H228V166H226ZM240 168H242V167H240ZM13 169L15 170V168H13ZM18 169H19V168H18ZM35 169H36V168H35ZM56 169H57L58 171H57ZM80 169H81V168H80ZM80 169H79V170H80ZM91 169H92V168H91ZM106 169H107V167H106ZM154 169H155V168H154ZM196 169L198 170L197 167H196ZM196 169H195V170H196ZM202 169H204V168L202 167ZM207 169H209V167H208ZM229 169H230V168H229ZM231 169H232V168H231ZM234 169H236V167H235ZM243 169H244V167H243ZM247 169H248V168H247ZM14 170H13V171H14ZM19 170H20V169H19ZM53 170L51 169L50 171H53ZM70 170H72V169H70ZM82 170H83V169H82ZM88 170H89V169H88ZM94 170H95V168H94ZM141 170H142V169H141ZM141 170H140V171H141ZM151 170H152V169H151ZM151 170H150V171H151ZM155 170H156V169H155ZM160 170H161V169H160ZM163 170H164V169H163ZM167 170H169V169H167ZM173 170H174V169H173ZM184 170H186V169H184ZM191 170L193 171V168H192ZM210 170H211V169H209L208 171L210 172ZM212 170H213V169H212ZM215 170H216V169H214V171H215ZM219 170H221V169H219ZM223 170H224V169H223ZM232 170H233V169H232ZM0 171H1V170H0ZM15 171H17V170H15ZM15 171H14V172H15ZM26 171H27V170H26ZM42 171H43V169H42ZM48 171H49V170H48ZM73 171H74V170H73ZM84 171H85V168H84ZM84 171H82V172H84ZM91 171H92V170H91ZM96 171H100V170L97 169ZM103 171H104V170H103ZM130 171H131V170H130ZM130 171H129V172H130ZM144 171H147V172L149 173L148 169H147V170L145 169ZM164 171H165V170H164ZM164 171H162V173H163ZM178 171H179V170H178ZM198 171H199V170H198ZM200 171H201V170H200ZM216 171H218V169H217ZM216 171H215V172H216ZM221 171H222V170H221ZM229 171H230V170H229ZM235 171H237V170H235ZM235 171H234V172H235ZM240 171H241V170H240ZM244 171H246V170H244ZM258 171H259V170H258ZM262 171H263V169H262ZM7 172L9 173V171H7ZM36 172H37V170H36ZM38 172H39V171H38ZM40 172H41V171H40ZM55 172H56V173H55ZM71 172H72V171H71ZM86 172H87V171H85V173H86ZM93 172H94V171H93ZM141 172H142V171H141ZM141 172H140V173L138 172L139 174L137 173V175H136V173H134V175H135V176H139V175L141 174ZM147 172H146L145 174H148ZM202 172H204V170H202L200 173H202ZM211 172H212V171H211ZM215 172H214V173H215ZM218 172H219V171H218ZM223 172H225V171H223ZM234 172L232 171L231 173H234ZM0 173H1V172H0ZM17 173H19V171H18ZM41 173H42V172H41ZM41 173H40V174H41ZM45 173H46V172H45ZM50 173L52 174V172H50ZM59 173H61V172H59ZM78 173H79V172H78ZM89 173H90V172H89ZM143 173H144V172H143ZM159 173H160V172H159ZM159 173H158V174H159ZM164 173H165V172H164ZM167 173H168V172H167ZM167 173H165V174H167ZM169 173H171V172H169ZM175 173H176V170H175ZM175 173H174L173 175H175ZM187 173H188V170H187ZM192 173H194V172H192ZM206 173H207V171H206ZM206 173H205V175H206ZM216 173H217V172H216ZM231 173H230V175H231ZM255 173H256V172H255ZM258 173H259V172H257V174H258ZM4 174H6V172H5ZM12 174H13V172H12ZM21 174H22V173H21ZM28 174H29V173H28ZM35 174H36V173H35ZM54 174H52V176H53ZM79 174L81 175V173H79ZM82 174H83V173H82ZM87 174H88V172H87L86 174H84L85 176L83 175L84 178L81 177L82 175L80 176V177L82 178V181H83V180L85 181V177H87V176L89 175V174H88V175H87ZM92 174H95V173H92ZM92 174H91V176H92ZM97 174H98V173H97ZM100 174H101V173H100ZM130 174L133 176V173H130ZM176 174H177V173H176ZM189 174H190V170H189ZM189 174H188V176H189ZM208 174H209V173H208ZM217 174H218V173H217ZM220 174H222V173H220ZM223 174H224V173H223ZM223 174H222V176H224ZM0 175L3 176L2 174H0ZM10 175H11V173H10ZM10 175H9V177H10ZM18 175H19V174H18ZM36 175H37V174H36ZM36 175H34V176H36ZM38 175H39V173H38ZM44 175H48V174H44ZM44 175H43V176L41 175V176H42L41 178H43ZM55 175H54V176H55ZM58 175L60 176V174H58ZM58 175H57V176H58ZM64 175L66 176V172H65ZM86 175H87V176H86ZM101 175H102V174H101ZM142 175H143V174H142ZM153 175H154V173H153ZM163 175H164V174H163ZM171 175H172V174H171ZM177 175H178V174H177ZM196 175H198V174H195L194 176H196ZM200 175H204V174H200ZM230 175L228 176V178L230 177ZM243 175H244V174H243ZM246 175H247V174H246ZM246 175H245V176H246ZM248 175H249V173H248ZM248 175H247V176H248ZM1 176H0V177H1ZM7 176H8V175H6V178H7ZM48 176H50V175H48ZM57 176H55V177H57ZM145 176H146V175L142 176V177H144L143 179H145ZM156 176H157V175H156ZM164 176H167V175H164ZM164 176H163V178H164ZM168 176H170V174H169ZM241 176H242V175H241V173H240V177H241ZM245 176H243V177H245ZM9 177H8V178H9ZM11 177H12V176H11ZM11 177H10V178H11ZM13 177H14V178L17 177V174H16V176H13ZM18 177H19V176H18ZM20 177H21V176H20ZM20 177H19V178H20ZM39 177H40V175L38 176V178H39ZM50 177H51V176H50ZM74 177H75V175H74ZM78 177H79V176H78ZM88 177H89V176H88ZM88 177H87V178H88ZM139 177L141 178V176H139ZM139 177H138V178L136 177V178L139 180ZM160 177H162V176L160 175ZM175 177H176V176H175ZM186 177H187V176H186ZM190 177H191V176H190ZM205 177H208V176L206 175ZM211 177H212V174H211ZM213 177H214V176H213ZM231 177H232V176H231ZM249 177H250V175H249ZM254 177H255V176H254ZM256 177H257V175H256ZM261 177H262V176H261ZM14 178H13V179H14ZM21 178H22V177H21ZM21 178H20V179H21ZM38 178H36V180H37ZM44 178H45V177H44ZM69 178H70V177H69ZM69 178H68V179H69ZM92 178H94V177H92ZM130 178H131V176H130ZM132 178H133V177H132ZM136 178H135V179H136ZM147 178H148V176H147ZM147 178H146V179H147ZM158 178H159V176H158ZM176 178H177V177H176ZM234 178H235V176L233 177V179H234ZM252 178H253V177H252ZM257 178H259V176H258ZM263 178H264V177H263ZM1 179H3V178H0V180H1ZM11 179H12V178H11ZM15 179H16V178H15ZM22 179H23V178H22ZM31 179H32V178H31ZM49 179H50V178H48V180H49ZM66 179H67V178H66ZM72 179H73V178H72ZM78 179H79V178H78ZM137 179H136V182H138ZM168 179H170V178H168ZM178 179H180V178H178ZM185 179L188 180V178H185ZM194 179H195V178H194ZM199 179H202V177L200 176ZM203 179H204V178H203ZM206 179H207V178H206ZM222 179H223V178H222ZM231 179H232V178H231ZM233 179H232V180H233ZM244 179H245V178H244ZM247 179H248V178H246V180H247ZM253 179H254V178H253ZM17 180H18V178H17ZM26 180H27V179H26ZM48 180H46V181H48ZM51 180H52V179H51ZM53 180H54V179H53ZM62 180H63V179H62ZM69 180H70V179H69ZM74 180L76 181V179H73L72 181H74ZM129 180H130V179H129ZM149 180H150V179H149ZM191 180H192V178L190 179V182H191ZM196 180H197V179H196ZM204 180H205V179H204ZM224 180H226V178H225ZM246 180H245V181H246ZM248 180H249V179H248ZM254 180H255V179H254ZM254 180H253V181H254ZM2 181H4V180H2ZM2 181H1V182H2ZM10 181H14V180H10ZM15 181H16V180H15ZM21 181H22V180H21ZM40 181H41V180H40ZM57 181H58V180H57ZM57 181H54V184H55V182H57ZM78 181H80V180H78ZM84 181H83V182H84ZM94 181L96 182L97 180L94 178ZM99 181L101 182V180H99ZM145 181H146V180H145ZM147 181H148V180H147ZM152 181H153V180H152ZM161 181H162V180H161ZM181 181H182V180H180V183H181ZM193 181H194V180H193ZM197 181H199V180H197ZM201 181H202V180H201ZM201 181H200V182H201ZM228 181H229V179H228ZM233 181H234V180H233ZM235 181H236V179H235ZM237 181H238V180H237ZM255 181H256V180H255ZM30 182H33V181H30ZM35 182H36V181H35ZM38 182H39V180H38ZM43 182H44V181H43ZM51 182H52V181H51ZM59 182H60V180H59ZM69 182L72 183L71 181H69ZM87 182H89V179H88ZM100 182H99V184H100ZM129 182H130V181H129ZM133 182L136 183L135 181H133ZM133 182H132V179H131V183H133ZM148 182L150 183V181H148ZM153 182H154V181H153ZM157 182H158V181H157ZM183 182H184V181H183ZM183 182H182V183H183ZM204 182H205V181H204ZM210 182H211V181H210ZM247 182H248V181H247ZM258 182H259V181H258ZM39 183H41V182H39ZM61 183H62V181H61ZM63 183H64V182H63ZM63 183H62V185H63ZM89 183H90V182H89ZM89 183H87L88 186H89ZM134 183L131 184V185L133 186ZM151 183H152V182H151ZM177 183H178V182H177ZM184 183H186V182H184ZM184 183H183V185H184ZM192 183H193V182H192ZM222 183H223V182H222ZM230 183H231V181H230ZM234 183H235V182H234ZM241 183H242V182H241ZM243 183L245 184L244 181H243ZM2 184H3V186L5 185L4 183H2ZM2 184H1V185H2ZM20 184H24V183H20ZM43 184H45V183H43ZM43 184H42V186H43ZM50 184H51V183H50ZM52 184H53V183H52ZM68 184H69V183H68ZM72 184H73V183H72ZM72 184H71V185H72ZM83 184H85V183H83ZM83 184L81 183V185H83ZM87 184H85V185H87ZM139 184H140V182H139ZM141 184H143V183H141ZM144 184H146V183H144ZM147 184H148V183H147ZM147 184H146V185H147ZM152 184H153V183H152ZM158 184H159V182H158ZM172 184H176V183H172ZM190 184H191V183H190ZM224 184H225V183H224ZM227 184H228V183H227ZM252 184L255 185V182L252 183ZM259 184H260V183H259ZM261 184H262V183H261ZM13 185H14V184H13ZM37 185H38V184H37ZM55 185H57V184H55ZM74 185H75V184H74ZM124 185H125V184H124ZM128 185H129V184H128ZM136 185H137V184H136ZM183 185H182V186H183ZM191 185H193V184H191ZM228 185H229V184H228ZM232 185H233V182H232ZM250 185H251V184H250ZM15 186H16V185H15ZM20 186H21V185H20ZM25 186H26V185H25ZM30 186H31V185H30ZM38 186L41 187V185H38ZM38 186H37V189H38ZM57 186H58V185H57ZM59 186L61 187V185H59ZM83 186H84V185H83ZM125 186H126V185H125ZM138 186H139V185H138ZM138 186H137V189H138ZM144 186H145V185H144ZM148 186H149V184H148ZM150 186H151V184H150ZM150 186H149V187H150ZM158 186H160V185H158ZM170 186H171V185H170ZM182 186H181V187H182ZM203 186H204V185H203ZM222 186H224V185H222ZM235 186H236V185H235ZM257 186H258V185H257ZM259 186H260V185H259ZM1 187H2V186H0V188H1ZM4 187H5V186H4ZM23 187H24V185H23ZM55 187H56V186H55ZM60 187H59V188H60ZM129 187H130V186H129ZM134 187H135V185H134ZM160 187H161V186H160ZM171 187H173V186H171ZM171 187H170V189H171ZM175 187H176V186H175ZM175 187H174V188H175ZM177 187H178V186H177ZM179 187H180V186H179ZM195 187H196V186H195ZM205 187H206V186H205ZM205 187H204V188H205ZM207 187L210 188L209 185H207ZM211 187H212V186H211ZM213 187H215V186H213ZM233 187H234V185H233ZM242 187H243V185H242ZM242 187H240V188L242 189ZM245 187H246V184H245ZM247 187H250V186H247ZM260 187H262V186H260ZM46 188H48V187H46ZM46 188H44V189H46ZM57 188H58V187H57ZM86 188H87V187H86ZM120 188H121V187H120ZM123 188H124V187H123ZM132 188H133V187H132ZM135 188H136V187H135ZM139 188H140V186H139ZM141 188H142V187H141ZM152 188H153V186H152ZM228 188H229V187H228ZM228 188H227V189H228ZM257 188H258V187H257ZM14 189H17V190H18V188H14ZM27 189L29 190L30 187L27 188ZM41 189H42V188H41ZM91 189H93V188H91ZM124 189H125V188H124ZM137 189H134V192H135ZM143 189H144V188H143ZM146 189H147V188H146ZM179 189H180V188H179ZM183 189H184V187H183ZM190 189H191V188H190ZM227 189H226V191H227ZM229 189H230V188H229ZM262 189H263V187H262ZM31 190H32V189H31ZM34 190H35V188H34ZM39 190H40V189H39ZM39 190H37V191H39ZM127 190H128V189H126V193L124 192V194H128V193H127V192H128ZM130 190H132V189H130ZM130 190H129V192H130ZM149 190H150V189H149ZM149 190H148V192H149ZM184 190H185V189H184ZM191 190H192V189H191ZM191 190H189L190 193H192ZM197 190L199 191L198 188H197ZM202 190H203V189H202ZM211 190H212V189H211ZM211 190H209V191H211ZM231 190H232V189H231ZM231 190H229V192H231ZM244 190H245V189H244ZM0 191H1V189H0ZM18 191H20V190H18ZM18 191H17V192H18ZM35 191H36V190H35ZM40 191H41V190H40ZM43 191H44V190H43ZM43 191H42V192H43ZM90 191H91V190H90ZM120 191H123V189L121 188ZM120 191H119V192H120ZM143 191H144V190H143ZM181 191H182V188H181ZM216 191H217V190H216ZM216 191L214 192V190H213L214 193H216ZM232 191H233V190H232ZM239 191H240V190H239ZM239 191L236 190V192L234 191L233 193H238ZM251 191H252V190L249 189V192H251ZM253 191H254V189H253ZM3 192H4V191H3ZM5 192H6V191H5ZM12 192H13V190H12ZM26 192H27V191H26ZM30 192H33V191H29V193H30ZM44 192H45V191H44ZM46 192H49V191H46ZM80 192H81V191H80V188H78V187L63 186V187H62V188L56 193L54 199H53L52 202L50 203V205H49V207H48V209H47V213H46V215L53 214V215H55L56 219H57V217H58L59 219L63 220V217H65V215H66V213L68 212V210L70 209V207L73 206V205H75V204H78V201H79V194H80ZM131 192H133V191H131ZM131 192H130V193H131ZM136 192H137V191H136ZM146 192H147V191H146ZM150 192H151V191H150ZM175 192H176V191H175ZM182 192H183V191H182ZM195 192H196V191H195ZM202 192H205V189H204V191H202ZM206 192H207V188H206ZM219 192H220V190H219ZM227 192H228V191H227ZM246 192H248V191H246ZM256 192L259 193V190L256 191ZM14 193L16 194V195L14 194L15 196H17L18 194H20V192H19L18 194H17L16 192H14ZM34 193H35V192H34ZM34 193H31V194H30V195L32 196V198H33V196L35 195ZM81 193H82V192H81ZM140 193H141V192H140ZM143 193H144V192H143ZM171 193H172V192H171ZM188 193H189V192H188ZM221 193H222V192H221ZM225 193H226V192H225ZM251 193H252V192H251ZM254 193H255V191H254ZM1 194H2V192H1ZM1 194H0V197H2ZM12 194H13V193H12ZM21 194H22V193H21ZM27 194H28V192H27ZM32 194H34V195H32ZM40 194H41V192H40ZM40 194L38 193V195H40ZM87 194H89V193H87ZM87 194H86V195H87ZM119 194H120V193H119ZM132 194H133V193H132ZM152 194H154V196H155V195H158V193H156V194H155V193H150L149 195L152 196ZM179 194H181V193H179ZM199 194H200V193H199ZM217 194H218V193H217ZM240 194H241V192H240ZM242 194H243V192H242ZM244 194H248V193H245V192H244ZM244 194H243V195H244ZM255 194H256V193H255ZM4 195H5V194H4ZM6 195H7L6 199H5V196H4V197H2V198L0 199V201H2V199H4V200H7V198L10 199V198L8 197V195H9V194H8V191H7V194H6ZM28 195H29V194H28ZM36 195H37V193H36ZM91 195H92V194H91ZM91 195H90V196H91ZM117 195H118V194H117ZM129 195H131V194H129ZM166 195H167V194H166ZM171 195H172L171 197H173L175 194H171ZM215 195H216V194H215ZM226 195H228V193H227ZM234 195H236V194H234ZM256 195H257V194H256ZM258 195H259V194H258ZM10 196H11V195H10ZM15 196H14V197H15ZM43 196L45 197V195H43ZM118 196H119V195H118ZM120 196H122V199H123V200L127 197V195H126V197L124 198V197H123V194L120 195ZM143 196H144V194H143ZM145 196H146V195H145ZM151 196H150V197H151ZM190 196H191V195H190ZM193 196H194V194H193ZM201 196H202V195H201ZM245 196H246V195H245ZM248 196H249V197H246L244 203L240 206L241 208L239 207V208L241 209V211H242V212H241V215H240L241 217H239V218H241V219L238 220L239 222H240V220H242V221H241L242 223H241L240 229H241V227H243V226L246 224L247 219H248V218H251V217L255 219L254 221H256V219H257L259 222L261 221V222L263 223V225H264V208H263V207H260V206H259V207L255 206V205H254V204H255V199H253V197H250V195H248ZM251 196H252V195H251ZM36 197H37V196H36ZM41 197H42V195H40V197L38 196V198H41ZM140 197H141V196H140ZM148 197H149V196H148ZM165 197H166V196H165ZM171 197H169V198L171 199ZM191 197H192V196H191ZM228 197L230 198L229 195H228ZM236 197H237V196H236ZM11 198H12V197H11ZM17 198H18V197H17ZM26 198H27V200H26ZM29 198H31V197L29 196ZM34 198H35V197H34ZM34 198H33V199H34ZM38 198H37V199H38ZM88 198H90V197H88ZM91 198H92V197H91ZM130 198H132V195H131ZM134 198H135V200H136V197H134ZM157 198H158V197H157ZM173 198H174V197H173ZM192 198L194 199V197H192ZM196 198H198V196H197ZM196 198H195V199H196ZM202 198H203V197H202ZM202 198H200V199H202ZM218 198H219V197H218ZM243 198H244V196H243ZM24 199H25L26 201H29L28 197H24ZM24 199H23V200L20 199L22 203H23ZM120 199H121V197H120ZM120 199H119V200H120ZM132 199H133V198H132ZM149 199H150V198H149ZM149 199H148V200H149ZM220 199H221V200L223 199L222 196H221ZM4 200H3V201H4ZM10 200H11V199H10ZM41 200H43V197H42ZM85 200H86V199H85ZM85 200H83V201L85 202ZM133 200H134V199H133ZM148 200H147V201H148ZM155 200H157V199H155ZM158 200H159V199H158ZM158 200H157V201H158ZM164 200L166 201V199H164ZM256 200H257V199H256ZM7 201H8V200H7ZM7 201H6V202H7ZM31 201H32V200H31ZM35 201H37V200L35 199ZM44 201H45V200H44ZM44 201H43V202H44ZM87 201H88V200H87ZM96 201H95V202H96ZM125 201H126V202H127V201H130V199L128 200V199L126 198ZM168 201H170V200H168ZM195 201H196V200H195ZM204 201H205V200H204ZM229 201H230V200H229ZM21 202H19V203H21ZM33 202H34V201H33ZM33 202H31V205H32ZM81 202H82V201H81ZM88 202H89V201H88ZM126 202H124V203H126ZM132 202H133V201H132ZM141 202H142V201H141ZM151 202H154V201L152 200ZM158 202H159V201H158ZM178 202H179V200H178ZM192 202H193V201H192ZM209 202H210V200H209ZM213 202H214V201H213ZM231 202H233V201H231ZM258 202H259V201H258ZM258 202H257V203H258ZM261 202H262V201H261ZM0 203H1V202H0ZM8 203H9V202H7V205H8ZM28 203H30V202H28ZM36 203H38V202H36ZM39 203H41V202H39ZM85 203H86V202H85ZM134 203H135V201H134ZM146 203H147V202H146ZM160 203H161L160 205L162 206V202H161V200H160ZM165 203L167 204L168 202H165ZM165 203H163V204H165ZM217 203H218V202H217ZM237 203H238V202H237ZM257 203H256V204H257ZM1 204H4V205H2V206L5 207V204H6V203H5V201H4V203L2 202ZM80 204H81V203H80ZM83 204H84V203H83ZM91 204H92V203H91ZM94 204H95V203H93V205H94ZM96 204H97V203H96ZM119 204H122V205L125 206V204H123V202H120ZM128 204H129V203H128ZM136 204H137V203H136ZM140 204H141V203H140ZM140 204H139V205H140ZM181 204H182V203H181ZM190 204H191V203H190ZM195 204H196V203H195ZM212 204H213V203H212ZM215 204H216V203H215ZM223 204H224V202H223ZM223 204H222L221 206H223ZM225 204H226V203H225ZM7 205H6V208H7L8 206H10V205H8V206H7ZM17 205H18V204H17ZM37 205H38V204H37ZM88 205H89V204H88ZM129 205H130V204H129ZM129 205H126V206H129ZM134 205H135V204H134ZM137 205H138V204H137ZM144 205H146V204H144ZM144 205H140V206H142V207H139V208H141V211L143 210L142 208H143ZM147 205H150V202L147 203ZM153 205H154V204H153ZM174 205H175V204H174ZM174 205H173V207H174ZM179 205H180V204H179ZM179 205H178V207H179ZM188 205H189V204H188ZM192 205H193V204H192ZM208 205H210V204H208ZM28 206H29V205H28ZM28 206H27V207H28ZM38 206H39V205H38ZM83 206H87V204H86V205H83ZM126 206H125V209H126ZM155 206H156V204H155ZM157 206H158V205H157ZM161 206H160V207H161ZM164 206H165V205H164ZM175 206H177V205H175ZM184 206H185V205H184ZM206 206H207V205H206ZM237 206H238V205H237ZM4 207L2 208L3 210H4ZM27 207H26V208H27ZM29 207H30V206H29ZM35 207H37V206L35 205ZM119 207H121V206H119ZM119 207H118L117 209H119ZM130 207H131V205H130ZM152 207H153V206H152ZM173 207H171V208H173ZM178 207H177V208H178ZM186 207H187V206H186ZM197 207L199 208V206H197ZM200 207H202V205H201ZM0 208H1V207H0ZM12 208H14V207H12ZM22 208H23V207H22ZM24 208H25V207H24ZM24 208H23V209H24ZM104 208H105V207H104ZM122 208H123V207H122ZM134 208H135V207H134ZM134 208H133V209H134ZM158 208H159V207H158ZM158 208H157V209H158ZM177 208H176V210H177ZM202 208H204V207H202ZM206 208L208 209V207H206ZM206 208H205V209H206ZM218 208H219V207H218ZM223 208H224V207H223ZM228 208H229V207H228ZM237 208H238V207H237ZM7 209H8V208H7ZM14 209H16V208H14ZM75 209H76V210H74L75 214H73L74 212H73V213L70 212V213L73 214V215H71V216L78 215V214H76V213H78V209H77V208H75ZM117 209H116V210H117ZM128 209H129V208H128ZM147 209H148V208H147ZM166 209H167V208H166ZM189 209H190V208H189ZM194 209H196V208H194ZM207 209H206V210H207ZM211 209H213V206H212ZM216 209H217V208H216ZM225 209H226V207H225ZM16 210H17V209H16ZM80 210H81V208H80ZM86 210H87V208H86ZM116 210H115V211H116ZM139 210H140V209H139ZM187 210H188V209H187ZM190 210H191V209H190ZM196 210L198 211V209H196ZM203 210H204V209H203ZM209 210H210V207H209ZM13 211H14V210H13ZM18 211L20 212L21 210H18ZM18 211H17V212H18ZM24 211H25V210H24ZM76 211H77V212H76ZM82 211H83V210H82ZM87 211H88V210H87ZM113 211H114V210H113ZM133 211H134V210H133ZM133 211H132V212H133ZM180 211H181V210H180ZM194 211H195V210H194ZM204 211H205V210H204ZM204 211H203V212H204ZM207 211H208V210H207ZM21 212H22V211H21ZM88 212H90V211H88ZM91 212H92V211H91ZM159 212H160V210H159ZM168 212H169V210H168ZM182 212H183V211H182ZM190 212L192 213L193 211H190ZM190 212L187 211V212H184V213H190ZM219 212H220V211H219ZM232 212H234V210H233ZM14 213H15V211H14ZM44 213H45V212H44ZM115 213H117V212H115ZM140 213H141V212H140ZM140 213H137V215L139 216ZM142 213H143V211H142ZM161 213H162V212H161ZM169 213H170V212H169ZM172 213H173V212H171V214H172ZM180 213H181V212H180ZM184 213H183V214H184ZM191 213H190V214H191ZM217 213H218V212H217ZM220 213H221V212H220ZM223 213H224V212H223ZM225 213H227V212L225 211ZM234 213H235V212H234ZM16 214H17V213H16ZM18 214H19V213H18ZM92 214H93V213H92ZM178 214H179V213H178ZM202 214H204V213H202ZM205 214H206V213H205ZM205 214H204V215H205ZM114 215H115V214H114ZM116 215H117V214H116ZM119 215H121V214H119ZM119 215H118V216H119ZM140 215H141V214H140ZM154 215H155V214H154ZM156 215L158 216L157 212H156ZM164 215L166 216V213L163 214V216H164ZM167 215H168V214H167ZM174 215H176V213H175ZM188 215H189V214H188ZM191 215H192V214H191ZM196 215H197V214H196ZM196 215H195V216H196ZM198 215H199V214H198ZM219 215H220V214H219ZM225 215H226V214H225ZM21 216H22V215H21ZM118 216H117V217H118ZM146 216H147V215H146ZM163 216H162V217H163ZM165 216H164V218H165ZM192 216H193V215H192ZM232 216H233V214H232ZM237 216H238V215H237ZM16 217H17V216H16ZM68 217H70V216H68ZM109 217H110V216H109ZM119 217H120V216H119ZM142 217H143V215H142ZM160 217H161V216H160ZM172 217H173V216H172ZM185 217H186V216H185ZM197 217H198V216H197ZM197 217H196V218H197ZM204 217H205V216H204ZM70 218H71V217H70ZM74 218H75V216H74ZM74 218H73V219H74ZM81 218L83 219L84 217L82 216ZM86 218H87V217H86ZM104 218H105V216H104ZM115 218H116V217H115ZM153 218H154V217H153ZM167 218H168V217H167ZM180 218L183 219L182 216L179 217V219H180ZM189 218H190V217H189ZM192 218H193V217H192ZM196 218H195V219H196ZM198 218H199V217H198ZM201 218H203V217L201 216ZM216 218H217V217H216ZM218 218H219V217H218ZM224 218H225V217H224ZM236 218H237V217H236ZM24 219H25V218H24ZM73 219H72V220H73ZM119 219H120V218H119ZM127 219H128V218H127ZM147 219H148V217H147ZM155 219H156V218H155ZM158 219H159V217H158ZM161 219H162V218H161ZM169 219H170V218H169ZM177 219H178V218H177ZM177 219H176V220H177ZM190 219H191V218H190ZM190 219L186 218V220H188V221H189ZM2 220H4V219H2ZM5 220H8V219H5ZM107 220H108V219H107ZM109 220H111V219L109 218ZM162 220H164V219H162ZM172 220H173V218H172ZM184 220H185V219H184ZM203 220H205V219L203 218ZM203 220H202V223L204 222ZM209 220H210V219H209ZM251 220H252V219H251ZM9 221H10V218H9ZM9 221H8V222H9ZM58 221L61 222L60 220H58ZM83 221H84L83 223H84V225H85V220L83 219ZM112 221H114V220L112 219ZM135 221H137V220H135ZM157 221H159V220H156V222H157ZM173 221H174V220H173ZM193 221H195V220H193ZM198 221H200V220L198 219ZM224 221L226 222V220H224ZM234 221H235V220H234ZM8 222H5V223H8ZM86 222H87V221H86ZM107 222H108V221H107ZM122 222H124V221H122ZM122 222H121V223H122ZM126 222H127V221H126ZM132 222H133V221H132ZM137 222H138V221H137ZM147 222H148V221H147ZM162 222H164V221H162ZM162 222H161V223H162ZM165 222H166V221H165ZM171 222H172V221H171ZM191 222H192V221H191ZM211 222H212V221H211ZM230 222H231V221H230ZM248 222H249V221H248ZM10 223H11V221H10ZM61 223H62V222H61ZM88 223H89V222H88ZM152 223H153V222H151V224H152ZM169 223H170V222H169ZM193 223H194V222H193ZM193 223H192V224H193ZM195 223H196V222H195ZM195 223H194V224H195ZM198 223H199V222H198ZM205 223H206V220H205ZM236 223H237V222H236ZM236 223H235L234 225H236ZM0 224H2V222H0ZM81 224H82V223H81ZM81 224H79V226H80ZM107 224H109V222H108ZM116 224H120V223L118 222V223H116ZM144 224H145V223H144ZM153 224H154V223H153ZM155 224H157V223H155ZM187 224H188V223H187ZM200 224H201V221H200ZM203 224H204V223H203ZM206 224H207V223H206ZM209 224H210V222H209ZM214 224H215V223H214ZM214 224H213V225H214ZM223 224H224V223H223ZM232 224H233V223H232ZM251 224H252V223H251ZM257 224H259V223H257ZM12 225H13V224H12ZM12 225H11V226H12ZM75 225L78 226L77 224H75ZM86 225H87V224H86ZM88 225H89V224H88ZM88 225H87V226H88ZM138 225H139V227H140V224H139V223L137 224V226H138ZM159 225H160V224L158 223V226H159ZM168 225H169V224H168ZM178 225H179V224H178ZM188 225H189V224H188ZM198 225H199V224H198ZM215 225H216V224H215ZM230 225H231V224H230ZM234 225H233V226H234ZM247 225H248V223H247ZM247 225H246V226H247ZM252 225H253V224H252ZM252 225H251V226H252ZM263 225H262V226H263ZM108 226H109V225H108ZM110 226H111V224H110ZM123 226H124V225H123ZM128 226H129V225H128ZM156 226H157V225H156ZM174 226H175V225H174ZM193 226H194V225H193ZM205 226H206V225H205ZM205 226H204V227H205ZM211 226H212V225H211ZM211 226H209V227L206 226V227H207V228H210ZM224 226H226V225H224ZM246 226H244V227H246ZM253 226H254V225H253ZM6 227L8 228V224L6 225ZM13 227H14V225H13ZM63 227L65 228V225H64ZM111 227H112V226H111ZM124 227H125V226H124ZM130 227H131V226H130ZM135 227H136V226H135ZM139 227H138V228H139ZM142 227H143V226H141V229H144V227H143V228H142ZM149 227H150V224H149ZM159 227L161 228V226H159ZM165 227H166V226H165ZM191 227H192V225H191ZM199 227H200V225H199ZM227 227H228V226H226V228H227ZM254 227H256V226H254ZM257 227H259V226H257ZM3 228H4V227H3ZM77 228H78V227H77ZM138 228H137V229H138ZM146 228H148V227H146ZM155 228H156V227H155ZM162 228H163V227H162ZM184 228H185V227H184ZM189 228H190V227H189ZM189 228H188V229H189ZM201 228L203 229L202 224H201L200 229H201ZM207 228H204V229H207ZM211 228H213V226H212ZM222 228H223V227H222ZM222 228H221V229H222ZM251 228H252V227H251ZM262 228H263V227H262ZM262 228H261V229H262ZM4 229H5V228H4ZM72 229H74V228H72ZM75 229H76V228H75ZM80 229H81V228H80ZM105 229H106V228H105ZM111 229H112V228H111ZM151 229H153V228H149V229H147V230H151ZM157 229H158V228H157ZM165 229H166V228H165ZM172 229H174V228H172ZM186 229H187V228H186ZM188 229H187V230H188ZM217 229H219V228L217 227ZM221 229H220V230H221ZM236 229H237V227L235 228V227H231V226H230L229 228L225 229V231L222 229L221 231H224V232H222L221 235L224 233L223 235L226 236V233H229V232L232 233L233 231H236ZM258 229H259V228H258ZM10 230L13 231L11 228H10ZM10 230H9V231H10ZM46 230H48V228H46ZM49 230H50V229H49ZM86 230H87V229H86ZM125 230H126V229H125ZM125 230H124V231H125ZM127 230H128V229H127ZM145 230H146V229H145ZM160 230H161V229H160ZM181 230H182V229H181ZM191 230H192V232H193V229H192V228H191ZM198 230H199V229H198ZM214 230H215V229H214ZM247 230H248V229H247ZM0 231H2V230L0 229ZM18 231H19V230H18ZM80 231H81V230H80ZM100 231H101V230H100ZM105 231H107V230H104V232H105ZM108 231H109V229H108ZM108 231H107V233H108ZM135 231H136V230H135ZM151 231H152V230H151ZM151 231H150V232H151ZM154 231H155V230H154ZM179 231H180V230H179ZM184 231H185V230H184ZM184 231L182 230L181 233H183ZM196 231H197V230H196ZM200 231H201V230H200ZM204 231H205V230H204ZM206 231H208V230H206ZM210 231H211V230H210ZM215 231H216V230H215ZM221 231H219V232H221ZM245 231H246V229H245ZM252 231H253V230H252ZM254 231H255V230H254ZM257 231H259V230H257ZM260 231H261V230H260ZM15 232H16V231H15ZM73 232H74V231H73ZM77 232H79V231H77ZM77 232L75 231L74 233H77ZM104 232L102 231V233H100V235H102V234L104 235ZM110 232H111V231H110ZM131 232H132V231H131ZM152 232H153V231H152ZM152 232H151V234H152ZM155 232H156V231H155ZM162 232H163V231H162ZM162 232H161V233H162ZM189 232H191V231L189 230ZM189 232H188V233H189ZM197 232H199V231H197ZM208 232H209V231H208ZM236 232H237V231H236ZM242 232H243V231H242ZM250 232H251V231H250ZM262 232H263V229H262ZM7 233H9V232H7ZM49 233H50V232H49ZM105 233H106V232H105ZM107 233H106V234H107ZM111 233H112V232H111ZM142 233H143V230H142ZM161 233H160V234H161ZM175 233H176V232H175ZM230 233H229V234H230ZM244 233H245V232H244ZM263 233H264V232H263ZM78 234H80V233H78ZM124 234H125V233H124ZM129 234H130V230H129ZM145 234H146V233H145ZM145 234H144V235H145ZM162 234H163V233H162ZM162 234H161V235H162ZM165 234H166V233H165ZM176 234H177V233H176ZM203 234H204V233H203ZM216 234H218V233H216ZM248 234H249V233H248ZM252 234H253V233H252ZM257 234H258V233H257ZM0 235H1V233H0ZM11 235H12V232H11ZM114 235H116V234H114ZM114 235H113V236H114ZM144 235H143V237H144ZM167 235H168V234H167ZM177 235H178V234H177ZM214 235H215V234L213 233V236H214ZM219 235H220V234H218L217 237H218ZM221 235H220V236H221ZM242 235H243V234H242ZM246 235H247V233H246ZM253 235H254V234H253ZM12 236H13V235H12ZM12 236H11V237H12ZM24 236H25V235H24ZM31 236H32V235H31ZM76 236H77V235H76ZM104 236H105V235H104ZM132 236H133V235H132ZM132 236H131V238H132ZM140 236H142V235H140ZM168 236H170V235H168ZM182 236L186 237L184 234L181 235V237H182ZM189 236H190V234H189ZM205 236H206V235H205ZM205 236H203V238H204ZM210 236H211V235H210ZM4 237H5V236H4ZM84 237H85V236H84ZM93 237H94V239H95V238L97 239V240L95 239V241H98V240H99V238H97V235H96V237H95V236H93ZM99 237H100V236H99ZM125 237H126V236H125ZM138 237H139V236H138ZM143 237H142V239H144ZM145 237H146V235H145ZM149 237H150V236H148L147 238H149ZM161 237L163 238L164 236H161ZM161 237H160V235H159V238H161ZM165 237H166V236H165ZM176 237H177V236H176ZM187 237H188V236H187ZM217 237H216V239H217ZM229 237H230V236H229ZM235 237H239V238H240V236H238V235L235 236ZM243 237H244V236H242L241 238H243ZM28 238H29V237H28ZM49 238H50V237H49ZM101 238H102V237H101ZM103 238H104V237H103ZM103 238H102V239H103ZM128 238H129V237H128ZM131 238H130V239H131ZM152 238H153V236H152ZM155 238H156V237H155ZM173 238H174V237H173ZM173 238H172V239H173ZM218 238H219V237H218ZM246 238H248V237L246 236ZM255 238H256V237H255ZM5 239H6V238H5ZM7 239H8V238H7ZM30 239H31V238H30ZM32 239H33V238H32ZM102 239H101V240H102ZM133 239H134V238H133ZM183 239H184V238H183ZM189 239H190V238H189ZM199 239H200V237H199ZM209 239H210V238H209ZM211 239H212V238H211ZM214 239H215V238H214ZM231 239L235 240L233 237H232ZM249 239H250V238H249ZM251 239H252V238H251ZM1 240H2V239H1ZM24 240H25V238H24ZM91 240H92V239H91ZM154 240H155V239H154ZM156 240H157V239H156ZM156 240H155V241H156ZM160 240H161V239H160ZM176 240H177V239H176ZM186 240H187V239H186ZM201 240H202V239H201ZM219 240H220V239H219ZM223 240H225V239H223ZM226 240H227V239H226ZM247 240H248V239H247ZM263 240H264V239H263ZM6 241H7V240H6ZM6 241H5V242H6ZM11 241H12V240H11ZM28 241H29V240H28ZM30 241H31V240H30ZM80 241H81V240H80ZM92 241H93V240H92ZM92 241H91V242H92ZM132 241H133V240H132ZM145 241H147V240H145ZM145 241H143V242L146 243ZM151 241H152V240H151ZM169 241H171V240L169 239ZM169 241H168V242H169ZM184 241H185V240H184ZM188 241H189V240H188ZM198 241H199V240H198ZM202 241H203V240H202ZM216 241H217V240H215V242H216ZM250 241H251V240H250ZM255 241H256V239L254 240V242H255ZM17 242H18V241H17ZM25 242L27 243L26 240H25ZM33 242L35 243L34 239H33ZM99 242H100V241H99ZM101 242H103V241H101ZM127 242H128V241H127ZM127 242H125V243H127ZM158 242H160V241H158ZM173 242H174V241H173ZM191 242H192V241H191ZM196 242H197V241H196ZM215 242H214V243H213V242L211 243L210 241L204 240L203 242L200 243V245H199L198 248H192L193 250L190 251V255H191V256H189V257H192V259H191V261H190L189 264H197V263L199 262L200 258L202 257L201 255H202L204 252H205V253L207 252V254L209 253V255L212 257L211 259H213L214 262H215L218 258H219V259L221 258V254L225 256V252H226V251H225V252L221 251V252L224 253V254H223V253H220L219 251L216 252L217 249L215 248V249H216V250H215V249L213 248ZM221 242H222V241H221ZM252 242H253V240H252ZM6 243H7V242H6ZM85 243H86V242H85ZM93 243H94V242H93ZM93 243H92V244H93ZM121 243H122V242H121ZM144 243H143V244H144ZM162 243H163V242H162ZM192 243H193V242H192ZM224 243H225V242H224ZM240 243H241V241H240ZM250 243H251V242H250ZM10 244H11V243H10ZM12 244H13V243H12ZM29 244H31V243H29ZM46 244H48V242H46ZM60 244H61V243H60ZM69 244H70L71 246H72V245H73V246H77L78 242H76L75 240H70V243H69ZM95 244H96V242H95ZM95 244H94V245H95ZM100 244H102V243H100ZM122 244H123V243H122ZM138 244H139V243H138ZM150 244H152V243H150ZM160 244H161V242H160ZM160 244H159V245H160ZM164 244H165V243H163V245L161 244V246H163V248H164V246L166 245V244H165V245H164ZM176 244H177V243H176ZM176 244H173V245H176ZM220 244H221V243H220ZM220 244H219V247L221 246ZM227 244H228V242H227ZM232 244H233V243H232ZM243 244L245 245V243H243ZM254 244H255V243H254ZM0 245H2V244H0ZM4 245H5V244H4ZM22 245H23V243H22ZM26 245H27V244H26ZM31 245H32V244H31ZM94 245H93V246H94ZM97 245H98V244H97ZM97 245H96V248H98ZM102 245H103V244H102ZM124 245H125V244H124ZM169 245H170V244H169ZM169 245H167V246H169ZM178 245H179L178 248H180L181 250H183V249L180 247V244H178ZM215 245H216V244H215ZM224 245H225V244H224ZM234 245H238V243H235ZM251 245H252V244H251ZM251 245H250V249H251ZM2 246H3V245H2ZM15 246H16V245L14 244V247H15ZM33 246H34V245H33ZM61 246H62V245H61ZM88 246L90 247V245H88ZM98 246H99V245H98ZM100 246H101V245H100ZM128 246H129V245H127V247H128ZM131 246H132V245H131ZM144 246H145V245H144ZM147 246H149V244H148ZM147 246H145V247H143V248H137V249L134 251V255H133V256H134L135 258H139V257H141L142 255H144L146 252H148L149 250H151V249H149ZM151 246H153V248H154V245H151ZM189 246H190V245H189ZM227 246H228V245H227ZM245 246H246V245H245ZM255 246H256V245H255ZM257 246H258V245H257ZM21 247H22V246H20V248H21ZM23 247H25V246H23ZM101 247H102V246H101ZM101 247H100V248H101ZM173 247H174V246H173ZM222 247H223V246H222ZM229 247H230V246H228V248H229ZM241 247H242V245H241ZM3 248H4V247H3ZM12 248H13V247H12ZM12 248H11V249H12ZM90 248H92V246H91ZM93 248H94V247H93ZM108 248H110V247L108 246ZM168 248H169V247H168ZM178 248L176 247V249H178ZM185 248H186V247H185ZM189 248H190V247H189ZM212 248L214 249L213 251H211ZM242 248H243V247H242ZM252 248H253V246H252ZM4 249H5V248H4ZM6 249H7V248H6ZM14 249H15V248H14ZM16 249H17V248H16ZM21 249H22V248H21ZM23 249H24L23 251H25V248H23ZM31 249H32V248H31ZM111 249H112V248H111ZM119 249H120V248H119ZM123 249H125V247H124ZM128 249H129V248H128ZM155 249H157V248H155ZM160 249H161V247H160ZM164 249H165V248H164ZM170 249H172V248L170 247ZM170 249H169V250H170ZM176 249H172V250H176ZM187 249H188V247H187ZM187 249H186V251H187ZM218 249H219V248H218ZM223 249H224V248H223ZM229 249H230V248H229ZM229 249H228V251L231 250V249H230V250H229ZM240 249H241V248H240ZM246 249L248 250V247H247ZM263 249H264V248H263ZM263 249H260V250H263ZM7 250H9V249H7ZM7 250H6V251H7ZM78 250H79V249H78ZM101 250H102V249H100V251H99V250H96V251L102 253ZM109 250H110V249H109ZM132 250H133V248H132ZM152 250H153V249H152ZM152 250H151V253L153 252ZM158 250H159V249H158ZM158 250H157V251H158ZM169 250H168V251H169ZM172 250H171V251H172ZM181 250H180V251H181ZM224 250H227V249H224ZM242 250H243V249H242ZM242 250H241V251H242ZM257 250H258V249H257ZM257 250H254V248H253V251H257ZM260 250H259V251H260ZM10 251H12L11 253L16 252V250H14V252H13V250H10ZM10 251H9V252H10ZM21 251H22V250H21ZM26 251H27V250H26ZM26 251H25V253H26ZM93 251H95V250L92 249V252H93ZM121 251H122V250H121ZM127 251H130V249L127 250ZM127 251H126V252H127ZM160 251H161V250H160ZM164 251H165V250H164ZM166 251H167V250H166ZM168 251H167V252H168ZM186 251H185V252H186ZM237 251L239 252V250H237ZM237 251H236V252H237ZM2 252H4V250H3ZM9 252H7V254H10ZM88 252H89V249H88ZM105 252L107 253V251H105ZM112 252H113V251H112ZM158 252H159V251H158ZM188 252H189V251H188ZM262 252H264V251H262ZM4 253L6 254V252H4ZM20 253H22V252H20ZM25 253L23 252V253H22L23 255H21V256H24V257L28 256V255H24ZM29 253H30V251H29ZM95 253H96V252H95ZM103 253H104V251H103ZM108 253H109V252H108ZM164 253H165V252H164ZM169 253H170V252H169ZM169 253H167V257H169V256H168ZM172 253H174V251H172ZM176 253H177V252H176ZM181 253L184 254V252H181ZM186 253H187V252H186ZM246 253H247V252H246ZM0 254H1V253H0ZM5 254H2V256L5 255ZM17 254H18L17 256L19 257V255H20L19 252H18ZM54 254H56V253H54ZM93 254H94V252H93ZM118 254H120V253H118ZM124 254H125V253H124ZM126 254H128V253H126ZM158 254H159V257H162V256H163V255H162L163 253H162V254H161V253H158ZM160 254H161V256H160ZM227 254H228V252H227ZM227 254H226V255H227ZM240 254H241V252H240ZM52 255H53V254H52ZM57 255H58V254H57ZM91 255H92V254H91ZM97 255H98V254H97ZM100 255H101V254H100ZM100 255H99V256H100ZM107 255H108V254H107ZM121 255H122V254H121ZM184 255H185V254H184ZM231 255H232V254H231ZM247 255H248V254H247ZM260 255H261V254H260ZM2 256H1V257H2ZM5 256H6V255H5ZM13 256H14V254H13ZM50 256H51V255H50ZM62 256H63V254H62ZM110 256H112V254H111ZM145 256H146V255H145ZM154 256H155V254H154ZM178 256H179V255H178ZM180 256H181V255H180ZM235 256H238V255H235ZM241 256H244V255L241 254ZM252 256H253V255H252ZM258 256H259V255H258ZM258 256H257V257H258ZM7 257H8V258H7ZM43 257H44V256H43ZM54 257H55V259H56V256H54ZM57 257L59 258L60 256H57ZM85 257H86V256H85ZM85 257H84V258H85ZM89 257H90V256H89ZM96 257H97V256H96ZM96 257H95V259L98 258V257H97V258H96ZM108 257H109V255H108ZM152 257H153V254H152ZM152 257H151V258H152ZM164 257H165V259L167 258L166 256H164ZM170 257H173V256L170 255ZM183 257H184V256H183ZM183 257H182V258H183ZM230 257H231V256H230ZM230 257H229V258H230ZM244 257H246V256H244ZM250 257H251V256H250ZM19 258H20V257H19ZM52 258H53V257H52ZM145 258H146V257H145ZM173 258H174V257H173ZM173 258H172V259H173ZM178 258H179V257H178ZM207 258H208V256H207ZM222 258H223V257H222ZM232 258H233V256H232ZM234 258H235V257H234ZM237 258H238V257H237ZM261 258H262V257H261ZM1 259H3V258H1ZM1 259H0V260H1ZM4 259H5V258H4ZM8 259H9V255L6 256V260H8ZM11 259H12V257H11ZM34 259H35V258H34ZM55 259H53V260H55ZM95 259H94V260H95ZM100 259H101V257H100ZM100 259H98V260L100 261ZM104 259H105V258H104ZM161 259H163V257H162ZM165 259H164V260H165ZM175 259H176V258H175ZM187 259H188V258H187ZM211 259H210V260H211ZM223 259H224V258H223ZM230 259H231V258H230ZM238 259H239V258H238ZM263 259H264V258H263ZM12 260H14V259H12ZM16 260H17V259H16ZM18 260H19V259H18ZM22 260H24V259H22ZM22 260H21V261H22ZM42 260H43V259H42ZM53 260H52V262L50 261L51 264L54 262ZM56 260H57V259H56ZM82 260H83V259H82ZM123 260H124V259H123ZM130 260H131V259H130ZM142 260H145V262H146V259H142ZM164 260H162L161 262H163ZM168 260H170V259H167V260H165V261H168ZM202 260H203V259H202ZM248 260H250V259H248ZM259 260H260V259H259ZM2 261H4V260H2ZM9 261H10V260H9ZM9 261H8V262H9ZM43 261H44V260H43ZM43 261H42V262H43ZM57 261H58V260H57ZM79 261H80V263H81V259H80ZM84 261H85V260H84ZM84 261H83V262H84ZM88 261L90 262L91 260L88 259ZM95 261H96V260H95ZM102 261H103V260H102ZM107 261H108V260H107ZM107 261L104 260V262H107ZM158 261H159V260H158ZM165 261H164V262H165ZM211 261H212V260H211ZM211 261H210V262H211ZM237 261H239V260H237ZM245 261H247V260H244V262H245ZM260 261H263V262H264V260H260ZM0 262H1V261H0ZM42 262H40V263L43 264L45 261H44L43 263H42ZM136 262H137V260H136ZM140 262H141V261H140ZM140 262H139V263H140ZM164 262L161 263V264H164ZM182 262H183V260H182ZM187 262H188V261H187ZM202 262H203V261H202ZM226 262H227V261H226ZM247 262H248V261H247ZM250 262H251V261H250ZM4 263L7 264L6 261H5ZM15 263H16V262H15ZM21 263H22V262H21ZM34 263H35V262H34ZM48 263H49V262H48ZM57 263H60V261L57 262ZM57 263H56V264H57ZM91 263H92V262H91ZM100 263H101V262H100ZM100 263H99V264H100ZM107 263H110V262H107ZM107 263H105V264H107ZM121 263H122V260H121ZM133 263H134V262H133ZM133 263H132V264H133ZM137 263H138V262H137ZM152 263H153V262H152ZM159 263H160V262H159ZM176 263H177V260H176ZM178 263H179V261H178ZM178 263H177V264H178ZM204 263H205V262H204ZM227 263H228V262H227ZM227 263H226V264H227ZM239 263H242V262H239ZM22 264H23V263H22ZM45 264H46V263H45ZM83 264H86V263H83ZM93 264H94V262H93ZM141 264H142V262H141ZM171 264H173V263H171ZM183 264H184V262H183ZM186 264H187V263H186ZM207 264H208V262H207ZM211 264H212V262H211ZM220 264H221V263H220ZM244 264H245V263H244ZM246 264H247V263H246ZM250 264H251V263H250Z\"/></svg>",
    "mask_w": 264,
    "mask_h": 264
}]
</instances>
